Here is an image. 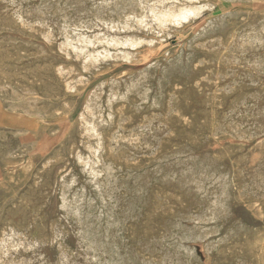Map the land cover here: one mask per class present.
I'll list each match as a JSON object with an SVG mask.
<instances>
[{
  "label": "rangeland",
  "instance_id": "374dc122",
  "mask_svg": "<svg viewBox=\"0 0 264 264\" xmlns=\"http://www.w3.org/2000/svg\"><path fill=\"white\" fill-rule=\"evenodd\" d=\"M0 0V182L3 181L5 184L0 183V263L1 264H146L142 263L147 262V264H244L242 262H246V264H261L262 258L264 264V0H201V4H205L204 9L206 10V13L201 12L202 15L197 16V18L190 19L189 21L184 22L182 24V27L178 26L176 28L172 27L167 30L168 36L166 35L163 39H160L157 35L155 36V33L153 30H151L149 27H147L146 30H144L146 27H140L134 25L132 27L133 29L130 31H122V30H109L106 29V22L109 24L112 17L113 20H117L116 15V9L124 7L125 12H129L131 10H134L133 6L129 2V0H72L74 3H72L71 0H66L68 3L64 4L65 0ZM34 1V2H33ZM39 1V2H38ZM44 1V2H43ZM47 1V2H45ZM59 1V2H58ZM62 1V2H61ZM65 1V2H66ZM70 1V2H69ZM81 1V2H80ZM92 3H88L91 2ZM104 1V2H103ZM108 1V2H107ZM204 1V3H203ZM206 1V2H205ZM248 1V3H247ZM254 1V2H253ZM258 1V2H257ZM261 3H260V2ZM15 2V3H14ZM17 2V3H16ZM21 2V3H20ZM32 4H31V3ZM50 2V4H49ZM55 2V3H54ZM80 4H79V3ZM86 2V3H85ZM94 2V4H93ZM98 2V3H97ZM100 2V3H99ZM120 2V3H119ZM214 2V3H213ZM27 3V4H26ZM29 3V4H28ZM34 3V4H33ZM41 3V4H40ZM44 3V4H43ZM60 3V4H59ZM70 3V4H69ZM77 3V4H76ZM88 3V4H87ZM106 3V4H105ZM110 6H109V4ZM118 3V4H117ZM127 3V4H126ZM208 3H210L208 5ZM214 5H213V4ZM8 4V5H7ZM13 4V5H12ZM48 4V5H47ZM86 5L83 6L82 5ZM93 4V5H92ZM105 4V5H104ZM123 4V5H122ZM12 5V6H11ZM17 5V6H15ZM24 7H23V6ZM33 5V6H32ZM40 5V6H39ZM45 5V7H44ZM77 5V6H76ZM79 5L80 8L79 9ZM91 5V6H90ZM108 7H107V6ZM212 5V6H210ZM9 6H11L9 8ZM41 6L43 8H41ZM67 6V7H66ZM104 6V7H103ZM106 6V7H105ZM114 6V7H113ZM118 6V7H117ZM132 6V7H131ZM215 8H214V7ZM36 7V8H34ZM50 7V8H49ZM52 7H54L52 11ZM57 7V9H56ZM74 12H72V10ZM78 7V9H77ZM97 7V9H96ZM103 7V9H101ZM110 7V9H109ZM207 7V8H205ZM212 9H210V8ZM226 7V8H225ZM6 8V9H5ZM31 8V9H30ZM35 9V14L33 13L32 9ZM67 8V10L65 9ZM69 8V9H68ZM107 8V9H106ZM221 10H220V9ZM223 8V9H222ZM8 9V10H7ZM19 9V10H18ZM49 9V10H48ZM65 9V10H64ZM85 9V11L83 10ZM87 9V10H86ZM90 9V10H89ZM114 9V10H113ZM248 9V10H247ZM17 12H14V11ZM20 10L22 11L20 13ZM26 12H25V11ZM29 10V11H28ZM38 10V11H37ZM41 10V11H39ZM75 10H77L75 12ZM80 10V11H79ZM101 10V11H100ZM103 10V11H102ZM106 10V11H105ZM127 10V11H126ZM213 10V11H212ZM215 10L217 12H215ZM224 10V11H223ZM238 10V11H237ZM240 10V11H239ZM245 10V11H244ZM30 14H28L27 13ZM47 11V12H46ZM70 13H69V12ZM87 11V12H86ZM222 11V12H221ZM237 11V12H236ZM13 12V13H11ZM39 12V13H38ZM41 12V14H40ZM44 12V13H43ZM51 12V13H50ZM54 12V13H53ZM68 12V13H67ZM98 12V14H97ZM241 12V13H240ZM6 13V14H5ZM25 13V14H24ZM43 13V14H42ZM49 13V14H48ZM74 13V14H73ZM77 13V14H76ZM100 13V14H99ZM104 13V14H103ZM221 13V14H220ZM233 13V14H232ZM237 13V15H236ZM261 13V14H260ZM65 14V15H64ZM69 14V15H68ZM85 14V15H84ZM108 14V15H106ZM232 17H230L229 15ZM235 14V15H234ZM7 15V16H6ZM15 15V17H14ZM24 15V16H23ZM27 15V16H26ZM33 15V16H31ZM38 15V16H37ZM41 15V16H40ZM47 15V16H46ZM57 15V16H56ZM74 17H73V16ZM76 15V17H75ZM81 15V16H80ZM84 15V16H83ZM102 15V16H101ZM208 15V16H207ZM223 15V16H222ZM240 15V16H239ZM248 15V16H247ZM17 16V18H16ZM19 16V17H18ZM28 18V21L25 20L24 17ZM31 16V17H29ZM40 16V17H39ZM56 16V17H55ZM62 16V17H61ZM205 16V17H204ZM211 16V17H210ZM214 16V17H212ZM219 16V17H218ZM229 18H227V17ZM239 16V17H237ZM13 17V18H12ZM39 17V18H38ZM51 17V18H50ZM53 17H55L53 19ZM72 17V18H71ZM82 17V18H81ZM92 17V18H91ZM97 17V19H96ZM106 17V18H104ZM111 17V18H109ZM224 17V18H222ZM18 19V21L16 19ZM22 18V19H21ZM30 18V20H29ZM41 18L43 21H41ZM65 18V19H64ZM74 18V19H73ZM79 18V19H78ZM102 18V19H101ZM104 18V19H103ZM212 20H211V19ZM214 18V19H213ZM217 18V19H215ZM222 18V19H221ZM248 18V19H247ZM263 18V19H262ZM33 19V21H32ZM40 19V20H39ZM49 19V20H47ZM55 21H53V20ZM64 19V20H63ZM68 19V20H67ZM77 19V21H75ZM88 19V21H87ZM107 19V20H106ZM111 19V20H112ZM204 19V20H203ZM221 21H219V20ZM224 19V21H223ZM228 19V20H227ZM240 19V20H239ZM243 19V20H241ZM246 19V20H245ZM250 19V20H249ZM22 20V21H21ZM80 20V21H78ZM94 20V22H93ZM218 20V21H217ZM263 21V22H260ZM9 21V22H7ZM37 21V22H36ZM40 21V22H38ZM60 21V22H59ZM75 21V22H74ZM87 21V22H86ZM91 21V22H90ZM99 21V22H98ZM192 21V22H191ZM196 21V22H195ZM228 21V23H227ZM234 21V22H233ZM238 21V22H237ZM259 21V22H258ZM17 22V23H16ZM20 22V23H19ZM43 22V23H42ZM51 22V23H50ZM54 22V23H53ZM62 22V23H61ZM66 22V23H65ZM73 22V23H71ZM96 22V23H95ZM105 22V23H104ZM213 22H216V24ZM236 22V23H235ZM243 22V24H242ZM15 23V24H14ZM28 23V24H27ZM33 25H29L31 24ZM37 23V24H36ZM47 23V24H46ZM53 25L52 26H50ZM70 23V24H69ZM81 23V24H80ZM103 25H102V24ZM191 23V24H190ZM208 23V24H206ZM211 23V25H210ZM256 23H261L257 25ZM23 24V26H22ZM28 26H27V25ZM57 24V25H56ZM69 24V25H68ZM73 24V25H72ZM76 24V25H75ZM89 24V25H87ZM187 24V25H186ZM222 24V25H220ZM246 24V25H245ZM253 24V25H252ZM26 25V26H25ZM39 25H41L39 27ZM46 25V27L44 26ZM75 25V26H74ZM83 25V26H82ZM92 25V26H91ZM208 25V26H207ZM210 25V26H209ZM224 25V26H223ZM249 25V26H248ZM257 25V26H255ZM3 26V27H1ZM36 26V27H35ZM61 26V27H60ZM64 26V27H63ZM68 26H70L68 28ZM78 26V27H77ZM84 26H86L84 28ZM90 26V27H88ZM95 26V27H94ZM207 26L206 28H204ZM216 26V28H215ZM222 26V27H221ZM239 26V27H238ZM248 26V27H247ZM22 27V28H21ZM29 30H27V28ZM52 27H54L52 29ZM59 31H58V29ZM63 27V28H62ZM66 30L68 28V32H70L71 35L75 34H82L83 36L90 38L95 42V44L92 46H89V53L92 58V56L96 55L97 60H88L84 59L82 56L78 55L76 52L72 51L70 48H66L64 44L65 40V28ZM78 30H77V28ZM82 27V28H81ZM88 27V28H87ZM107 27V26H106ZM213 27V28H212ZM218 27V28H217ZM220 27V28H219ZM226 27V29H225ZM228 27V28H227ZM246 27V28H245ZM252 29H251V28ZM254 28L255 31H254ZM3 28V29H1ZM8 28V29H7ZM21 28V29H20ZM43 28V29H42ZM50 28V29H48ZM73 28V29H72ZM85 29V31L83 30ZM87 28V29H86ZM92 28V30H91ZM99 28V29H98ZM103 28V29H102ZM142 28V29H141ZM184 28V29H183ZM204 28V30H203ZM225 30H224V29ZM239 28V29H238ZM258 28H260L258 30ZM12 29V31L10 30ZM33 29H35L33 31ZM52 29V30H51ZM64 29V30H63ZM71 29V30H70ZM141 29V30H139ZM181 29V30H180ZM223 29V30H221ZM234 29V31H233ZM80 30V31H79ZM87 30V31H86ZM108 30V31H107ZM138 30V31H137ZM143 30V31H142ZM202 30V31H201ZM208 30V31H207ZM247 30V31H246ZM258 30V32H257ZM26 31V32H25ZM34 34H33V32ZM37 32V34L35 33ZM47 33H46V32ZM50 31V32H49ZM74 31V33H73ZM93 31V32H92ZM106 31V32H104ZM119 31V32H118ZM131 34H130V32ZM148 31V32H147ZM182 31V32H181ZM189 31V32H188ZM210 31V32H209ZM213 33H212V32ZM224 31V32H222ZM231 31V32H230ZM233 31V33H232ZM237 31V33H235ZM241 31V32H239ZM31 32V34H30ZM38 32H41V34ZM45 32V33H44ZM54 32V33H53ZM56 32V33H55ZM98 32V33H97ZM111 32L114 34L112 36ZM122 32V33H121ZM151 32V33H150ZM200 32V33H199ZM202 32V34H201ZM205 32V33H204ZM260 32V33H259ZM29 33V34H28ZM43 33V34H42ZM52 33V34H49ZM59 33V34H58ZM61 33V34H60ZM64 33V34H63ZM87 33V34H86ZM100 33V34H99ZM110 35H109V34ZM124 33V34H123ZM139 33V34H137ZM146 33V34H145ZM180 33V35L178 34ZM183 33V34H182ZM191 33V34H190ZM198 33V34H197ZM216 33V34H215ZM219 33V34H218ZM36 34V35H35ZM56 36H54V35ZM58 34V35H56ZM89 34V36H88ZM127 34V35H126ZM153 34V35H152ZM174 34V35H172ZM189 34V35H188ZM200 34V35H199ZM206 34L208 36H206ZM231 34V35H229ZM235 34V35H234ZM243 34V35H242ZM253 34V35H251ZM262 34V35H261ZM47 35V36H46ZM60 35V36H59ZM87 35V36H86ZM99 35V36H96ZM104 35V36H103ZM119 37H118V36ZM121 35V36H120ZM126 35V36H124ZM131 37L135 38L138 41L139 44L135 49H127L130 52H132V57L130 60H124L122 57L124 48L122 47H116L113 46H106V43L104 40L109 38H116L117 39H123L124 37ZM139 35V36H138ZM142 35V36H141ZM145 35V36H144ZM176 35V36H175ZM227 35V37H226ZM248 35V36H247ZM36 38H35V37ZM39 36V37H38ZM62 36V37H61ZM93 36V37H92ZM109 36V37H108ZM124 36V37H122ZM135 36V37H134ZM144 36V37H143ZM147 36V37H146ZM196 36V38H195ZM202 36V37H201ZM210 36V37H209ZM213 36V37H212ZM216 36V37H215ZM218 40H215L214 38ZM229 36V37H228ZM242 36V38H241ZM247 36V37H246ZM253 36H255L253 38ZM45 37V38H43ZM47 37V39H46ZM60 37V38H59ZM101 37V38H100ZM106 37V38H105ZM152 37V38H150ZM170 37V38H168ZM178 37V38H177ZM182 37V39H181ZM199 37V38H198ZM204 37V38H203ZM209 37V38H208ZM223 37V38H222ZM232 37V38H231ZM250 37V38H248ZM30 38V39H29ZM50 38V39H49ZM55 40H52L54 39ZM57 38V39H56ZM100 39L99 42H96ZM104 38V40H102ZM146 38V39H144ZM159 38V40H158ZM185 38V39H183ZM201 38V39H200ZM207 38V39H206ZM214 40L213 41L209 40ZM228 40H227V39ZM231 38V39H230ZM239 38V39H238ZM245 38V39H244ZM46 39V40H45ZM144 41H143V40ZM150 39V40H149ZM157 41H156V40ZM190 39V40H189ZM194 39V40H193ZM199 43L200 45L195 41ZM203 39V40H202ZM221 41H220V40ZM236 39V40H235ZM241 39V40H240ZM262 39V40H261ZM10 40V41H9ZM45 40V41H44ZM96 40V41H95ZM149 41V43L147 41ZM155 42H152V41ZM164 40V41H162ZM192 40V41H191ZM209 40V41H208ZM223 40V41H222ZM230 40V41H229ZM234 40V41H233ZM245 40V41H244ZM15 41V42H13ZM48 41V42H47ZM52 41V43H50ZM62 41V43H61ZM101 41V42H100ZM142 41V43H141ZM153 43H151V42ZM204 41V42H203ZM208 41V42H207ZM218 41V42H217ZM228 41L230 42L229 45L227 44ZM4 42V43H3ZM6 42V43H5ZM8 42V43H7ZM12 42V43H11ZM20 42V43H19ZM24 42V44H23ZM55 42V43H54ZM144 42V43H143ZM149 44L147 46V44ZM190 42V43H189ZM206 42V44H205ZM221 42V43H220ZM223 42V43H222ZM226 42V43H225ZM238 42V43H237ZM243 42V43H242ZM255 42V43H254ZM261 42V46H260ZM15 43V44H14ZM22 43V44H21ZM26 43V45H25ZM50 43V44H49ZM57 43V44H56ZM60 43V44H59ZM101 44L97 45V44ZM181 43V44H180ZM184 43V44H183ZM187 43V44H186ZM194 43V44H193ZM212 43V44H211ZM236 43V45L234 44ZM246 43V44H245ZM4 44V45H3ZM8 44V45H7ZM52 44V45H51ZM141 44V46H139ZM143 44V45H142ZM146 44V45H145ZM158 44V45H157ZM186 44V45H185ZM197 44V47H196ZM225 44V45H224ZM226 44L228 45L226 47ZM232 44V45H230ZM7 45V47H6ZM29 45V46H28ZM36 45V46H34ZM54 45V46H53ZM63 47H62V46ZM104 45V46H103ZM154 45V46H153ZM156 45V46H155ZM160 45V46H159ZM181 45V47H179ZM185 47H184V46ZM195 45V46H193ZM199 45V46H198ZM201 45H206L207 47H201ZM210 45V46H209ZM218 47H216V46ZM248 45V46H247ZM18 46V48H17ZM27 48H26V47ZM51 46V47H50ZM165 46V47H164ZM191 46V47H190ZM232 46V47H231ZM235 46V49H234ZM240 46V47H239ZM243 46V47H242ZM256 46V47H254ZM6 47V48H5ZM11 47V48H10ZM14 47V48H13ZM33 47V48H32ZM60 47V48H59ZM96 47V48H95ZM112 47V48H111ZM178 47V48H177ZM187 47V48H186ZM190 47V48H189ZM196 47V48H195ZM201 47V50H200ZM210 47V49H209ZM211 47H213L211 49ZM226 47V48H225ZM254 47V48H253ZM260 47V48H259ZM3 48V49H2ZM8 48V49H7ZM62 48H65L61 50ZM114 48V49H113ZM138 48V49H137ZM149 48V49H148ZM152 50H151V49ZM156 48V49H155ZM166 48V49H164ZM192 48V49H191ZM207 49V54L205 49ZM215 48V49H214ZM224 48V49H223ZM239 48V49H238ZM249 48V50H247ZM262 48V49H261ZM38 49V50H37ZM40 49V50H39ZM104 49V50H103ZM145 49V50H144ZM155 49V50H154ZM165 51H164V50ZM175 49V50H174ZM177 49V50H176ZM185 49V50H183ZM196 49V50H195ZM214 49V50H213ZM226 49V50H225ZM232 49V50H231ZM234 49V51H233ZM248 51L245 52L244 51ZM254 51H252V50ZM258 49V50H257ZM16 52H15V51ZM71 50V51H69ZM98 50V51H97ZM100 50V52H99ZM111 50V51H110ZM122 50V51H121ZM137 50V52L135 51ZM142 50V51H141ZM169 50V51H167ZM193 50V51H192ZM204 50V51H203ZM241 50V51H240ZM8 51V53L6 52ZM20 51V52H19ZM38 51V52H37ZM45 53V54H43ZM53 51V53H52ZM61 51V52H60ZM65 51V52H64ZM67 51H69L67 53ZM103 51V52H102ZM106 51V52H105ZM108 51V54H107ZM152 51V53H151ZM155 51V52H154ZM163 51V52H162ZM197 51V53H195ZM223 51V52H221ZM10 52V53H9ZM13 52V54H12ZM34 52V53H33ZM41 52V53H40ZM64 52V53H63ZM121 55H120V53ZM169 52V53H168ZM184 52V53H183ZM203 52V53H200ZM20 53H23L20 54ZM69 55H67V54ZM92 53L94 55H92ZM96 53V54H95ZM99 53V54H97ZM148 53V54H147ZM158 55H157V54ZM181 53V55H180ZM200 53V54H199ZM229 55H228V54ZM238 55H237V54ZM4 54V55H3ZM16 54V55H15ZM41 54V55H39ZM119 54V55H118ZM161 54V55H160ZM177 54V55H176ZM183 54V55H182ZM189 54V55H188ZM214 54V55H213ZM224 54V55H223ZM231 54V55H230ZM245 54V55H243ZM255 54V55H254ZM3 55V56H2ZM37 55L39 57H37ZM64 55V56H63ZM67 55V56H66ZM79 56L76 57L75 56ZM100 55V56H99ZM103 55V56H102ZM118 55V56H116ZM168 55V56H167ZM171 55V56H170ZM172 55H175L174 57ZM201 55V56H200ZM207 58H206V56ZM220 55V56H219ZM236 59H235V57ZM252 55V56H251ZM9 56V57H8ZM14 56V57H13ZM70 56V57H69ZM99 56V58H98ZM106 56V57H105ZM110 58H109V57ZM116 59H114L115 57ZM142 56V57H141ZM158 56V58H157ZM165 56V57H164ZM185 56V57H184ZM211 56V57H210ZM212 56H215V58ZM230 56V57H229ZM234 57V59L232 58ZM259 56V57H258ZM2 57H4L2 59ZM17 57V58H16ZM35 57V58H34ZM105 57L107 61H105L103 58ZM113 57V59H111ZM119 57V58H118ZM122 57V59H121ZM144 57V58H143ZM164 57V58H162ZM180 57V58H179ZM202 57V58H201ZM259 59H258V58ZM23 58V59H22ZM29 58V59H28ZM71 58V59H70ZM80 58V59H79ZM83 58V59H82ZM108 58L110 61H108ZM143 58V59H142ZM156 58V59H155ZM172 58V59H170ZM176 60H175V59ZM178 58V59H177ZM200 58V59H199ZM205 58V59H204ZM228 58V59H227ZM231 58L233 60H231ZM242 58V59H241ZM249 58V59H248ZM263 58V59H261ZM22 61H21V60ZM68 59V60H66ZM103 59V60H101ZM120 59V60H119ZM148 59V60H147ZM197 59V60H196ZM222 59V60H221ZM229 61H227V60ZM240 59V61H239ZM245 59V60H244ZM257 59V60H256ZM39 60V61H38ZM82 60V62L80 61ZM111 60H114L111 61ZM144 60V61H143ZM156 60V61H155ZM161 60V62H159ZM168 62H167V61ZM196 60V61H195ZM205 60V61H204ZM209 60V61H208ZM247 60V61H246ZM18 61V62H17ZM21 61V62H19ZM49 61V62H48ZM78 61V63H77ZM100 61V63H99ZM116 61V62H115ZM165 61V62H164ZM173 61V62H172ZM186 61V62H185ZM189 61V62H188ZM212 61V62H211ZM221 61V62H220ZM239 61V62H236ZM259 61V62H258ZM262 61V62H261ZM29 62V63H28ZM53 62V63H52ZM121 62V63H120ZM158 62V63H157ZM192 62V63H190ZM202 62V63H201ZM217 62V64H216ZM219 62V63H218ZM230 62V64H228ZM242 62V63H241ZM247 62V63H246ZM252 62V63H251ZM17 63V64H16ZM26 63V65L24 64ZM40 63V64H39ZM52 65H51V64ZM116 63V66H114ZM167 63V64H166ZM187 63V64H186ZM195 63V64H194ZM211 63V64H210ZM222 63V65H221ZM255 63V64H254ZM258 63L260 65H258ZM82 64V65H81ZM113 64V65H112ZM134 64V65H133ZM164 64H166L164 66ZM170 64V66H169ZM174 64V65H173ZM192 64V65H191ZM197 64V65H196ZM203 64V65H202ZM235 64V65H234ZM256 66H254V65ZM30 65V66H29ZM39 65V66H38ZM54 65V67H52ZM59 67H56L58 66ZM63 65V66H62ZM81 65V66H80ZM97 65V66H96ZM156 69H155V67ZM172 65V67H171ZM199 65V66H198ZM200 65L202 67H200ZM217 65V66H216ZM243 65V66H241ZM248 65V66H247ZM255 67H252V66ZM8 66V67H7ZM22 66V67H21ZM34 66V67H33ZM68 66H72L69 68ZM83 66V67H82ZM85 66V67H84ZM94 66V67H93ZM102 66V67H101ZM105 66V67H104ZM111 66V67H110ZM115 68H114V67ZM192 66V69H191ZM197 66V68H196ZM262 66V67H261ZM42 67V69L40 68ZM104 67V68H103ZM147 67V68H146ZM171 67V70H170ZM175 67V68H173ZM206 67V68H205ZM241 67V68H240ZM243 67V68H242ZM261 67V68H260ZM4 68H6L4 70ZM38 68V69H37ZM60 69V73L58 70ZM67 71H63V69ZM68 68V69H67ZM77 71H74L76 70ZM88 68V69H86ZM92 68V69H91ZM96 68V69H95ZM106 68V69H105ZM150 70H149V69ZM194 68V69H193ZM205 68L206 71L203 69ZM218 68V69H217ZM41 69V70H39ZM74 69V70H72ZM103 69V70H102ZM109 69V70H108ZM144 69V70H143ZM153 69V70H152ZM178 69V70H177ZM196 69V70H195ZM211 69V70H210ZM237 69V70H236ZM259 70V72L255 71V73L252 74V70ZM43 70V71H42ZM70 70V71H68ZM88 73H87V71ZM106 70V73L105 71ZM215 70V71H214ZM224 70V71H223ZM247 70L248 72H246ZM2 71V73H1ZM4 71V72H3ZM24 71V72H23ZM57 71V73H56ZM72 71V72H71ZM84 71V72H82ZM97 72L96 74L94 72ZM103 71V72H101ZM110 71V72H109ZM141 71V72H140ZM161 71V72H160ZM204 71V72H203ZM210 71V72H208ZM217 71V72H216ZM223 71V72H221ZM227 73H226V72ZM262 71V72H261ZM23 72V73H22ZM47 72V73H46ZM71 72L72 74H69ZM74 72V73H73ZM76 72V73H75ZM101 72V73H100ZM118 72V73H117ZM125 74H124V73ZM129 72V74H128ZM146 72V73H145ZM157 72V74H156ZM175 72V73H173ZM179 72V73H178ZM215 72V73H214ZM251 72V73H250ZM8 73V74H7ZM16 73V74H15ZM55 73V74H54ZM94 73V74H93ZM99 73V74H98ZM142 73V74H141ZM190 73V75H189ZM192 73V74H191ZM217 73V75H216ZM230 76H229V74ZM233 73V78L232 74ZM242 73V74H240ZM250 73V75L248 74ZM14 74V75H13ZM62 74V75H61ZM69 74V75H68ZM81 75L80 79L77 77L78 75ZM98 74V75H97ZM122 74L124 76H122ZM133 74V77H132ZM139 76V74L141 76ZM146 74V75H145ZM159 74V75H158ZM186 74V75H185ZM208 76H207V75ZM210 74V75H209ZM224 74V75H223ZM244 74V75H243ZM246 74L248 75L247 77ZM252 74V75H251ZM263 74V75H262ZM4 75V76H2ZM88 75V76H87ZM122 77H120V76ZM130 77H129V76ZM143 75V76H142ZM157 75V76H156ZM161 75V76H160ZM166 75V76H165ZM205 75V76H204ZM214 75V77H213ZM22 76V77H21ZM43 76V77H42ZM59 76V78L57 77ZM67 76V77H66ZM69 76V77H68ZM94 76V77H93ZM113 76V77H112ZM119 76V78H118ZM137 76V77H135ZM146 76V78H145ZM154 76V77H153ZM160 76V77H159ZM212 76V77H211ZM216 76L218 78H216ZM221 76V77H219ZM243 76V77H242ZM256 76V77H254ZM9 77V78H8ZM63 77V78H62ZM75 77V78H74ZM78 79H77V78ZM112 77V78H111ZM117 77V79H116ZM128 77V78H127ZM135 77V79H134ZM143 77V78H142ZM150 79H149V78ZM209 77V78H208ZM228 77V78H227ZM242 79V80H240ZM242 77V78H241ZM249 77V78H248ZM41 78V80H40ZM57 78V79H56ZM62 78V79H61ZM68 78V79H67ZM70 83H67V81ZM74 78V79H73ZM126 78V79H125ZM131 78V80H130ZM137 78V80H136ZM139 78H141L139 80ZM145 78V79H144ZM188 78V79H187ZM200 78H205L203 81ZM216 78V79H214ZM251 78V79H250ZM254 78V79H253ZM5 80V82L3 81ZM16 81H15V80ZM49 79V80H48ZM61 79V80H59ZM67 79V80H64ZM77 81H74V80ZM87 79V80H86ZM108 79V80H107ZM114 79V80H113ZM119 79V80H118ZM147 79V80H146ZM156 79V80H155ZM165 79V80H164ZM210 79V80H207ZM245 79V80H243ZM31 80V81H30ZM41 82H39V81ZM64 80V81H63ZM98 80V81H97ZM101 80V81H100ZM106 80V82H105ZM110 80V81H109ZM113 80V81H112ZM126 80V81H125ZM131 83H130V81ZM136 80V81H135ZM154 80V81H151ZM159 80V81H158ZM198 80V81H197ZM206 80V81H205ZM213 80V81H212ZM218 80V81H217ZM224 80V81H223ZM249 80V81H248ZM261 80V81H260ZM29 81V82H28ZM66 81V83H65ZM82 81L83 83H81ZM112 81V83H111ZM116 82V85L114 84ZM118 81V82H117ZM125 81V82H124ZM146 81V83H145ZM151 81V82H149ZM165 81H169L165 83ZM194 81L196 83H194ZM201 81V82H199ZM209 82H215L210 83ZM234 81V82H233ZM238 81V82H237ZM252 83H251V82ZM255 81V82H254ZM15 82V84H14ZM18 82V83H17ZM62 82V83H61ZM77 82V83H76ZM87 84H86V83ZM102 85H101V83ZM103 82L105 83L103 84ZM120 82V83H119ZM124 82V83H123ZM129 84H128V83ZM154 82V83H153ZM218 82V83H217ZM243 82V83H242ZM261 84H260V83ZM17 83V84H16ZM32 83V85H31ZM53 83V84H52ZM79 85L77 86V84ZM100 83V85H99ZM112 86H111V84ZM127 83V84H126ZM134 83V84H133ZM136 83V84H135ZM141 83V84H140ZM143 83V84H142ZM153 83V84H152ZM157 83V84H156ZM181 85H180V84ZM247 83V85H245ZM255 83V84H253ZM258 83V84H257ZM10 84V85H9ZM68 84V85H67ZM75 84V85H74ZM81 84V85H80ZM83 84V86H82ZM95 84V85H94ZM98 84V86H97ZM119 86H118V85ZM121 84V85H120ZM139 84V86H138ZM150 84V85H149ZM177 84V85H176ZM199 84V85H197ZM226 84V85H225ZM4 90H3V86ZM65 85V86H63ZM111 87H110V86ZM113 85H115L113 87ZM128 85V87H126ZM136 85V86H135ZM143 85V86H142ZM156 85V86H155ZM169 85V86H168ZM224 85V86H223ZM228 85V86H227ZM233 85H240L233 86ZM249 85V87H248ZM252 85V86H251ZM255 85V86H254ZM258 85V86H257ZM10 86V90H9ZM43 86V87H42ZM49 88H48V87ZM69 86V87H67ZM71 86V87H70ZM80 86V87H79ZM121 86V87H120ZM123 86V87H122ZM132 86V87H131ZM147 86V87H146ZM151 86V87H150ZM176 86V87H174ZM180 86V87H179ZM231 86V87H230ZM8 87V88H7ZM54 87V88H53ZM77 89H76V88ZM119 87V88H118ZM125 87V88H124ZM136 87V88H135ZM138 87V88H137ZM140 87V88H139ZM157 87V88H155ZM222 87V89H221ZM223 87L225 91H230L229 93L223 90ZM27 88V89H26ZM71 88V90H70ZM74 88V89H73ZM98 88V89H96ZM128 88L130 89L128 92ZM133 88V89H132ZM142 88V91H140ZM153 88V89H152ZM175 90H174V89ZM181 88V89H180ZM188 88V89H187ZM200 88V89H199ZM206 88V89H205ZM219 88V89H218ZM230 88V90H228ZM240 88V89H239ZM246 88V89H245ZM7 91H6V90ZM44 89V90H43ZM67 89H69L67 91ZM105 91H103V90ZM108 89V91H107ZM113 89V91H112ZM115 89V90H114ZM119 89V92L118 90ZM134 89H138L137 91H133ZM140 89V90H139ZM144 89V90H143ZM155 91H152V90ZM158 89V90H157ZM239 89V90H238ZM2 90V92H1ZM19 90V91H18ZM28 90V91H27ZM30 90V93L34 94L31 95L28 94ZM33 90V91H32ZM51 90V91H50ZM65 90V93L63 92ZM77 90V91H76ZM100 90L99 92H97ZM123 90V91H122ZM150 90L152 92H150ZM157 90V91H156ZM169 90V91H168ZM215 90V91H214ZM234 90V91H233ZM15 93H14V92ZM17 91V92H16ZM47 93H45V92ZM72 91V94L71 92ZM87 91V92H86ZM92 91V92H91ZM95 91V92H94ZM103 91V92H102ZM116 91V93H114ZM125 91V92H124ZM159 91V92H158ZM164 91V92H163ZM168 91V92H167ZM185 91V92H184ZM256 91V92H255ZM22 92V93H21ZM26 92V94H25ZM57 92V93H56ZM67 92V93H66ZM77 92V93H76ZM114 94H113V93ZM154 92H156L154 94ZM167 92V93H166ZM173 94H172V93ZM224 92V93H223ZM232 92V93H231ZM12 93V94H11ZM18 93V94H17ZM103 93V95H102ZM122 93V94H120ZM132 93V95H131ZM143 93V94H142ZM146 93V95H145ZM153 93V94H152ZM200 93V94H199ZM221 93V94H219ZM234 93V94H233ZM243 94L242 97H240ZM249 93V94H246ZM255 93V94H254ZM262 93V95H261ZM18 95V97L16 95ZM55 94V96H54ZM105 94V96H104ZM110 94V95H108ZM113 94V95H112ZM126 94V95H125ZM129 94V95H128ZM138 94L139 96H136ZM164 94V95H163ZM168 94V95H166ZM170 94V95H169ZM172 94V95H171ZM89 95V96H88ZM95 95V97L93 96ZM108 95V97H107ZM115 95H118L114 97ZM129 96L126 98H119ZM150 97H149V96ZM177 95V98L174 96ZM209 95V96H208ZM216 95V96H215ZM247 95V96H246ZM251 95V96H250ZM259 95V97H258ZM21 96V97H20ZM24 96V97H23ZM34 96V97H33ZM101 98H100V97ZM112 96V97H111ZM141 96L143 100L141 99ZM147 96V97H145ZM154 96V97H153ZM165 96V97H164ZM173 96V97H172ZM212 96V97H211ZM214 96V97H213ZM246 96V97H245ZM249 96V97H248ZM252 96L254 98H252ZM16 97V99H15ZM28 97V99H27ZM87 97V98H86ZM93 97V98H92ZM98 97V98H97ZM114 97V98H113ZM118 97V99H117ZM138 97V98H136ZM161 99H160V98ZM167 97L168 100H167ZM172 97V98H171ZM184 97V98H183ZM216 97V98H215ZM221 99H219V98ZM244 97L246 99H244ZM258 97V98H257ZM92 98V99H91ZM107 98V99H106ZM111 98V99H110ZM146 98V99H145ZM150 98V99H149ZM156 98V99H155ZM175 98V99H174ZM186 98V99H185ZM215 98V99H214ZM250 98V100H249ZM15 99V100H14ZM22 99V100H21ZM36 99V100H34ZM101 99V100H100ZM103 99V100H102ZM113 101H109L112 100ZM121 102H118L120 101ZM134 99V101H133ZM153 99V100H152ZM160 101H159V100ZM173 99V100H171ZM179 99V100H178ZM220 100V101H217ZM235 99V100H234ZM243 99V100H242ZM254 99V103L253 100ZM17 100V101H16ZM32 101L31 103L29 101ZM39 100V101H38ZM88 100V101H87ZM91 103H96L91 104ZM100 100V101H99ZM123 100V101H122ZM147 102L145 103V101ZM156 100V101H155ZM190 101L188 103V101ZM215 100V101H214ZM234 100V101H233ZM242 100V101H241ZM258 100V101H257ZM23 101V102H22ZM34 101V104H33ZM38 101V102H37ZM42 101V102H41ZM152 101H155L154 103ZM167 101V103H166ZM176 101V102H175ZM178 101V102H177ZM186 101V102H185ZM214 101V102H213ZM233 101V102H232ZM238 101V102H237ZM246 101V102H245ZM249 101V102H248ZM14 102V103H13ZM65 102V103H64ZM87 102V104H86ZM103 102V103H102ZM112 102L110 106L108 107V103ZM114 102H116L114 104ZM126 102V103H125ZM143 102V103H142ZM157 102V103H156ZM175 102V103H172ZM235 102V103H234ZM241 102V103H239ZM244 102V104H243ZM23 103V104H22ZM64 103V104H63ZM98 103V104H97ZM102 103V104H101ZM141 103V104H140ZM159 103V104H158ZM164 105H163V104ZM203 103V104H202ZM214 103V104H213ZM230 103V104H229ZM234 103V104H233ZM257 103V104H256ZM38 104V105H37ZM90 104L89 106H86ZM100 104L102 105L100 107ZM107 104V107H106ZM125 104V106L123 105ZM152 105V107L150 106ZM185 104V105H184ZM191 104V105H190ZM209 104V105H208ZM223 104V105H222ZM229 104V105H228ZM236 104V105H235ZM254 104V105H253ZM10 105V106H9ZM29 105V106H28ZM96 106L94 111L91 110L95 119L94 123L97 126V129L99 131V140L100 143L102 142V150L100 151L99 159L98 160L92 155L93 150L97 147V141L98 139L94 137H88L85 129V122L91 121L90 113L88 108L90 106ZM123 105V106H122ZM140 107H139V106ZM142 105V106H141ZM144 105V106H143ZM162 105V106H161ZM168 105V106H167ZM176 105V106H175ZM231 105V108H230ZM235 105V106H234ZM243 105V106H242ZM257 105V107H256ZM32 106V107H31ZM34 106V107H33ZM37 107V111L35 108ZM39 106V107H38ZM68 106V107H66ZM99 106V107H98ZM120 106V107H119ZM131 106V107H129ZM135 108H132V107ZM138 106V108H137ZM159 106L158 109L157 107ZM184 106V107H183ZM214 106V107H213ZM216 106V107H215ZM221 108H220V107ZM228 106V107H227ZM242 106V107H240ZM254 108V110L251 108ZM8 107V108H7ZM27 107V108H26ZM42 107V108H41ZM64 107V108H63ZM87 107V110H86ZM98 107V108H97ZM103 107V108H102ZM124 107V108H122ZM158 109H156V108ZM166 107H171L167 109ZM219 107V108H218ZM256 107V108H255ZM263 107V108H262ZM11 108V109H10ZM30 108V109H29ZM56 108V109H54ZM63 108V109H62ZM66 108V110H65ZM83 108V109H82ZM94 108V107H91ZM101 108V109H100ZM117 110H116V109ZM143 108V109H142ZM147 110H146V109ZM174 108V109H173ZM184 108V109H183ZM237 110H234L233 109ZM244 108V109H243ZM26 109V110H25ZM51 109V110H50ZM68 109V110H67ZM98 109V110H97ZM106 109V110H105ZM112 109V110H111ZM122 109V112L124 115L121 116L120 112ZM124 109V111H123ZM131 111H130V110ZM136 109V110H135ZM146 111H145V110ZM156 109V110H153ZM172 109V111H171ZM178 111H177V110ZM181 109V111H180ZM192 111H191V110ZM227 109V110H226ZM251 109V110H250ZM261 109V110H260ZM11 110V111H10ZM21 110V111H20ZM29 112H28V111ZM56 111V114L54 116V113ZM64 110V111H63ZM70 110V111H69ZM77 110V111H76ZM100 110V111H99ZM104 110V112H103ZM120 110V111H119ZM135 110V111H134ZM143 110V111H142ZM150 112H149V111ZM170 110V111H168ZM194 110V111H193ZM202 110V111H201ZM207 110V111H206ZM214 110V111H213ZM217 112H216V111ZM244 110V111H243ZM246 110V111H245ZM249 110V111H248ZM23 111V112H22ZM53 111V112H52ZM79 111V113H78ZM106 111V112H105ZM139 111V112H138ZM163 111V112H162ZM169 114H168V112ZM177 111L176 113H174ZM212 111V112H209ZM241 111V112H240ZM262 111V112H261ZM26 112L28 114H26ZM42 112V113H41ZM53 114H52V113ZM61 112V113H59ZM99 112V113H98ZM102 112V113H101ZM110 112V113H109ZM120 114L118 115L117 114ZM137 114H136V113ZM144 112V113H142ZM156 115L152 116V113ZM159 112V114H158ZM190 112V113H189ZM207 112V113H206ZM231 112V113H230ZM238 112V113H237ZM249 112V113H247ZM251 112V113H250ZM257 112V113H255ZM32 113V115L30 114ZM59 113V114H58ZM84 113V114H83ZM97 113V114H96ZM109 114V116L107 115ZM122 113V114H123ZM139 113V114H138ZM150 115H148V114ZM173 113V114H171ZM204 113V114H203ZM214 113V115H213ZM217 113V114H216ZM224 113V114H223ZM237 113V115H236ZM246 116H245V114ZM2 114V115H1ZM30 114V116H29ZM35 114V115H34ZM45 114V116H44ZM61 114V115H60ZM103 114V115H101ZM112 114V115H110ZM129 114V115H128ZM142 114V115H141ZM147 116H146V115ZM166 114V116L164 115ZM168 114V116H167ZM242 114L244 115L243 117ZM248 114V115H247ZM252 116H251V115ZM260 114V115H259ZM262 114V115H261ZM41 115V116H40ZM58 115V116H57ZM98 115V116H97ZM101 115V117H100ZM132 118L129 119L126 116ZM141 115V116H140ZM172 115V116H171ZM182 115V116H178ZM213 115V116H211ZM239 115V116H238ZM254 115V118L252 119ZM43 116V117H42ZM73 116V117H72ZM89 116V117H88ZM103 116V117H102ZM105 116V117H104ZM113 117L111 119V117ZM124 116L123 119H120ZM158 116H161L158 117ZM164 116V117H162ZM207 118H206V117ZM224 116V117H223ZM230 116V117H229ZM232 116V117H231ZM236 116V117H235ZM251 116V117H250ZM257 116V120L255 118ZM260 116V117H259ZM41 117V118H40ZM110 121H109V118ZM119 117V118H118ZM148 117V118H147ZM152 117V118H151ZM157 121H155L156 119ZM182 117V118H179ZM188 117V121L187 118ZM212 117V119L210 118ZM215 117V118H214ZM219 117V118H218ZM247 117V119H246ZM262 117V118H261ZM3 118V119H2ZM19 118V119H18ZM74 118V119H73ZM139 118V119H138ZM154 118V119H153ZM164 118V119H163ZM166 118V119H165ZM170 118V119H169ZM185 118V119H184ZM233 118V119H232ZM240 118V119H239ZM251 118V119H250ZM7 119V120H6ZM27 119V120H26ZM29 119V120H28ZM126 121H125V120ZM131 121V122H129ZM219 123H218V121ZM222 119V120H221ZM224 119V120H223ZM227 121H226V120ZM234 122L235 126L232 125V121ZM243 119V120H242ZM246 119V120H244ZM255 119V120H254ZM19 120V121H18ZM102 120V121H101ZM112 120V121H111ZM120 120V121H119ZM148 120V121H147ZM150 120V122H149ZM154 120V121H153ZM185 120V122L183 121ZM188 122H187V121ZM215 120V121H214ZM239 121V123L237 122ZM243 122H242V121ZM248 120V121H247ZM16 121V122H15ZM29 121V122H28ZM39 121V122H38ZM41 121V122H40ZM104 121V122H103ZM117 121V123H116ZM159 121V123H157ZM202 121V122H201ZM214 121V123H213ZM225 123H224V122ZM230 121V122H229ZM247 121V122H246ZM262 121V122H261ZM7 122V123H6ZM10 122V123H8ZM73 122V124H71ZM104 126H101V123ZM107 122V123H106ZM113 124H112V123ZM122 122V123H120ZM127 122V123H126ZM167 122V123H166ZM204 122V123H203ZM209 122V123H208ZM221 122V124H220ZM229 122V123H227ZM237 122V123H236ZM252 122V123H251ZM44 123V124H43ZM106 123V124H105ZM141 123V125H140ZM143 123V124H142ZM163 123V124H162ZM189 123V124H188ZM206 123V124H205ZM216 123L219 125H216ZM245 125L243 126V124ZM255 123V124H253ZM36 124V125H35ZM41 124V125H40ZM112 126H110V125ZM116 124V125H115ZM121 124V127L120 125ZM123 124V127H122ZM125 124V125H124ZM137 124V125H136ZM139 124V125H138ZM150 124V125H149ZM154 124V125H153ZM188 124V125H187ZM213 127H212V125ZM238 124V125H236ZM239 124L241 126H239ZM247 124V125H246ZM249 124V125H248ZM259 124V125H258ZM9 125V126H7ZM72 125V126H71ZM107 125V126H106ZM109 125V126H108ZM120 129L123 131H121ZM137 126V128L135 129ZM157 125V126H155ZM161 128H160V126ZM166 125L168 127H166ZM210 125V126H209ZM214 125L215 128H214ZM223 125V126H222ZM230 125V126H229ZM253 125V126H252ZM44 126V127H43ZM117 126V128H116ZM208 126V127H207ZM229 126V127H228ZM234 126V127H233ZM238 128H237V127ZM251 126V128H249ZM257 126L259 127L257 128ZM14 127V128H13ZM40 127V128H39ZM42 127V128H41ZM102 129H100V128ZM108 127H110L109 130ZM131 129H130V128ZM141 129L139 131V129ZM151 129H150V128ZM153 127L155 129H153ZM211 127V128H210ZM225 130H223L222 129ZM241 127V128H240ZM45 128V129H44ZM52 128V129H51ZM70 128V129H69ZM104 128V129H103ZM107 128V129H106ZM158 128V129H157ZM163 128V129H162ZM213 128V129H212ZM229 128V129H228ZM233 129V130H230ZM246 128V129H245ZM100 129V130H99ZM127 129V133L125 131ZM148 129V131H147ZM150 129V131H149ZM228 129V130H227ZM252 129V131H250ZM256 129V130H255ZM84 130V131H83ZM116 130V131H115ZM130 130V131H128ZM137 130V131H136ZM146 130V131H145ZM153 130V131H151ZM159 130V131H157ZM165 130V131H164ZM168 130V131H167ZM212 130V132H211ZM236 130V131H235ZM240 130V131H237ZM244 131V133L242 132ZM9 131V132H8ZM12 131V132H10ZM56 131V132H55ZM58 131V132H57ZM82 131V132H81ZM113 131V132H112ZM132 131V132H131ZM139 131V133H138ZM169 131L174 132L173 135L170 132L172 136L169 135ZM205 131V133H204ZM219 131V133H217ZM222 131V132H221ZM227 131V132H226ZM232 131V132H230ZM22 134H21V133ZM26 132V133H25ZM50 132V133H49ZM108 132V133H107ZM119 132V133H118ZM121 132V133H120ZM137 132V133H135ZM144 134H143V133ZM148 132V133H147ZM186 132V133H185ZM224 132V133H223ZM238 133V136L235 137ZM251 132L253 133L252 135ZM4 136H1L3 135ZM17 133V134H16ZM55 133L54 135H52ZM79 133V134H78ZM103 133V134H102ZM111 133V134H110ZM141 133V134H140ZM185 133V134H184ZM188 133V134H187ZM196 133V134H194ZM201 133V135H200ZM239 133H243L242 135ZM246 133V134H245ZM249 133V134H248ZM256 133V134H255ZM11 134V135H10ZM16 134V135H14ZM51 134V135H50ZM83 137H81V135ZM85 134V135H84ZM112 136H110V135ZM115 134V135H114ZM126 134V135H125ZM130 134V135H129ZM134 134V135H133ZM152 134V135H151ZM223 134V135H222ZM225 134V135H224ZM232 136H230V135ZM261 134V135H260ZM80 135V136H79ZM102 135V136H101ZM123 135V136H122ZM133 135V136H132ZM138 135V136H136ZM140 135V137H139ZM149 135V136H148ZM195 135V136H194ZM196 135L198 137H196ZM206 135V137H205ZM209 135V136H208ZM223 137H221V136ZM240 135V136H239ZM245 135V138L243 137ZM247 135V137H246ZM256 135V137H254ZM259 135V136H258ZM45 136V138H44ZM70 136V137H69ZM118 136V137H117ZM128 136V137H126ZM132 136V138H131ZM142 136L143 139L142 140ZM147 136V137H146ZM153 136V138H152ZM162 136V137H161ZM208 136V138H207ZM225 136V140H224ZM228 136H230L228 138ZM252 136V137H250ZM51 137V138H50ZM69 137V139H68ZM87 137V138H86ZM103 139H102V138ZM112 139L111 144L108 141ZM112 137V138H111ZM121 137V138H120ZM155 137V138H154ZM217 137V138H216ZM250 137V138H249ZM6 138V139H5ZM94 138V139H93ZM115 138V139H114ZM125 138V139H124ZM140 138V140H139ZM198 138V139H197ZM215 138V139H214ZM231 138V139H230ZM233 138V140H232ZM237 138V139H236ZM241 138V141L238 139ZM249 138V140H248ZM89 139V140H88ZM102 139V140H101ZM118 139V142H117ZM120 139V141H119ZM123 139V140H122ZM127 139V140H126ZM151 139V140H150ZM197 139V140H196ZM222 139V141H221ZM245 139V140H243ZM42 140V141H41ZM68 140V141H67ZM125 140V141H124ZM136 142H135V141ZM139 140V141H138ZM148 140V141H147ZM152 143H150L149 142ZM165 140V141H164ZM205 140V141H204ZM209 140V141H207ZM220 140V141H219ZM224 140V141H223ZM229 140V141H228ZM239 140V141H238ZM251 140V141H250ZM81 141V143H80ZM86 141V142H85ZM116 141V142H115ZM127 141V142H126ZM144 142H146V144ZM180 141V142H178ZM192 141H194L192 143ZM198 141V142H197ZM212 141V142H211ZM226 141V142H225ZM248 141V142H247ZM261 141V142H260ZM47 142V143H46ZM61 143V145L59 144ZM73 142V143H72ZM91 142V143H90ZM108 142V143H107ZM126 142L128 145H126ZM131 142V143H130ZM139 142V143H138ZM176 142V143H175ZM42 143V144H40ZM113 143V144H112ZM136 143V145H135ZM138 143V144H137ZM184 143V144H183ZM212 143V144H210ZM217 143V144H216ZM222 143V144H220ZM234 143V144H233ZM80 144V145H79ZM106 144V146H105ZM109 144V146H108ZM119 144V147H118ZM121 144V145H120ZM134 144V145H133ZM202 144V145H201ZM207 144V145H206ZM246 144V145H245ZM257 144V145H256ZM82 145V146H81ZM111 145V146H110ZM149 145L150 148L147 146ZM184 145V146H183ZM216 145V146H214ZM227 145V147H226ZM245 145V146H244ZM31 146V147H30ZM113 146V147H112ZM121 146V149H120ZM125 148H124V147ZM133 146V147H132ZM143 148H142V147ZM189 146V147H188ZM199 146V147H198ZM224 146V147H223ZM232 146V147H231ZM256 146V148L254 147ZM25 147V148H24ZM54 147V148H53ZM59 147V148H58ZM81 147V148H80ZM104 147V148H103ZM110 147V149H109ZM116 148V150L114 149ZM123 147V148H122ZM130 147V148H128ZM135 147V148H134ZM146 147V148H144ZM155 147V148H151ZM176 149H174V148ZM214 147V148H213ZM223 149V150H221ZM240 147V149H239ZM242 147V148H241ZM249 147V148H248ZM17 148V149H16ZM32 148V149H31ZM70 148V149H69ZM94 148V149H93ZM112 148V149H111ZM129 150H128V149ZM185 148V149H184ZM190 148V150H189ZM219 148V149H218ZM226 148V149H225ZM244 148V150H242ZM252 148V150H251ZM261 148V149H259ZM23 149V150H22ZM44 149V150H43ZM72 149V150H71ZM105 149V150H104ZM108 149V150H107ZM114 149V150H113ZM124 149V150H122ZM148 149V150H146ZM153 149V150H152ZM155 149V150H154ZM160 149V150H159ZM167 149V150H166ZM174 149V150H173ZM180 149V150H179ZM194 149V150H193ZM201 149V150H200ZM210 149V150H208ZM214 149V150H213ZM217 149V151H215ZM240 151H239V150ZM10 150V151H8ZM21 150V151H20ZM60 150V151H59ZM75 150V152H74ZM82 151L79 152L78 151ZM110 150V151H109ZM126 150V151H125ZM142 150V151H140ZM145 150V152H144ZM152 150V151H151ZM160 153H158L159 151ZM172 150V151H170ZM178 150L180 153H178ZM184 150V151H182ZM186 150V151H185ZM203 150V151H202ZM220 150V151H219ZM254 150V151H253ZM9 153H8V152ZM19 151V152H17ZM28 153H27V152ZM40 151V152H39ZM70 151L71 155L70 156ZM113 151V152H112ZM122 151L123 154L120 153ZM125 151V152H124ZM131 151V152H129ZM134 151V154H133ZM136 151H140L136 153ZM150 153H149V152ZM154 151V152H153ZM196 151V152H195ZM199 151V152H197ZM201 151V152H200ZM209 151V152H208ZM116 152V153H114ZM145 154H144V153ZM157 152V155H156ZM176 152V153H174ZM191 152V153H188ZM193 152V153H192ZM208 152V154H207ZM231 152V153H230ZM239 152V153H238ZM257 152V153H256ZM8 153V154H7ZM14 156V157H12ZM17 153V154H15ZM22 153V154H21ZM84 153V154H82ZM90 153L92 156H90ZM112 153V154H110ZM120 153V154H119ZM136 153V154H135ZM142 153L144 155H142ZM155 153V155H154ZM199 153V154H198ZM201 153V154H200ZM205 153V154H204ZM227 155H226V154ZM243 153V154H242ZM261 153V154H260ZM4 154V156H3ZM21 154V155H20ZM57 154V155H56ZM79 156H78V155ZM83 156H82V155ZM86 154V155H85ZM110 154V155H109ZM129 156H128V155ZM131 154V155H130ZM150 157L146 158L147 155ZM152 154V155H151ZM171 154V155H170ZM173 154V156H172ZM176 157H175V155ZM180 154V155H178ZM204 154V155H203ZM211 154V155H210ZM215 154V155H214ZM220 157H218V155ZM222 154V156H221ZM240 154V155H239ZM257 154V155H256ZM260 154V155H259ZM24 155V156H23ZM35 155V156H34ZM102 155V156H101ZM127 155V156H126ZM135 155V156H134ZM170 155V156H169ZM184 155V156H182ZM188 157H186V156ZM207 155V157L205 156ZM239 155V156H238ZM247 155V157H246ZM3 156V157H2ZM9 156V157H8ZM22 156V157H21ZM87 156V157H86ZM133 156V157H132ZM140 156V157H139ZM146 156V157H145ZM167 156V157H166ZM180 156V157H179ZM199 156V157H198ZM201 156V157H200ZM216 156V157H215ZM241 156V157H240ZM259 156V157H257ZM17 157V158H16ZM54 159H53V158ZM58 157V158H57ZM75 157V158H74ZM81 157V159H80ZM84 157V158H83ZM90 157V158H89ZM91 157L93 159H91ZM119 157V162L118 158ZM144 157V158H143ZM163 159H162V158ZM167 159H166V158ZM173 157V158H171ZM178 157V158H177ZM218 157V159H217ZM232 157L234 161L232 160ZM239 157V158H238ZM245 157V158H243ZM257 158L254 159V158ZM66 158V159H65ZM71 158V159H70ZM89 158L90 161H97V166L95 165L94 168L96 169V178L94 179L93 176L89 174L88 168L85 167L83 164L85 161H87ZM126 158V159H124ZM130 158V159H128ZM134 158V159H133ZM180 158V159H179ZM193 158V159H192ZM243 158V159H242ZM259 158V159H258ZM20 159V163H19ZM28 159V161H27ZM81 161H80V160ZM124 161H122V160ZM132 159L133 162L132 163ZM140 159V160H139ZM159 159V160H158ZM162 159V160H161ZM172 159V160H171ZM184 159V161H183ZM191 159V160H190ZM214 159V160H213ZM15 160V161H14ZM47 162H46V161ZM55 160V162H54ZM57 160V162H56ZM84 160V162H83ZM149 160V162L147 161ZM161 160V161H160ZM175 160V161H174ZM180 160V161H179ZM187 160L188 163H185ZM209 160V161H208ZM211 160V161H210ZM222 160V161H221ZM228 160V161H226ZM4 161L7 162L4 164ZM27 161V162H26ZM31 161V162H30ZM52 161L49 165V162ZM80 163L82 164H79ZM122 161V162H120ZM127 161V163H126ZM130 161V162H129ZM138 163H137V162ZM143 161L145 162L143 164ZM154 161H157L156 163ZM163 161V162H162ZM179 161V162H178ZM190 161V162H189ZM202 161V163L200 162ZM224 161V162H223ZM230 161V163H229ZM260 161V163H259ZM10 162V163H9ZM14 164L12 165V163ZM16 162V163H15ZM22 162V163H21ZM46 162V163H45ZM70 162V163H68ZM100 162V163H99ZM102 162V163H101ZM162 162V163H161ZM170 162V163H169ZM211 162V167L209 166V163ZM227 162V163H226ZM234 162V163H233ZM252 162V163H251ZM3 163V164H2ZM19 163V164H18ZM42 163V164H41ZM55 163V164H54ZM73 163V164H72ZM131 163V164H130ZM171 163H174V165ZM192 163V164H191ZM206 163V164H205ZM225 165H224V164ZM232 163V164H231ZM239 163V164H237ZM242 163V164H241ZM11 166H10V165ZM34 164V166H33ZM49 166H48V165ZM68 164V165H67ZM79 164V165H78ZM103 164V165H102ZM127 164V165H126ZM136 166H135V165ZM139 164V165H138ZM147 164V165H146ZM170 164V167H169ZM176 164V165H175ZM178 164V166H177ZM189 166H188V165ZM194 164V165H193ZM200 164V165H199ZM205 164V165H204ZM216 164V165H215ZM218 164L220 166H218ZM229 164V165H228ZM235 164V165H234ZM252 164V165H251ZM254 164V165H253ZM261 164V165H260ZM2 165V166H1ZM5 165V166H4ZM9 165V166H7ZM17 165V166H16ZM26 168H23L25 167ZM47 167H46V166ZM163 165V167H162ZM166 165V168H165ZM168 165V166H167ZM180 165V166H179ZM183 165V166H182ZM187 165V166H185ZM193 165V166H191ZM203 167V169H200ZM249 165V168L247 167ZM28 166V167H27ZM45 166V168H43ZM81 166V167H80ZM106 168H103V167ZM109 166V167H108ZM114 166V167H113ZM143 166V167H142ZM158 166V167H157ZM173 168H172V167ZM177 166V167H176ZM196 168H193L195 167ZM215 166V167H213ZM218 166V167H217ZM234 166V167H233ZM242 166V167H241ZM42 167V168H41ZM98 167V168H96ZM150 167V168H149ZM160 167V168H159ZM183 167V168H182ZM185 167V170H184ZM189 167H192L191 169ZM198 167V168H197ZM206 167V168H205ZM208 167V168H207ZM220 167V168H219ZM226 167V168H225ZM11 168V169H10ZM33 168V169H32ZM35 168V169H34ZM64 168V169H63ZM113 168V170L111 169ZM116 168V169H115ZM121 168V170H120ZM175 168V169H174ZM177 168V170H176ZM188 168V169H187ZM215 168V169H214ZM225 168V169H224ZM230 170H229V169ZM257 168V169H256ZM2 169V170H1ZM21 169H24L22 172ZM30 169V171H28ZM38 169V170H37ZM43 169V170H42ZM163 169V171L161 170ZM167 171H165V170ZM173 169V171H172ZM182 169V170H181ZM213 169L212 171H210ZM236 169V172H235ZM238 169V170H237ZM8 170V171H5ZM18 170V171H17ZM27 170V171H26ZM38 174H37V172ZM62 170V171H61ZM103 172H102V171ZM107 170H111L110 172ZM116 172H115V171ZM128 170V172H127ZM147 170V171H145ZM154 170V171H153ZM199 172H198V171ZM223 170V171H222ZM226 170V171H225ZM232 170V171H231ZM15 171V173H14ZM41 171V173H40ZM81 171H84L81 172ZM100 171V173H99ZM118 171V172H117ZM124 171V172H123ZM182 173H181V172ZM193 171V172H192ZM204 171L206 173H204ZM207 171H208V179H207ZM215 171V172H214ZM239 171V172H238ZM243 173H242V172ZM253 171V172H252ZM13 172V173H12ZM29 172V174H28ZM60 172V173H58ZM86 172H88L86 174ZM102 172V173H101ZM146 172V173H143ZM151 174H149V173ZM161 172V174L159 173ZM175 175H173L172 174ZM187 172V173H186ZM202 172V173H201ZM218 172L220 174H218ZM245 172V174H244ZM8 173V175H7ZM10 173V174H9ZM26 173V176H25ZM69 177H68V175ZM73 173V174H72ZM99 173V174H98ZM120 173V174H119ZM123 173V174H122ZM128 173V174H127ZM142 173V174H141ZM178 173V174H177ZM180 173V174H179ZM184 173L185 176H184ZM191 173H194L191 175ZM217 173V174H216ZM222 173H224L222 175ZM259 175H256L258 174ZM13 174V176H12ZM21 174H24L23 176ZM98 174V176H97ZM113 174V175H112ZM116 174V175H115ZM133 174V175H132ZM136 174V175H135ZM145 174V175H144ZM147 174V175H146ZM164 174V177H163ZM190 174V175H189ZM205 174V175H204ZM213 174V175H212ZM232 174V176H231ZM5 175V176H4ZM20 175V176H17ZM63 175V176H62ZM90 175V176H89ZM111 175V176H110ZM138 175V176H137ZM141 175V176H140ZM154 175V176H153ZM156 175V176H155ZM168 175L167 177H165ZM179 175V176H177ZM182 175V176H181ZM194 175V176H193ZM201 175L200 177H198ZM215 175L214 180L212 179ZM217 175V176H216ZM237 175V176H236ZM249 175V176H248ZM4 176V177H3ZM17 176V177H16ZM35 176H38L35 177ZM59 176V177H58ZM67 176V177H66ZM73 176V177H72ZM88 176V177H87ZM100 176V177H99ZM113 176V179L111 178ZM122 176V177H121ZM140 176V177H139ZM144 176V177H143ZM151 176V177H148ZM154 178H153V177ZM172 176V177H171ZM188 176H191L190 178ZM196 176V177H195ZM202 176H205L201 178ZM220 176L222 180L226 178L224 181L220 179ZM224 176V177H223ZM240 176V177H239ZM249 177L248 179L246 177ZM12 179H10V178ZM22 177V178H20ZM61 177L63 178V182L61 180ZM106 177V179H105ZM108 177V178H107ZM137 177V178H136ZM142 177V178H141ZM147 177V178H146ZM156 177V178H155ZM161 177V178H160ZM169 177V178H168ZM185 177V178H183ZM195 177V178H194ZM198 177V178H197ZM219 177V180H218ZM232 177V178H231ZM262 180H261V178ZM14 178V179H13ZM25 178V179H24ZM33 178V181H32ZM40 178V179H39ZM57 178V179H56ZM100 178V179H99ZM110 178V179H109ZM123 178V179H122ZM141 178V179H140ZM150 178V179H149ZM152 178V179H151ZM180 180H179V179ZM189 178V181L187 179ZM192 178V180H191ZM194 178V179H193ZM201 178V180H200ZM3 179V180H2ZM27 179V181H26ZM68 179V180H67ZM74 179V180H73ZM76 179V180H75ZM78 179V180H77ZM80 179V180H79ZM84 179V181H82ZM98 179V180H97ZM109 179V180H107ZM124 181H122V180ZM126 179V180H124ZM136 179V181H135ZM149 179V180H147ZM169 179V180H167ZM172 182H171V180ZM178 179V180H177ZM185 179V181H183ZM199 179V180H198ZM205 181H204V180ZM210 179V180H209ZM212 179V181H211ZM216 179V180H215ZM230 179V180H227ZM232 179V180H231ZM12 182H11V181ZM18 180V181H17ZM22 180V182H20ZM24 180V181H23ZM68 182H67V181ZM90 180V181H89ZM107 180V181H106ZM121 180V181H120ZM140 180V181H139ZM150 180L152 182H150ZM154 180V181H153ZM167 182H165V181ZM175 180V181H174ZM178 182H177V181ZM211 181L208 183V181ZM244 180V181H243ZM261 180V181H260ZM10 183H8V182ZM76 181V182H75ZM96 181V182H95ZM101 181V182H100ZM109 181V182H108ZM132 181V183H131ZM146 181L147 184H144ZM163 181V182H162ZM190 181L192 184H190ZM195 181V182H194ZM199 181V183L197 182ZM229 181V182H228ZM231 181V183H230ZM248 181V182H247ZM18 184H16V183ZM20 182V183H18ZM33 182V183H32ZM37 184H36V183ZM65 182V183H64ZM71 182L73 186L71 185ZM80 182V183H79ZM116 184H115V183ZM122 182V183H120ZM127 182V183H126ZM150 182V183H149ZM165 182V183H164ZM174 182V183H173ZM177 182V183H175ZM180 182V183H179ZM189 182V184L187 183ZM207 182V184L205 183ZM216 182V183H215ZM218 182V183H217ZM220 182V184H219ZM255 182V183H253ZM16 185H15V184ZM24 183V184H23ZM40 183V184H39ZM86 183V184H85ZM97 183V184H96ZM104 183V184H103ZM126 183V184H125ZM138 183V184H137ZM149 183V185H148ZM183 183H186V186L183 185ZM195 183V184H194ZM226 183V184H225ZM231 185H230V184ZM236 183V184H235ZM246 183V184H244ZM20 184V185H19ZM23 184V185H22ZM29 184V185H28ZM35 184V185H34ZM42 184V185H41ZM85 184V185H84ZM97 186L95 187L94 186ZM99 184H101L99 186ZM107 184V185H106ZM122 184V186H121ZM130 184V185H129ZM141 184V185H140ZM169 184V185H168ZM181 185V187L179 185ZM200 186H195V185ZM204 184V185H203ZM213 188H212V186ZM216 184V185H215ZM252 184V185H251ZM257 184V185H256ZM260 184V186H259ZM5 185V186H4ZM8 185V188H7ZM83 185V186H82ZM88 185V186H86ZM91 187H90V186ZM111 185V186H110ZM144 185V186H143ZM146 185V186H145ZM172 185V186H171ZM179 187H178V186ZM188 185V186H187ZM194 185V186H193ZM202 185V187H201ZM228 185H230L228 187ZM242 185V186H241ZM15 186V187H14ZM20 186V187H19ZM38 186V188H37ZM65 186V187H64ZM67 186V187H66ZM82 186V187H81ZM94 186V187H93ZM104 186V187H103ZM107 186V187H105ZM109 186V187H108ZM121 188H120V187ZM142 186V187H141ZM148 186V187H147ZM150 186V187H149ZM175 186V187H174ZM183 186V187H182ZM193 186V187H191ZM206 186V187H205ZM211 186V187H209ZM218 186V188H217ZM223 186V187H222ZM226 186V187H225ZM234 186V188H233ZM237 186V187H236ZM13 187V188H12ZM18 187V188H17ZM31 187V188H30ZM36 187V188H35ZM54 187V190H53ZM57 187V188H56ZM70 187V189H69ZM73 187V188H72ZM76 187V188H74ZM79 187V188H78ZM127 187V188H126ZM133 188V191L131 188ZM189 188L188 191L186 188ZM195 187V188H194ZM197 187V188H196ZM204 187V188H203ZM250 187V188H249ZM260 187V188H259ZM8 190L11 188L12 190L8 192ZM22 188V189H21ZM60 188V190H59ZM63 188V193H62ZM81 188V189H80ZM99 192H98V190ZM100 188V189H99ZM110 188V189H109ZM117 190H116V189ZM129 188V189H128ZM145 188V191L143 190ZM149 188V189H148ZM170 188V189H169ZM184 188V189H183ZM192 188V189H191ZM201 188V190H199ZM203 188V189H202ZM207 188V189H205ZM228 188V189H226ZM262 188V189H261ZM58 189V190H57ZM72 189V190H71ZM86 192L84 193V190ZM124 189V190H123ZM183 189V191H182ZM195 189V191L193 190ZM224 189V190H223ZM231 189V190H230ZM241 189L243 191H241ZM15 190V191H14ZM17 190V192H16ZM33 190V191H32ZM74 190V191H73ZM79 190V191H78ZM95 190V191H94ZM103 190V191H102ZM127 190V191H126ZM136 190V191H135ZM138 190V192H137ZM150 194H149V192ZM152 190V191H151ZM181 190V191H180ZM197 190V191H196ZM204 190V191H203ZM217 190V191H216ZM245 190V191H244ZM246 190H248L246 192ZM7 191V192H6ZM65 191V194H64ZM67 191V192H66ZM76 191V192H75ZM106 191V192H105ZM115 193H114V192ZM130 193H129V192ZM133 194H132V192ZM143 191V192H142ZM166 191V192H165ZM168 191V192H167ZM188 191L189 193H187ZM193 191V192H192ZM201 191V193H200ZM207 193H206V192ZM215 191V192H214ZM221 191V192H219ZM240 191V192H239ZM252 191V193L250 192ZM25 192V193H24ZM53 192V193H52ZM91 194H90V193ZM102 192V193H101ZM108 192V193H107ZM126 192V193H125ZM147 192V193H146ZM157 192V193H156ZM192 192V193H190ZM196 192V194H195ZM210 192V193H209ZM228 192V193H227ZM250 192V193H249ZM52 193V194H51ZM69 193V194H68ZM88 193V195H87ZM94 193V194H93ZM97 193V194H96ZM124 193V194H123ZM127 193L130 195H127ZM135 194H137V198L135 197ZM146 193V195H145ZM169 193V194H167ZM172 194V196L170 195ZM210 195H209V194ZM217 195H216V194ZM219 193V194H218ZM221 193V194H220ZM227 195H226V194ZM232 193V194H231ZM239 193V194H238ZM249 193V194H248ZM255 193V196H253ZM14 194V195H13ZM23 194L24 197H23ZM39 194V195H38ZM59 194V195H58ZM82 196H81V195ZM86 196H85V195ZM100 194V195H99ZM103 194V195H102ZM107 194V195H106ZM116 194V195H115ZM144 194V195H143ZM169 196H167V195ZM186 194V195H185ZM198 194V195H197ZM203 196H202V195ZM208 196H207V195ZM215 194V195H213ZM224 194V195H223ZM238 194V195H237ZM247 194V195H246ZM253 194V195H252ZM263 194V195H262ZM23 197L21 199V197ZM74 195V196H73ZM92 195V196H91ZM96 195V196H95ZM140 195V196H139ZM178 195V196H177ZM206 195V196H204ZM223 195V196H222ZM250 195V196H249ZM261 195V196H260ZM16 196V197H15ZM41 196V197H40ZM59 198H58V197ZM70 198H69V197ZM77 196V197H76ZM81 196V197H80ZM84 196V197H83ZM101 196V197H100ZM107 198H106V197ZM117 196V197H116ZM120 196V197H119ZM125 198L123 199L122 198ZM144 196V197H143ZM159 196V197H158ZM175 196V197H174ZM199 196V197H198ZM225 196V197H224ZM229 198H228V197ZM258 196V197H257ZM64 197V198H63ZM72 197V198H71ZM75 197V198H74ZM80 197V198H79ZM95 197V198H94ZM99 200H98V198ZM113 197V198H111ZM115 197V198H114ZM129 197V198H128ZM131 197V198H130ZM142 197V198H141ZM147 197V198H146ZM155 197V199H154ZM176 197L178 199H176ZM193 197V198H192ZM202 197V198H200ZM207 197V199L205 198ZM211 200H210V198ZM221 197V198H220ZM232 197V199H231ZM249 197V198H248ZM256 197V198H255ZM263 197V198H261ZM5 198V199H4ZM67 198V199H66ZM76 198L77 201H76ZM85 198V199H84ZM145 198V199H143ZM169 198V199H168ZM213 198V199H212ZM234 198V200H233ZM255 200H253V199ZM61 199V201H60ZM89 199V200H88ZM102 199V201H101ZM116 199V200H115ZM120 199V200H119ZM127 199V200H126ZM137 199V200H136ZM164 199V200H163ZM194 199V201L192 200ZM196 199V200H195ZM200 199V200H199ZM202 199V201H201ZM215 199V200H214ZM217 199V201H216ZM221 199V201H220ZM223 199V200H222ZM227 199V200H226ZM238 199V200H237ZM240 199V200H239ZM13 200V201H12ZM20 200V201H19ZM50 200V201H49ZM94 200V204L93 203ZM107 200V201H106ZM124 200V201H122ZM129 200V202H128ZM144 200V201H142ZM148 202H147V201ZM157 200V201H156ZM163 200V201H162ZM190 200V201H189ZM199 200V201H198ZM208 200V201H207ZM225 200V201H224ZM231 200V201H230ZM74 201V203H73ZM77 203H76V202ZM89 201V202H88ZM104 201V202H103ZM115 201V202H113ZM119 201H121L119 203ZM126 201V202H125ZM135 201V202H134ZM136 201H139L138 203ZM141 201V202H140ZM199 202V205L198 202ZM207 203H206V202ZM223 201V202H222ZM247 201V202H246ZM3 204H2V203ZM46 202V203H45ZM49 202V203H48ZM59 202V203H58ZM67 202V203H66ZM100 202V203H99ZM111 202V204H110ZM113 202V203H112ZM136 204L134 205L133 204ZM183 202V203H182ZM190 202V203H189ZM192 202V203H191ZM197 202V203H196ZM238 202V203H237ZM244 202V203H243ZM258 202V203H257ZM260 202L262 204H260ZM13 203H15L13 205ZM44 203V204H42ZM118 203V205H117ZM124 203V204H123ZM145 203V204H144ZM170 203V206L169 204ZM201 203V204H200ZM211 203V204H210ZM220 203V204H218ZM225 203V205H224ZM235 203V204H234ZM249 203V204H247ZM253 203H256L253 205ZM23 204V205H22ZM42 204V205H41ZM66 204V205H65ZM78 204V205H77ZM106 204V205H105ZM110 204V205H109ZM128 204V207H127ZM139 206H138V205ZM161 204V205H160ZM215 204V205H214ZM217 204V205H216ZM222 204V205H221ZM247 204V205H246ZM88 205V206H87ZM91 205V207H90ZM95 205V206H94ZM142 208H141V206ZM147 205V206H146ZM203 205V206H202ZM211 205V208L210 206ZM231 205V206H230ZM257 207H253V206ZM14 206V207H12ZM75 206V207H74ZM77 206V207H76ZM79 206V208H78ZM85 206V207H84ZM110 206V207H109ZM116 208H115V207ZM118 206V208H117ZM120 206V207H119ZM132 206V207H131ZM155 206V207H154ZM173 206V207H171ZM181 206V207H180ZM201 206V207H200ZM206 206V207H205ZM217 206V208H216ZM219 206V208H218ZM224 206V207H223ZM262 206V208H261ZM25 207V208H24ZM43 207V208H42ZM60 207V208H59ZM81 207V208H80ZM88 207V208H87ZM93 207V208H92ZM100 209H99V208ZM134 207V208H133ZM140 207V208H139ZM164 207V208H163ZM221 207H223L221 209ZM230 207V208H229ZM3 208V209H2ZM11 208V209H10ZM17 208V209H16ZM35 208H37L35 210ZM58 208V209H57ZM87 208V209H86ZM90 208V209H89ZM105 208V209H104ZM113 208V209H112ZM155 208V209H154ZM170 208V210L168 209ZM198 208V209H197ZM204 208V209H202ZM207 208V210H206ZM210 208V209H209ZM214 208V209H213ZM225 208V209H224ZM75 209V210H73ZM78 209V210H77ZM83 209V210H82ZM98 210L97 212L94 210ZM112 209V210H111ZM121 209V210H119ZM128 209V210H127ZM138 209V210H137ZM148 209V210H147ZM163 209V210H160ZM168 209V211H166ZM202 209V211H201ZM214 211H213V210ZM218 212L220 209L222 212H220L218 215ZM247 209V210H246ZM258 209V210H256ZM8 210V211H6ZM38 210V211H37ZM101 210V211H100ZM114 210V211H113ZM118 210V211H117ZM127 210V211H125ZM130 210V211H129ZM143 210V211H142ZM180 210V211H179ZM186 210L188 213H186ZM204 210V211H203ZM211 210V211H210ZM231 210V211H230ZM245 210V211H244ZM254 210V211H253ZM260 210V212H259ZM49 211V212H48ZM72 212V214H69ZM77 211L81 212L78 213ZM93 211V212H92ZM106 211V212H105ZM135 211V212H134ZM160 211V212H159ZM166 211V212H165ZM172 211L173 213H171ZM190 211V213H189ZM207 211V212H206ZM216 211V212H215ZM228 211V212H227ZM247 211V212H246ZM7 212V213H6ZM46 212V213H45ZM89 212V213H88ZM102 212V213H101ZM111 212V213H110ZM113 212V213H112ZM117 212V213H116ZM122 212V213H121ZM132 212V213H131ZM134 212V213H133ZM146 212V213H145ZM149 214H148V213ZM208 216H204L205 214ZM227 212V213H226ZM2 213V214H1ZM31 213V214H30ZM37 213V214H35ZM55 213L57 215H55ZM64 216H62L63 214ZM70 215L68 216L67 215ZM83 213V215H82ZM85 213V214H84ZM93 215H92V214ZM120 213V214H119ZM128 213V214H127ZM139 215H138V214ZM182 215H180V214ZM203 213V214H202ZM211 213V214H210ZM216 213V214H215ZM253 213V214H252ZM259 213V214H258ZM35 214V215H34ZM54 214V215H53ZM74 214V215H73ZM80 214V215H79ZM95 214V215H94ZM118 214V215H117ZM130 214V215H129ZM132 214V215H131ZM136 214V215H135ZM142 214V215H141ZM164 214V215H163ZM166 214V215H165ZM178 214V216H177ZM186 214V215H185ZM195 214V215H193ZM202 214V215H199ZM210 214V215H209ZM245 214V215H244ZM254 216H252V215ZM261 214V215H260ZM29 215V216H28ZM38 215V217H37ZM44 215V216H43ZM61 215V216H60ZM80 217H79V216ZM97 215V216H96ZM100 215V216H99ZM111 215V216H110ZM121 215V216H120ZM123 215V216H122ZM126 215V218H125ZM129 217H128V216ZM134 215V216H133ZM138 215V216H137ZM155 215V216H154ZM185 215V216H184ZM218 215V216H217ZM222 215V217H221ZM260 215V216H259ZM12 216V217H11ZM14 216V217H13ZM58 216V217H57ZM75 216V217H74ZM83 216L85 218H83ZM103 216V217H102ZM108 216V217H107ZM116 216V217H115ZM136 216V217H135ZM140 216V217H139ZM151 216V217H150ZM191 217V218H188ZM202 216V219H201ZM216 218H215V217ZM37 220H36V218ZM60 217V218H59ZM64 220H62L63 218ZM71 217V218H69ZM78 217V218H77ZM90 219H89V218ZM93 217H95L93 219ZM114 220H113V218ZM177 217V218H175ZM188 219H187V218ZM205 217V218H203ZM214 217V218H212ZM262 217V218H261ZM23 218V219H22ZM33 220H32V219ZM43 218V219H42ZM45 218V219H44ZM67 218V219H66ZM101 218V219H100ZM103 218V219H102ZM109 218V219H108ZM112 220H111V219ZM118 218V219H117ZM123 218V219H122ZM125 218V220H124ZM138 218V219H137ZM180 218V220H179ZM208 218L210 220H208ZM219 220H218V219ZM233 218V219H231ZM235 218V219H234ZM257 218V219H255ZM41 219V220H40ZM54 219V220H52ZM61 219V220H60ZM74 219V220H73ZM79 219V220H78ZM95 219H97L95 221ZM99 219V220H98ZM127 219V220H126ZM137 219V220H135ZM141 219V220H140ZM166 219V220H165ZM168 219V220H167ZM187 221H186V220ZM191 219V220H190ZM206 219V220H205ZM211 219H213L211 221ZM216 221H215V220ZM243 219V220H242ZM9 220V221H8ZM53 222H52V221ZM72 220V221H71ZM103 220V221H102ZM106 220V221H105ZM122 220V222H121ZM129 220V221H128ZM158 220V221H157ZM172 220V221H171ZM195 220V221H194ZM204 222H202V221ZM221 220V221H220ZM225 220V221H224ZM233 220V221H231ZM238 222H237V221ZM240 220V221H239ZM28 221V222H27ZM35 225H33L34 223ZM55 221V222H54ZM64 221V222H63ZM69 221H71L69 223ZM80 221V222H77ZM84 221V222H83ZM87 221V222H85ZM89 221V223H88ZM94 223H93V222ZM124 221V222H123ZM133 221V222H132ZM136 221V222H135ZM163 221V222H162ZM191 223H190V222ZM202 223L200 225L199 222ZM209 222V224L207 222ZM234 221H236L234 223ZM262 221V222H261ZM9 222V223H8ZM46 222V224H45ZM50 222V223H49ZM73 222L75 224H73ZM100 222V223H99ZM106 222V223H105ZM114 222V223H113ZM140 222V223H139ZM168 222V224H167ZM177 225H176V223ZM230 222V223H229ZM8 223V224H7ZM18 223V224H16ZM57 225H56V224ZM59 223V224H58ZM64 223V225H63ZM78 223V224H77ZM99 223V224H98ZM108 223V224H107ZM125 223V224H124ZM175 227H173L172 224ZM196 226H194V224ZM213 223V224H212ZM219 223V224H218ZM237 223V224H236ZM51 224V225H50ZM69 228H67V226ZM81 224V225H80ZM96 224V225H95ZM103 224V225H102ZM118 224V225H117ZM128 226H127V225ZM131 224V226H130ZM139 224V225H138ZM165 227H161L162 225ZM167 224V225H166ZM185 224V225H184ZM193 224V225H192ZM206 224V225H205ZM212 224V225H211ZM215 224V225H214ZM218 224V225H216ZM237 226H235V225ZM240 224V225H239ZM242 224V225H241ZM21 225V227H20ZM39 225V226H38ZM42 225V226H41ZM74 225V226H73ZM76 225V226H75ZM80 225V226H79ZM88 225V227H87ZM95 225V227H94ZM111 227H110V226ZM141 225V227H140ZM169 225V226H168ZM192 225V226H191ZM204 225V226H203ZM223 225V226H222ZM229 225V227H228ZM4 226V227H3ZM9 226V227H8ZM30 226V227H29ZM51 226H53L51 228ZM56 226V227H55ZM59 226V227H58ZM62 226V227H61ZM73 226V227H72ZM83 226V227H82ZM93 226V227H90ZM99 226V227H98ZM117 226V227H115ZM150 226V227H149ZM154 226V227H153ZM168 226V227H166ZM171 226V227H170ZM179 230H178V227ZM181 226V229H180ZM187 226V227H186ZM218 226V227H217ZM240 226V227H238ZM29 227V228H28ZM43 227V228H42ZM46 227V228H45ZM58 227V229H57ZM61 227V228H60ZM65 227V228H64ZM71 227V228H70ZM79 229H78V228ZM124 227V228H123ZM170 227V228H169ZM173 227V228H172ZM186 227V228H185ZM191 227V228H190ZM198 227V229H196ZM228 227V229H227ZM246 227V228H245ZM260 229L263 228V229ZM4 230H3V229ZM10 228V230H9ZM50 228L52 231H50ZM55 230H54V229ZM91 228V229H90ZM99 230H98V229ZM108 228V229H107ZM119 228V229H118ZM154 230H153V229ZM159 228V229H158ZM167 228V229H166ZM169 228V229H168ZM211 230H210V229ZM217 228V229H216ZM219 228V229H218ZM222 228V229H221ZM226 228V229H224ZM15 229V230H12ZM25 229V230H24ZM28 229V231H27ZM67 229L69 233L67 232ZM72 229V230H71ZM74 229L76 231H74ZM96 229V230H95ZM103 229V230H102ZM114 230L111 232V230ZM121 229V230H120ZM176 229V230H175ZM187 229V230H186ZM191 229V230H189ZM194 229V230H193ZM202 229V230H200ZM208 229V230H207ZM230 229V230H229ZM237 229V230H236ZM255 229V230H254ZM258 229V230H257ZM18 230V232H17ZM46 230V231H45ZM62 230V231H61ZM83 230V231H82ZM102 230V231H101ZM127 230V231H125ZM145 232H144V231ZM166 230V231H165ZM168 230V231H167ZM171 230V231H170ZM173 230V231H172ZM175 230V231H174ZM186 230V231H184ZM193 230V231H192ZM198 230V231H197ZM204 230V231H203ZM215 233H214V231ZM217 230V231H216ZM226 230V231H223ZM229 230V231H228ZM234 230V232H232ZM249 233H247L248 231ZM12 231V233H11ZM57 231V232H56ZM65 231V232H64ZM72 231V232H70ZM74 231V232H73ZM80 231V232H79ZM84 231H86L84 233ZM93 231V233H92ZM95 231V232H94ZM100 231V232H99ZM118 231V232H117ZM124 231V232H123ZM172 233H170V232ZM184 231V232H183ZM190 231V232H189ZM206 231V234L203 233ZM209 231V232H207ZM211 231V232H210ZM236 231V232H235ZM240 231V232H239ZM247 231V232H246ZM260 231L259 238L258 233ZM8 232V233H7ZM16 232V233H15ZM20 234H17L19 233ZM26 232V233H23ZM50 232V233H49ZM60 232L61 235H60ZM83 232V234H82ZM91 232V233H90ZM109 232V233H108ZM130 232V233H129ZM162 232V233H161ZM166 232V233H164ZM180 232L179 235L175 233ZM187 232V234L185 233ZM192 232V233H191ZM197 232L199 234H197ZM213 232V233H212ZM227 232V233H226ZM232 232V234H231ZM9 233H11L9 235ZM29 233V234H28ZM55 233V235H53ZM80 233V235H79ZM121 233V234H120ZM126 233V234H125ZM171 235H169V234ZM221 233V234H220ZM225 233V234H224ZM242 233H244L242 235ZM253 233V235H251ZM257 233V234H256ZM262 233V234H261ZM16 234V235H14ZM23 234V235H21ZM25 234V235H24ZM62 234L64 236H62ZM67 234V235H66ZM112 234V235H111ZM119 234V236H118ZM134 234L132 237L131 235ZM164 234H166L164 236ZM184 238H183V235ZM193 234L195 236L191 237ZM202 234V235H201ZM203 234L205 236H203ZM212 234V235H211ZM224 234V236L222 235ZM229 234V235H228ZM237 234V235H236ZM5 235V236H4ZM9 235V236H8ZM45 235V236H44ZM66 235V236H65ZM84 235V236H83ZM124 235V236H123ZM182 235V236H181ZM191 238H186L189 236ZM211 235V237L209 236ZM215 235V236H213ZM233 235V236H232ZM242 235V236H241ZM245 235V236H244ZM249 235V236H248ZM24 236V237H23ZM44 236V237H43ZM80 236V237H79ZM110 236V237H109ZM116 236V237H114ZM170 236V238H168ZM203 236V237H202ZM229 238H227V237ZM232 236V237H231ZM235 236V237H234ZM255 236V238L253 237ZM257 236V237H256ZM262 238V240H259ZM11 237V238H10ZM21 237V238H20ZM27 237V238H26ZM58 237V238H57ZM63 237V238H62ZM88 237V238H87ZM89 237H91L89 239ZM139 237V238H138ZM157 237V238H156ZM166 237V238H165ZM196 237V239H194ZM205 237V238H204ZM219 237V238H218ZM222 237V238H221ZM238 237V238H236ZM243 237V238H242ZM255 242H254V239ZM2 238V239H1ZM25 238V239H24ZM45 238V239H44ZM48 238V239H47ZM53 238V239H52ZM98 238V239H97ZM115 238V239H114ZM121 238V239H120ZM128 238V239H127ZM143 240H142V239ZM145 240L147 241H144ZM161 238V239H160ZM174 238V239H173ZM177 240H176V239ZM183 238V239H182ZM203 238V239H202ZM213 238V239H212ZM250 238V239H248ZM6 239V240H5ZM12 239H14L12 241ZM19 239V240H18ZM21 239V240H20ZM24 239V241L22 240ZM32 241L30 242L29 241ZM33 239V240H32ZM36 241H35V240ZM43 239V241H42ZM55 239V241H54ZM61 239V240H59ZM64 239V240H63ZM109 239V242H108ZM118 239V240H117ZM154 239V240H153ZM167 239V240H166ZM188 239V240H187ZM199 241H198V240ZM207 239V240H205ZM209 239V240H208ZM212 239V240H211ZM224 239V240H223ZM228 239V241H227ZM234 239V240H232ZM26 240V241H25ZM40 240V241H37ZM89 240V241H88ZM107 240V241H106ZM111 240V241H110ZM114 240V241H113ZM120 240V242H118ZM124 240V241H123ZM126 240V241H125ZM150 240V241H149ZM152 240V241H151ZM166 240V241H165ZM173 240V241H172ZM181 240V242H180ZM192 242H191V241ZM202 240V241H200ZM218 240L217 244L216 241ZM223 240V241H220ZM226 240V241H225ZM259 240V241H257ZM9 241V242H7ZM18 241V242H16ZM21 241V242H19ZM24 243H23V242ZM34 241V242H33ZM50 241V242H49ZM113 241V243H112ZM117 241V242H116ZM137 241V243H136ZM141 241V243H140ZM145 244H143L144 242ZM149 241V242H148ZM155 241V242H154ZM168 241V242H167ZM179 244H178V242ZM187 241V242H185ZM208 241V242H207ZM215 241V242H214ZM225 241V242H224ZM251 241V242H250ZM262 241V242H260ZM11 242L13 243L11 245ZM28 242L31 244L28 245ZM52 242V244H51ZM64 242V243H63ZM66 242V243H65ZM72 244H71V243ZM123 242V243H122ZM131 242V243H130ZM134 242V243H133ZM140 243V245L138 244ZM143 242V243H142ZM161 242V243H160ZM213 242V243H211ZM221 242V243H219ZM224 242V243H223ZM228 242V243H227ZM243 242V243H241ZM260 242V243H259ZM7 243V244H6ZM18 243V244H17ZM24 245H23V244ZM33 243V245H32ZM36 245H35V244ZM43 243V244H42ZM46 243V244H45ZM62 248H61V246ZM85 243V244H84ZM120 243V244H119ZM125 243V244H124ZM127 243H129L127 245ZM148 243H150V247L148 246ZM153 243V245H152ZM158 243V244H157ZM172 243V244H171ZM195 243V244H194ZM219 243V244H218ZM227 243V244H226ZM239 243V244H238ZM247 243V244H246ZM251 243V244H250ZM257 245H256V244ZM27 246H26V245ZM41 244V246H40ZM78 244V246L76 245ZM109 244V245H108ZM162 244V246H161ZM170 244V245H168ZM174 244V245H173ZM176 244V245H175ZM181 244V245H180ZM184 244V245H182ZM205 244V245H204ZM210 244V245H209ZM222 246H221V245ZM243 244V245H242ZM254 244V245H253ZM6 245V246H5ZM8 245V246H7ZM22 245V246H21ZM43 245V246H42ZM95 245V246H94ZM97 245V246H96ZM107 245V246H106ZM114 245V246H113ZM138 245V246H137ZM148 248H147V246ZM156 245V246H155ZM164 245V246H163ZM202 245V246H201ZM217 245V246H216ZM231 245V246H230ZM233 245V246H232ZM235 245V246H234ZM244 248H242V246ZM248 245V246H247ZM263 245V246H262ZM12 246V247H11ZM25 246V247H24ZM37 249H34L33 248ZM37 246V247H36ZM54 248H53V247ZM60 246V247H58ZM66 246V247H65ZM76 246V247H75ZM105 246V247H104ZM109 246V247H108ZM116 246V247H115ZM124 246V247H122ZM143 246V247H141ZM170 246V247H169ZM174 246V247H173ZM187 246V247H186ZM204 246V247H203ZM214 246V248H213ZM230 246V247H229ZM247 246V248H246ZM253 246V248H251ZM9 247V248H8ZM51 247V248H50ZM145 247V248H144ZM162 248L159 249V248ZM194 247V248H193ZM206 247V248H205ZM216 247V249H215ZM223 247V248H222ZM229 247V248H228ZM249 247V249H248ZM7 248V249H6ZM14 248V249H13ZM30 248V249H28ZM59 248V249H57ZM61 248V249H60ZM68 248V249H67ZM104 248V249H103ZM107 248V249H106ZM113 248V249H112ZM121 248V249H119ZM123 248V249H122ZM130 248V249H129ZM180 250H179V249ZM222 248V249H221ZM227 248V249H226ZM251 248V249H250ZM259 248V249H258ZM74 249V250H73ZM78 249V250H77ZM95 249V250H94ZM97 249V250H96ZM115 249V250H114ZM117 249V250H116ZM133 252H132V250ZM135 249V251H134ZM165 249V250H164ZM169 249V250H168ZM188 249V250H187ZM204 249V250H202ZM214 249V250H213ZM225 249V250H223ZM254 249V250H253ZM39 250V251H38ZM61 250V251H60ZM65 250V251H64ZM70 250V251H68ZM73 250V251H72ZM114 250V251H113ZM121 250V251H120ZM128 252H127V251ZM151 250H154L153 252ZM172 250V251H171ZM176 250L175 252H173ZM182 250V251H181ZM197 250V251H196ZM202 250V251H201ZM211 250V251H210ZM213 250V251H212ZM226 250L228 252H226ZM237 250V252H236ZM16 251V252H15ZM29 251V252H27ZM37 251V252H36ZM81 251V252H80ZM110 251V252H109ZM119 251V252H118ZM123 251H126L125 253H122ZM158 251V252H157ZM163 251V252H162ZM178 251V253H177ZM187 251V252H186ZM189 251V252H188ZM191 251V252H190ZM210 251V252H209ZM230 251V252H229ZM241 251V253H240ZM251 251V252H249ZM262 252L260 255H258ZM8 252V253H7ZM32 252V253H31ZM71 252V253H70ZM76 252V254L74 253ZM78 252V253H77ZM80 252V253H79ZM89 252V253H88ZM118 252V253H116ZM130 252V253H129ZM132 252V254H131ZM143 252V254H142ZM162 252V253H161ZM184 252V254H183ZM214 252V253H213ZM217 252V253H216ZM253 252V253H252ZM60 253V254H59ZM68 253V254H64ZM91 253V255H89ZM128 253V255H127ZM150 253V254H149ZM154 253V254H152ZM166 253V254H165ZM173 253V254H172ZM196 253V254H194ZM252 253V254H251ZM4 254V255H3ZM6 254V256H5ZM10 254V255H9ZM21 256H20V255ZM31 254V255H30ZM62 256H59L61 255ZM81 254V255H80ZM95 254V255H94ZM100 254V255H99ZM121 254V255H120ZM134 254V255H133ZM137 256H136V255ZM163 254H165L163 256ZM171 254V255H169ZM176 254V255H175ZM186 254V255H185ZM194 254V255H193ZM207 254V255H206ZM216 254V255H215ZM257 254V257H256ZM12 255V256H11ZM23 255V256H22ZM26 255L28 257H26ZM43 255V256H42ZM73 257H72V256ZM78 255V256H77ZM80 255V256H79ZM103 255V256H102ZM189 255V256H188ZM193 255V256H192ZM196 255V257H195ZM200 255V256H199ZM209 255V256H208ZM5 256V258H4ZM9 256V257H8ZM14 256V257H13ZM17 256V257H15ZM30 256V258H29ZM38 256V257H37ZM42 256V257H40ZM66 256V258H65ZM88 256V257H87ZM90 256V257H89ZM102 256V257H101ZM115 256V257H114ZM130 256L131 258L127 259ZM133 256V257H132ZM136 256V257H135ZM146 256V258H145ZM173 256V257H172ZM177 256V257H176ZM181 256V257H180ZM191 256V257H190ZM220 256V257H219ZM261 256V258H260ZM7 257V259H6ZM13 257V258H12ZM48 257V258H47ZM60 257V259H59ZM69 257V258H67ZM79 257V258H78ZM82 257V258H80ZM109 257V258H107ZM127 257V258H125ZM139 257V258H138ZM153 257V258H152ZM165 257V258H161ZM167 257V258H166ZM173 259H172V258ZM179 257V259H177ZM199 257V258H198ZM248 257V258H247ZM259 257V258H258ZM17 260H16V259ZM46 258V259H45ZM78 258V259H75ZM87 258V259H86ZM107 258V259H106ZM120 258V259H119ZM152 260H151V259ZM164 261H161V259ZM175 258V260H174ZM182 258V259H181ZM186 258V259H185ZM196 258V259H195ZM198 258V259H197ZM214 258V260H212ZM258 258V259H257ZM15 260V261H12ZM27 259V260H26ZM31 259V260H30ZM40 259V260H39ZM46 263L45 262V260ZM63 259V260H62ZM96 259V260H95ZM115 259V260H114ZM118 259V260H117ZM126 259V260H125ZM135 259V260H134ZM165 259V260H164ZM169 259V260H168ZM172 259V260H171ZM193 259V260H192ZM205 259V261H204ZM209 259V260H208ZM219 259V260H218ZM234 259V260H233ZM241 259V261L239 260ZM256 259V260H255ZM6 260L8 263H6ZM23 262L21 263L20 262ZM25 260V261H24ZM34 260V262H33ZM52 260V261H50ZM67 260V262H66ZM71 260V261H69ZM81 260L83 262H81ZM89 260V263L87 261ZM114 260V261H113ZM127 261L124 263V261ZM132 260V261H131ZM134 260V261H133ZM139 260V261H138ZM171 260V261H170ZM174 260V261H173ZM182 262V263H180ZM182 260V261H181ZM200 260V261H199ZM223 260V261H222ZM239 260V261H238ZM243 260V261H242ZM246 260V261H245ZM249 260V261H248ZM11 261V262H10ZM27 261V262H26ZM32 261V262H31ZM50 261V262H49ZM98 261V262H96ZM105 261V262H104ZM137 261V262H136ZM150 261V262H149ZM191 261V262H190ZM197 261V262H196ZM215 261V262H214ZM238 261V262H237ZM259 261V262H257ZM30 262V263H29ZM76 262V263H75ZM93 262V263H92ZM186 262V263H185ZM193 262V263H192ZM214 262V263H213Z\"/></svg>",
  "mask_w": 264,
  "mask_h": 264
},
{
  "label": "bare ground",
  "instance_id": "6f19581e",
  "mask_svg": "<svg viewBox=\"0 0 264 264\" xmlns=\"http://www.w3.org/2000/svg\"><path fill=\"white\" fill-rule=\"evenodd\" d=\"M1 1H2V0H1ZM5 1H6V0H5ZM5 1H4V2H5ZM20 1H21V0H20ZM24 1H25V0H24ZM31 1H32V0H31ZM65 1H66V0H65ZM65 1H64V4H65V3H68L67 1H66V2H65ZM71 1H72V0H71ZM75 1H76V0H75ZM82 1H83V0H82ZM84 1H85V0H84ZM89 1H90V0H89ZM104 1H105V0H104ZM104 1H103V2H104ZM119 1H120V0H119ZM124 1H125V0H124ZM127 1H128V0H127ZM210 1H211V0H210ZM231 1H232V0H231ZM238 1H239V0H238ZM8 2L10 3L9 0H8ZM33 2H34V1H33ZM38 2H39V1H38ZM43 2H44V1H43ZM45 2H47V1H45ZM56 2H57V0H56ZM58 2H59V1H58ZM61 2H62V1H61ZM69 2H70V1H69ZM76 2H77V1H76ZM80 2H81V1H80ZM107 2H108V1H107ZM125 2H126V1H125ZM129 2H130L131 5L133 6L134 10H131V11H129V12H125V11H124V9H125L124 7L117 8V9H116V11H117V12H116L117 20H116V19L113 20V19H112L113 17H112V18L109 17V18H111L112 20L109 19V20H110L109 24H107V22H106V26H107V27L105 26V28H106V29L108 28L110 31H111V30H114V29H115V30H122V31L124 30V31H128V30H130V29L132 30V29H133L132 27H134V25H136V26H140V27H146L144 30H146L147 27H149L151 30H153L154 32H156V33H155V36L157 35L160 39H163L166 35L168 36V33H169V32H167L168 29H170V28H172V27L176 28V27H178V26L182 27V24H183L184 22L187 23V21H189L190 19H193V18L196 19L197 16L202 15L201 12H204L203 9H204V6H205V4H206V3H205V4H201V2H202L201 0H129ZM205 2H206V1H205ZM226 2H227V0H226ZM232 2H233V1H232ZM239 2H240V1H239ZM253 2H254V1H253ZM257 2H258V1H257ZM259 2H260V1H259ZM261 2H263V0H262ZM261 2H260V3H261ZM14 3H15V2H14ZM16 3H17V2H16ZM20 3H21V2H20ZM30 3H31V2H30ZM54 3H55V2H54ZM78 3H79V2H78ZM85 3H86V2H85ZM88 3H92V1H91V2H88ZM88 3H87V4H88ZM97 3H98V2H97ZM99 3H100V2H99ZM119 3H120V2H119ZM203 3H204V1H203ZM213 3H214V2H213ZM213 3H212V4H213ZM247 3H248V1H247ZM26 4H27V3H26ZM28 4H29V3H28ZM31 4H32V3H31ZM33 4H34V3H33ZM40 4H41V3H40ZM43 4H44V3H43ZM49 4H50V2H49ZM59 4H60V3H59ZM69 4H70V3H69ZM72 4H73V7H74V3H73V1H72V3H71L70 5H72ZM76 4H77V3H76ZM79 4H80V3H79ZM93 4H94V2H93ZM93 4H92V5H93ZM105 4H106V3H105ZM105 4H104V5H105ZM108 4H109V3H108ZM117 4H118V3H117ZM126 4H127V3H126ZM209 4H210V3H208V5H209ZM7 5H8V4H7ZM12 5H13V4H12ZM12 5H11V6H12ZM47 5H48V4H47ZM122 5H123V4H122ZM213 5H214V4H213ZM11 6H9V8H10ZM15 6H17V5H15ZM22 6H23V5H22ZM32 6H33V5H32ZM39 6H40V5H39ZM76 6H77V5H76ZM82 6H83V8H84V6H86V5L83 4ZM90 6H91V5H90ZM106 6H107V5H106ZM106 6H105V7H106ZM109 6H110V4H109ZM132 6H131V7H132ZM210 6H212V5H210ZM23 7H24V6H23ZM44 7H45V5H44ZM66 7H67V6H66ZM103 7H104V6H103ZM103 7H102L101 9H103ZM107 7H108V6H107ZM113 7H114V6H113ZM117 7H118V6H117ZM213 7H214V6H213ZM11 8H12V7H11ZM11 8H10V9H11ZM34 8H36V7H34ZM34 8H32V9H34ZM41 8H43V7L41 6ZM45 8H46V7H45ZM49 8H50V7H49ZM53 8H54V7H52V11L55 9V8H54V9H53ZM205 8H207V7H205ZM208 8H210V7H208ZM214 8H215V7H214ZM225 8H226V7H225ZM5 9H6V8H5ZM30 9H31V8H30ZM56 9H57V7H56ZM65 9L67 10V8H65ZM65 9H64V10H65ZM68 9H69V8H68ZM70 9L72 10L71 7H70ZM77 9H78V7H77ZM79 9H81V8H80V5H79ZM96 9H97V7H96ZM106 9H107V8H106ZM109 9H110V7H109ZM210 9H212V8H210ZM219 9H220V8H219ZM222 9H223V8H222ZM7 10H8V9H7ZM18 10H19V9H18ZM48 10H49V9H48ZM81 10H82V9H81ZM83 10L85 11V9H83ZM86 10H87V9H86ZM89 10H90V9H89ZM110 10H111V9H110ZM113 10H114V9H113ZM204 10H205V9H204ZM220 10H221V9H220ZM247 10H248V9H247ZM24 11H25V10H24ZM28 11H29V10H28ZM28 11H27V13H28ZM37 11H38V10H37ZM39 11H41V10H39ZM76 11H77V10H75V12H76ZM79 11H80V10H79ZM100 11H101V10H100ZM102 11H103V10H102ZM105 11H106V10H105ZM126 11H127V10H126ZM212 11H213V10H212ZM223 11H224V10H223ZM237 11H238V10H237ZM237 11H236V12H237ZM239 11H240V10H239ZM244 11H245V10H244ZM14 12H17V11L15 10ZM21 12H22V11L20 10V13H21ZM25 12H26V11H25ZM34 12H35V9L33 10V13H34ZM46 12H47V11H46ZM68 12H69V11H68ZM68 12H67V13H68ZM70 12H71V11H70ZM70 12H69V13H70ZM72 12H74V10H72ZM86 12H87V11H86ZM215 12H217V11L215 10ZM221 12H222V11H221ZM11 13H13V12H11ZM17 13H18V12H17ZM29 13H30V12H29ZM29 13H28V14H29ZM35 13H36V12H35ZM35 13H34V14H35ZM38 13H39V12H38ZM43 13H44V12H43ZM43 13H42V14H43ZM50 13H51V12H50ZM53 13H54V12H53ZM205 13H206V10H205L204 14H205ZM240 13H241V12H240ZM5 14H6V13H5ZM21 14H22V13H21ZM24 14H25V13H24ZM40 14H41V12H40ZM48 14H49V13H48ZM73 14H74V13H73ZM76 14H77V13H76ZM97 14H98V12H97ZM99 14H100V13H99ZM103 14H104V13H103ZM220 14H221V13H220ZM232 14H233V13H232ZM260 14H261V13H260ZM29 15H30V14H29ZM64 15H65V14H64ZM68 15H69V14H68ZM84 15H85V14H84ZM84 15H83V16H84ZM106 15H108V14H106ZM228 15H229V14H228ZM234 15H235V14H234ZM236 15H237V13H236ZM6 16H7V15H6ZM23 16H24V15H23ZM26 16H27V15H26ZM26 16L24 17L23 20H25ZM31 16H33V15H31ZM31 16H29V17H31ZM37 16H38V15H37ZM40 16H41V15H40ZM40 16H39V17H40ZM46 16H47V15H46ZM56 16H57V15H56ZM56 16H55V17H56ZM72 16H73V15H72ZM80 16H81V15H80ZM101 16H102V15H101ZM207 16H208V15H207ZM222 16H223V15H222ZM229 16L232 17L231 15H229ZM239 16H240V15H239ZM239 16H237V17H239ZM247 16H248V15H247ZM14 17H15V15H14ZM18 17H19V16H18ZM39 17H38V18H39ZM55 17H53V19H54ZM61 17H62V16H61ZM73 17H74V16H73ZM75 17H76V15H75ZM204 17H205V16H204ZM210 17H211V16H210ZM212 17H214V16H212ZM218 17H219V16H218ZM226 17H227V16H226ZM233 17H234V16H233ZM233 17H232V18H233ZM263 17H264V16H263ZM12 18H13V17H12ZM16 18H17V16H16ZM16 18H15V19H16ZM50 18H51V17H50ZM71 18H72V17H71ZM81 18H82V17H81ZM91 18H92V17H91ZM104 18H106V17H104ZM104 18H103V19H104ZM222 18H224V17H222ZM222 18H221V19H222ZM227 18H229V17H227ZM234 18H235V17H234ZM21 19H22V18H21ZM53 19H52V20H53ZM55 19H56V18H55ZM64 19H65V18H64ZM64 19H63V20H64ZM73 19H74V18H73ZM78 19H79V18H78ZM96 19H97V17H96ZM101 19H102V18H101ZM210 19H211V18H210ZM213 19H214V18H213ZM215 19H217V18H215ZM235 19H236V18H235ZM247 19H248V18H247ZM262 19H263V18H262ZM16 20L18 21V19H16ZM29 20H30V18H29ZM39 20H40V19H39ZM47 20H49V19H47ZM67 20H68V19H67ZM106 20H107V19H106ZM203 20H204V19H203ZM211 20H212V19H211ZM218 20H219V19H218ZM218 20H217V21H218ZM227 20H228V19H227ZM239 20H240V19H239ZM241 20H243V19H241ZM245 20H246V19H245ZM249 20H250V19H249ZM21 21H22V20H21ZM26 21H28V18H26ZM32 21H33V19H32ZM41 21H43L42 18H41ZM53 21H54V20H53ZM75 21H77V19H76ZM75 21H74V22H75ZM78 21H80V20H78ZM87 21H88V19H87ZM87 21H86V22H87ZM219 21H220V20H219ZM223 21H224V19H223ZM7 22H9V21H7ZM36 22H37V21H36ZM38 22H40V21H38ZM54 22H55V21H54ZM54 22H53V23H54ZM59 22H60V21H59ZM90 22H91V21H90ZM93 22H94V20H93ZM98 22H99V21H98ZM191 22H192V21H191ZM195 22H196V21H195ZM220 22H221V21H220ZM224 22H225V21H224ZM233 22H234V21H233ZM237 22H238V21H237ZM258 22H259V21H258ZM260 22H263V21L260 20ZM16 23H17V22H16ZM19 23H20V22H19ZM42 23H43V22H42ZM50 23H51V22H50ZM53 23H52V25H53ZM61 23H62V22H61ZM65 23H66V22H65ZM71 23H73V22H71ZM95 23H96V22H95ZM104 23H105V22H104ZM214 23L216 24V22H213V24H214ZM227 23H228V21H227ZM235 23H236V22H235ZM14 24H15V23H14ZM27 24H28V23H27ZM27 24H26V25H27ZM36 24H37V23H36ZM46 24H47V23H46ZM48 24H49V23H48ZM69 24H70V23H69ZM69 24H68V25H69ZM80 24H81V23H80ZM101 24H102V23H101ZM184 24H185V23H184ZM190 24H191V23H190ZM206 24H208V23H206ZM242 24H243V22H242ZM256 24L259 25V24H261V23H256ZM26 25H25V26H26ZM29 25H32V23L29 24ZM33 25H34V24H33ZM33 25H32V27H33ZM49 25H50V24H49ZM52 25H50V26H52ZM56 25H57V24H56ZM72 25H73V24H72ZM75 25H76V24H75ZM75 25H74V26H75ZM87 25H89V24H87ZM102 25H103V24H102ZM186 25H187V24H186ZM210 25H211V23H210ZM210 25H209V26H210ZM220 25H222V24H220ZM245 25H246V24H245ZM252 25H253V24H252ZM257 25H255V26H257ZM22 26H23V24H22ZM27 26H28V25H27ZM40 26H41V25H39V27H40ZM44 26L46 27V25H44ZM82 26H83V25H82ZM91 26H92V25H91ZM207 26H208V25H207ZM207 26H205L204 28H206ZM211 26H212V25H211ZM223 26H224V25H223ZM248 26H249V25H248ZM248 26H247V27H248ZM1 27H3V26H1ZM35 27H36V26H35ZM41 27H42V26H41ZM60 27H61V26H60ZM63 27H64V26H63ZM63 27H62V28H63ZM69 27H70V26H68V28H69ZM77 27H78V26H77ZM77 27H76V28H77ZM85 27H86V26H84V28H85ZM88 27H90V26H88ZM88 27H87V28H88ZM94 27H95V26H94ZM221 27H222V26H221ZM238 27H239V26H238ZM21 28H22V27H21ZM21 28H20V29H21ZM25 28H27V27H25ZM53 28H54V27H52V29H53ZM56 28H57V27H56ZM58 28H59V27H58ZM58 28H57V29H58ZM68 28H67V30H68ZM81 28H82V27H81ZM84 28H83V30L85 31ZM87 28H86V29H87ZM204 28H203V30H204ZM207 28H208V27H207ZM212 28H213V27H212ZM215 28H216V26H215ZM217 28H218V27H217ZM219 28H220V27H219ZM227 28H228V27H227ZM245 28H246V27H245ZM250 28H251V27H250ZM1 29H3V28H1ZM7 29H8V28H7ZM42 29H43V28H42ZM48 29H50V28H48ZM52 29H51V30H52ZM64 29H65V30H64ZM64 29H63V30L65 31V32H64V33H65V36H64V37H65V40H64V44H63V45H65L66 48H70L72 51L76 52L78 55L82 56L84 59H88V60L90 59L91 61H92V60H97L96 55H94V54L92 53V55H94V56H92V58H91L90 53H89V46L92 47V46L95 44V42L93 41L94 39L91 40L90 38H87V37L83 36L81 33H80V34H75L74 31H73L74 34L71 35L70 32H68V31L66 30V27H65ZM72 29H73V28H72ZM98 29H99V28H98ZM102 29H103V28H102ZM141 29H142V28H141ZM141 29H139V30H141ZM183 29H184V28H183ZM223 29H224V28H223ZM223 29H221V30H223ZM225 29H226V27H225ZM225 29H224V30H225ZM238 29H239V28H238ZM251 29H252V28H251ZM253 29H254V31H255L256 28L253 27ZM259 29H260V28H258V30H259ZM10 30L12 31V29H10ZM27 30H29V28H27ZM34 30H35V29H33V31H34ZM70 30H71V29H70ZM77 30H78V28H77ZM91 30H92V28H91ZM131 30H130V31H131ZM134 30H135V29H133V31H134ZM180 30H181V29H180ZM258 30H257V32H258ZM33 31H32V32H33ZM58 31H59V29H58ZM79 31H80V30H79ZM86 31H87V30H86ZM107 31H108V30H107ZM130 31H129V32H130ZM137 31H138V30H137ZM142 31H143V30H142ZM201 31H202V30H201ZM207 31H208V30H207ZM233 31H234V29H233ZM233 31H232V33H233ZM246 31H247V30H246ZM263 31H264V30H263ZM25 32H26V31H25ZM45 32H46V31H45ZM45 32H44V33H45ZM49 32H50V31H49ZM92 32H93V31H92ZM104 32H106V31H104ZM118 32H119V31H118ZM147 32H148V31H147ZM181 32H182V31H181ZM188 32H189V31H188ZM209 32H210V31H209ZM211 32H212V31H211ZM222 32H224V31H222ZM230 32H231V31H230ZM239 32H241V31H239ZM35 33L37 34L36 31H35ZM39 33L41 34V32H38V35H39ZM46 33H47V32H46ZM53 33H54V32H53ZM55 33H56V32H55ZM64 33H63V34H64ZM97 33H98V32H97ZM121 33H122V32H121ZM150 33H151V32H150ZM199 33H200V32H199ZM204 33H205V32H204ZM212 33H213V32H212ZM235 33H237V31H236ZM259 33H260V32H259ZM28 34H29V33H28ZM30 34H31V32H30ZM33 34H34V32H33ZM36 34H35V35H36ZM42 34H43V33H42ZM49 34H52V33H49ZM58 34H59V33H58ZM58 34H56V35H58ZM60 34H61V33H60ZM86 34H87V33H86ZM99 34H100V33H99ZM108 34H109V33H108ZM111 34H112V36L114 35L112 32H111ZM123 34H124V33H123ZM130 34H131V32H130ZM137 34H139V33H137ZM145 34H146V33H145ZM178 34L180 35V33H178ZM182 34H183V33H182ZM190 34H191V33H190ZM197 34H198V33H197ZM201 34H202V32H201ZM215 34H216V33H215ZM218 34H219V33H218ZM237 34H238V33H237ZM53 35H54V34H53ZM109 35H110V34H109ZM126 35H127V34H126ZM126 35H124V36H126ZM152 35H153V34H152ZM172 35H174V34H172ZM188 35H189V34H188ZM199 35H200V34H199ZM229 35H231V34H229ZM234 35H235V34H234ZM242 35H243V34H242ZM251 35H253V34H251ZM261 35H262V34H261ZM39 36H40V35H39ZM39 36H38V37H39ZM46 36H47V35H46ZM54 36H55V35H54ZM59 36H60V35H59ZM86 36H87V35H86ZM88 36H89V34H88ZM95 36H96V35H95ZM97 36H99V35H97ZM97 36H96V37H97ZM103 36H104V35H103ZM117 36H118V35H117ZM120 36H121V35H120ZM124 36H122V37H124ZM138 36H139V35H138ZM141 36H142V35H141ZM144 36H145V35H144ZM144 36H143V37H144ZM175 36H176V35H175ZM206 36H208V35L206 34ZM247 36H248V35H247ZM247 36H246V37H247ZM34 37H35V36H34ZM55 37H56V36H55ZM61 37H62V36H61ZM92 37H93V36H92ZM108 37H109V36H108ZM118 37H119V36H118ZM134 37H135V36H134ZM146 37H147V36H146ZM201 37H202V36H201ZM209 37H210V36H209ZM209 37H208V38H209ZM212 37H213V36H212ZM215 37H216V36H215ZM218 37H219V36H217V39H216V38H214V39H215V40H218ZM226 37H227V35H226ZM228 37H229V36H228ZM254 37H255V36H253V38H254ZM35 38H36V37H35ZM43 38H45V37H43ZM59 38H60V37H59ZM100 38H101V37H100ZM105 38H106V37H105ZM150 38H152V37H150ZM159 38H158V40H159ZM168 38H170V37H168ZM177 38H178V37H177ZM195 38H196V36H195ZM198 38H199V37H198ZM203 38H204V37H203ZM222 38H223V37H222ZM231 38H232V37H231ZM231 38H230V39H231ZM241 38H242V36H241ZM248 38H250V37H248ZM29 39H30V38H29ZM46 39H47V37H46ZM46 39H45V40H46ZM49 39H50V38H49ZM56 39H57V38H56ZM144 39H146V38H144ZM181 39H182V37H181ZM183 39H185V38H183ZM200 39H201V38H200ZM206 39H207V38H206ZM226 39H227V38H226ZM238 39H239V38H238ZM244 39H245V38H244ZM45 40H44V41H45ZM52 40H55V38L52 39ZM96 40H98V41H96ZM96 40H95L96 42H99L100 39L98 38V39H96ZM102 40H104V38H103ZM142 40H143V39H142ZM149 40H150V39H149ZM155 40H156V39H155ZM189 40H190V39H189ZM193 40H194V39H193ZM202 40H203V39H202ZM209 40H211V38H210ZM209 40H208V41H209ZM219 40H220V39H219ZM227 40H228V39H227ZM235 40H236V39H235ZM240 40H241V39H240ZM261 40H262V39H261ZM9 41H10V40H9ZM143 41H144V40H143ZM145 41H147V40H145ZM156 41H157V40H156ZM162 41H164V40H162ZM191 41H192V40H191ZM195 41H196V39H195ZM208 41H207V42H208ZM211 41H213L212 43L214 44V40H211ZM220 41H221V40H220ZM222 41H223V40H222ZM229 41H230V40H229ZM229 41H228V43H227L228 45H229V43H230ZM233 41H234V40H233ZM244 41H245V40H244ZM13 42H15V41H13ZM47 42H48V41H47ZM100 42H101V41H100ZM138 42H140V41H138ZM138 42H137V40H136L135 38H132L131 35H130V37H124L123 39H119V38L117 39V37H116V38H112V37H111V38H109V39L104 40V42H102V43H103V44L106 43V46H113V47H116V51H117V47H118V49H119V47L124 48L123 51L121 50V51H122L121 53H123V56H122V57H124V58H123L124 60H126V59H127V60H130V58L132 57V52H130V51L127 50V49H135V48L138 46V44H139ZM147 42L149 43V41H147ZM147 42H145V43L147 44ZM150 42H151V41H150ZM152 42H155V41L153 40ZM152 42H151V43H152ZM196 42H197V41H196ZM203 42H204V41H203ZM217 42H218V41H217ZM3 43H4V42H3ZM5 43H6V42H5ZM7 43H8V42H7ZM11 43H12V42H11ZM19 43H20V42H19ZM50 43H52V41H51ZM50 43H49V44H50ZM54 43H55V42H54ZM61 43H62V41H61ZM102 43H101V44H102ZM141 43H142V41H141ZM143 43H144V42H143ZM189 43H190V42H189ZM197 43H198V42H197ZM212 43H211V44H212ZM220 43H221V42H220ZM222 43H223V42H222ZM225 43H226V42H225ZM237 43H238V42H237ZM242 43H243V42H242ZM254 43H255V42H254ZM14 44H15V43H14ZM21 44H22V43H21ZM23 44H24V42H23ZM52 44H53V43H52ZM52 44H51V45H52ZM56 44H57V43H56ZM59 44H60V43H59ZM101 44L99 43V44H97V45H100V46H101ZM146 44H145V45H146ZM152 44H153V43H152ZM180 44H181V43H180ZM183 44H184V43H183ZM186 44H187V43H186ZM186 44H185V45H186ZM193 44H194V43H193ZM198 44L200 45V42H199ZM205 44H206V42H205ZM227 44H226V47L228 46ZM234 44L236 45V43H234ZM245 44H246V43H245ZM3 45H4V44H3ZM7 45H8V44H7ZM7 45H6V47H7ZM25 45H26V43H25ZM142 45H143V44H142ZM148 45H149V44H147V46H148ZM157 45H158V44H157ZM199 45H198V46H199ZM224 45H225V44H224ZM230 45H232V44H230ZM237 45H238V44H237ZM237 45H236V46H237ZM28 46H29V45H28ZM34 46H36V45H34ZM53 46H54V45H53ZM61 46H62V45H61ZM103 46H104V45H103ZM139 46H141V44H140ZM153 46H154V45H153ZM155 46H156V45H155ZM159 46H160V45H159ZM183 46H184V45H183ZM193 46H195V45H193ZM202 46H203V47H207L206 45H205V46H204V45H201V47H202ZM209 46H210V45H209ZM215 46H216V45H215ZM247 46H248V45H247ZM260 46H261V42H260ZM6 47H5V48H6ZM25 47H26V46H25ZM50 47H51V46H50ZM62 47H63V46H62ZM101 47H102V46H101ZM164 47H165V46H164ZM179 47H181V45H180ZM184 47H185V46H184ZM190 47H191V46H190ZM190 47H189V48H190ZM196 47H197V44H196ZM196 47H195V48H196ZM201 47H200V50H201ZM216 47H218V46H216ZM226 47H225V48H226ZM231 47H232V46H231ZM239 47H240V46H239ZM242 47H243V46H242ZM254 47H256V46H254ZM254 47H253V48H254ZM10 48H11V47H10ZM13 48H14V47H13ZM17 48H18V46H17ZM26 48H27V47H26ZM32 48H33V47H32ZM59 48H60V47H59ZM95 48H96V47H95ZM111 48H112V47H111ZM177 48H178V47H177ZM186 48H187V47H186ZM197 48H198V47H197ZM212 48H213V47H211V49H212ZM259 48H260V47H259ZM2 49H3V48H2ZM7 49H8V48H7ZM63 49H65V48H62L61 50H63ZM92 49H93V47H92ZM113 49H114V48H113ZM137 49H138V48H137ZM148 49H149V48H148ZM150 49H151V48H150ZM152 49H153V48H152ZM152 49H151V50H152ZM155 49H156V48H155ZM155 49H154V50H155ZM164 49H166V48H164ZM164 49H163V50H164ZM191 49H192V48H191ZM204 49H205L206 54H207V52H208L207 49H206V48H204ZM209 49H210V47H209ZM214 49H215V48H214ZM214 49H213V50H214ZM223 49H224V48H223ZM234 49H235V46H234ZM234 49H233V51H234ZM238 49H239V48H238ZM261 49H262V48H261ZM37 50H38V49H37ZM39 50H40V49H39ZM71 50H69V51H71ZM93 50H94V49H93ZM103 50H104V49H103ZM144 50H145V49H144ZM174 50H175V49H174ZM176 50H177V49H176ZM183 50H185V49H183ZM195 50H196V49H195ZM225 50H226V49H225ZM231 50H232V49H231ZM247 50H249V48H248ZM251 50H252V49H251ZM257 50H258V49H257ZM14 51H15V50H14ZM69 51H67V53H68ZM97 51H98V50H97ZM110 51H111V50H110ZM135 51L137 52V50H135ZM141 51H142V50H141ZM164 51H165V50H164ZM167 51H169V50H167ZM192 51H193V50H192ZM203 51H204V50H203ZM240 51H241V50H240ZM244 51H245V49H244ZM252 51H254V50H252ZM6 52L8 53V51H6ZM15 52H16V51H15ZM19 52H20V51H19ZM37 52H38V51H37ZM41 52H42V51H41ZM41 52H40V53H41ZM43 52H44V51H43ZM43 52H42V53H43ZM60 52H61V51H60ZM64 52H65V51H64ZM64 52H63V53H64ZM99 52H100V50H99ZM102 52H103V51H102ZM105 52H106V51H105ZM154 52H155V51H154ZM162 52H163V51H162ZM169 52H170V51H169ZM169 52H168V53H169ZM221 52H223V51H221ZM245 52L248 53V51H245ZM0 53H1V52H0ZM9 53H10V52H9ZM33 53H34V52H33ZM52 53H53V51H52ZM67 53H65V54H67ZM119 53H120V52H119ZM121 53H120V55H121ZM137 53H138V52H137ZM151 53H152V51H151ZM183 53H184V52H183ZM195 53H197V51H196ZM200 53H203V52H200ZM200 53H199V54H200ZM12 54H13V52H12ZM20 54L23 55V53H20ZM43 54H45V53H43ZM69 54H70V53H69ZM69 54H67V55H69ZM95 54H96V53H95ZM97 54H99V53H97ZM107 54H108V51H107ZM147 54H148V53H147ZM156 54H157V53H156ZM227 54H228V53H227ZM236 54H237V53H236ZM3 55H4V54H3ZM3 55H2V56H3ZM15 55H16V54H15ZM39 55H41V54H39ZM67 55H66V56H67ZM70 55H71V54H70ZM78 55L75 56V59H76V57H79ZM118 55H119V54H118ZM118 55H116V56H118ZM157 55H158V54H157ZM160 55H161V54H160ZM176 55H177V54H176ZM180 55H181V53H180ZM182 55H183V54H182ZM188 55H189V54H188ZM213 55H214V54H213ZM223 55H224V54H223ZM228 55H229V54H228ZM230 55H231V54H230ZM237 55H238V54H237ZM243 55H245V54H243ZM254 55H255V54H254ZM262 55H264V54H262ZM63 56H64V55H63ZM71 56H72V55H71ZM99 56H100V55H99ZM99 56H98V58H99ZM102 56H103V55H102ZM167 56H168V55H167ZM170 56H171V55H170ZM172 56L174 57L175 55H172ZM200 56H201V55H200ZM205 56H206V55H205ZM219 56H220V55H219ZM251 56H252V55H251ZM8 57H9V56H8ZM13 57H14V56H13ZM37 57H39V56L37 55ZM69 57H70V56H69ZM105 57H106V56H105ZM105 57H103V58H105ZM108 57H109V56H108ZM114 57H115V56H114ZM122 57H121V59H122ZM141 57H142V56H141ZM164 57H165V56H164ZM164 57H162V58H164ZM184 57H185V56H184ZM210 57H211V56H210ZM213 57L215 58V56H212V58H213ZM229 57H230V56H229ZM234 57H235V55H234ZM234 57L232 56L233 59H234ZM258 57H259V56H258ZM258 57H257V58H258ZM0 58H1V56H0ZM3 58H4V57H2V59H3ZM16 58H17V57H16ZM34 58H35V57H34ZM83 58H82V59H83ZM109 58H110V57H109ZM109 58H108V61H110ZM118 58H119V57H118ZM143 58H144V57H143ZM143 58H142V59H143ZM157 58H158V56H157ZM179 58H180V57H179ZM201 58H202V57H201ZM206 58H207V56H206ZM232 58H231V60H233ZM22 59H23V58H22ZM28 59H29V58H28ZM70 59H71V58H70ZM79 59H80V58H79ZM111 59H113V57H112ZM114 59H116V57H115ZM123 59H122V60H123ZM155 59H156V58H155ZM170 59H172V58H170ZM174 59H175V58H174ZM177 59H178V58H177ZM199 59H200V58H199ZM204 59H205V58H204ZM227 59H228V58H227ZM227 59H226V60H227ZM235 59H236V57H235ZM241 59H242V58H241ZM248 59H249V58H248ZM258 59H259V58H258ZM261 59H263V58H261ZM20 60H21V59H20ZM66 60H68V59H66ZM90 60H89V61H90ZM101 60H103V59H101ZM104 60L107 61L106 58H105ZM119 60H120V59H119ZM147 60H148V59H147ZM175 60H176V59H175ZM196 60H197V59H196ZM196 60H195V61H196ZM221 60H222V59H221ZM229 60H230V59H229ZM229 60H227V61H229ZM244 60H245V59H244ZM256 60H257V59H256ZM21 61H22V60H21ZM21 61H19V62H21ZM38 61H39V60H38ZM80 61L82 62V60H80ZM111 61L114 62V60H111ZM143 61H144V60H143ZM155 61H156V60H155ZM166 61H167V60H166ZM204 61H205V60H204ZM208 61H209V60H208ZM239 61H240V59H239ZM239 61H236V62H239ZM246 61H247V60H246ZM17 62H18V61H17ZM48 62H49V61H48ZM115 62H116V61H115ZM159 62H161V60H160ZM164 62H165V61H164ZM167 62H168V61H167ZM172 62H173V61H172ZM185 62H186V61H185ZM188 62H189V61H188ZM211 62H212V61H211ZM220 62H221V61H220ZM258 62H259V61H258ZM261 62H262V61H261ZM28 63H29V62H28ZM52 63H53V62H52ZM77 63H78V61H77ZM99 63H100V61H99ZM120 63H121V62H120ZM157 63H158V62H157ZM190 63H192V62H190ZM201 63H202V62H201ZM218 63H219V62H218ZM239 63H240V62H239ZM241 63H242V62H241ZM246 63H247V62H246ZM251 63H252V62H251ZM16 64H17V63H16ZM24 64L26 65V63H24ZM39 64H40V63H39ZM50 64H51V63H50ZM166 64H167V63H166ZM166 64H164V66H165ZM186 64H187V63H186ZM194 64H195V63H194ZM210 64H211V63H210ZM216 64H217V62H216ZM228 64H230V62H228ZM254 64H255V63H254ZM254 64H253V65H254ZM51 65H52V64H51ZM81 65H82V64H81ZM81 65H80V66H81ZM112 65H113V64H112ZM133 65H134V64H133ZM173 65H174V64H173ZM191 65H192V64H191ZM196 65H197V64H196ZM202 65H203V64H202ZM221 65H222V63H221ZM234 65H235V64H234ZM258 65H260V64L258 63ZM29 66H30V65H29ZM38 66H39V65H38ZM62 66H63V65H62ZM96 66H97V65H96ZM114 66H116V63H115ZM114 66H113V67H114ZM169 66H170V64H169ZM198 66H199V65H198ZM216 66H217V65H216ZM241 66H243V65H241ZM247 66H248V65H247ZM251 66H252V65H251ZM254 66H255V65H254ZM254 66H252V67H254ZM7 67H8V66H7ZM21 67H22V66H21ZM33 67H34V66H33ZM52 67H54V65H53ZM56 67H59V65L56 66ZM68 67L71 68L72 66H71V67L68 66ZM82 67H83V66H82ZM84 67H85V66H84ZM93 67H94V66H93ZM101 67H102V66H101ZM104 67H105V66H104ZM104 67H103V68H104ZM110 67H111V66H110ZM154 67H155V65H154ZM156 67H158V66H156ZM156 67H155V69H156ZM171 67H172V65H171ZM171 67H170V70H171ZM200 67H202V66L200 65ZM255 67H256V66H255ZM255 67H254V69H255ZM261 67H262V66H261ZM261 67H260V68H261ZM40 68L42 69V67H40ZM114 68H115V67H114ZM146 68H147V67H146ZM173 68H175V67H173ZM196 68H197V66H196ZM205 68H206V67H205ZM205 68L203 69L204 71L207 70V69L205 70ZM240 68H241V67H240ZM242 68H243V67H242ZM263 68H264V67H263ZM5 69H6V68H4V70H5ZM37 69H38V68H37ZM41 69H39V70H41ZM62 69H63V68H62ZM67 69H68V68H67ZM86 69H88V68H86ZM91 69H92V68H91ZM95 69H96V68H95ZM105 69H106V68H105ZM148 69H149V68H148ZM191 69H192V66H191ZM193 69H194V68H193ZM217 69H218V68H217ZM56 70H58V68H57ZM72 70H74V69H72ZM88 70H89V69H88ZM102 70H103V69H102ZM108 70H109V69H108ZM143 70H144V69H143ZM149 70H150V69H149ZM152 70H153V69H152ZM177 70H178V69H177ZM195 70H196V69H195ZM210 70H211V69H210ZM236 70H237V69H236ZM250 70H252V69H250ZM42 71H43V70H42ZM58 71H59V73L61 72L60 69H59ZM63 71H67V70H65V68H64ZM68 71H70V70H68ZM74 71H77V68H76V70H74ZM86 71H87V70H86ZM104 71H105V73H106V70H104ZM204 71H203V72H204ZM214 71H215V70H214ZM223 71H224V70H223ZM223 71H221V72H223ZM245 71L248 72L247 70H245ZM252 71H253V72H252V74H253V73H255V71H257V70H255V71L252 70ZM3 72H4V71H3ZM23 72H24V71H23ZM23 72H22V73H23ZM71 72H72V71H71ZM71 72H69V74H72ZM82 72H84V71H82ZM101 72H103V71H101ZM101 72H100V73H101ZM109 72H110V71H109ZM140 72H141V71H140ZM160 72H161V71H160ZM208 72H210V71H208ZM216 72H217V71H216ZM225 72H226V71H225ZM257 72H259V70H258ZM261 72H262V71H261ZM1 73H2V71H1ZM46 73H47V72H46ZM56 73H57V71H56ZM73 73H74V72H73ZM75 73H76V72H75ZM87 73H88V71H87ZM94 73L96 74L97 72L95 71ZM94 73H93V74H94ZM117 73H118V72H117ZM123 73H124V72H123ZM145 73H146V72H145ZM173 73H175V72H173ZM178 73H179V72H178ZM210 73H211V72H210ZM214 73H215V72H214ZM226 73H227V72H226ZM250 73H251V72H250ZM250 73H248V74L250 75ZM7 74H8V73H7ZM15 74H16V73H15ZM54 74H55V73H54ZM69 74H68V75H69ZM98 74H99V73H98ZM98 74H97V75H98ZM124 74H125V73H124ZM128 74H129V72H128ZM141 74H142V73H141ZM156 74H157V72H156ZM191 74H192V73H191ZM228 74H229V73H228ZM231 74H232V77H233V73H231ZM240 74H242V73H240ZM252 74H251V75H252ZM13 75H14V74H13ZM61 75H62V74H61ZM77 75H78V74H77ZM136 75H137V74H136ZM145 75H146V74H145ZM158 75H159V74H158ZM185 75H186V74H185ZM189 75H190V73H189ZM206 75H207V74H206ZM209 75H210V74H209ZM216 75H217V73H216ZM223 75H224V74H223ZM243 75H244V74H243ZM262 75H263V74H262ZM2 76H4V75H2ZM80 76H81V75H78L77 77H79V79H80V78H81ZM87 76H88V75H87ZM119 76H120V75H119ZM119 76H118V78H119ZM122 76H124V75L122 74ZM122 76H120V77H122ZM128 76H129V75H128ZM137 76H138V75H137ZM137 76H135V77H137ZM139 76H141V75L139 74ZM139 76H138V77H139ZM142 76H143V75H142ZM156 76H157V75H156ZM160 76H161V75H160ZM160 76H159V77H160ZM165 76H166V75H165ZM204 76H205V75H204ZM207 76H208V75H207ZM229 76H230V74H229ZM247 76H248V75L246 74V76H244V77H247ZM21 77H22V76H21ZM42 77H43V76H42ZM57 77L59 78V76H57ZM66 77H67V76H66ZM68 77H69V76H68ZM77 77H76V78H77ZM93 77H94V76H93ZM112 77H113V76H112ZM112 77H111V78H112ZM129 77H130V76H129ZM132 77H133V74H132ZM135 77H134V79H135ZM153 77H154V76H153ZM211 77H212V76H211ZM213 77H214V75H213ZM219 77H221V76H219ZM242 77H243V76H242ZM242 77H241V78H242ZM254 77H256V76H254ZM8 78H9V77H8ZM62 78H63V77H62ZM62 78H61V79H62ZM74 78H75V77H74ZM74 78H73V79H74ZM127 78H128V77H127ZM142 78H143V77H142ZM145 78H146V76H145ZM145 78H144V79H145ZM148 78H149V77H148ZM208 78H209V77H208ZM216 78H218V77L216 76ZM216 78H214V79H216ZM227 78H228V77H227ZM233 78H234V77H233ZM238 78H239V77H238ZM248 78H249V77H248ZM56 79H57V78H56ZM61 79H59V80H61ZM67 79H68V78H67ZM67 79H64V80H67ZM77 79H78V78H77ZM116 79H117V77H116ZM119 79H120V78H119ZM119 79H118V80H119ZM125 79H126V78H125ZM140 79H141V78H139V80H140ZM149 79H150V78H149ZM187 79H188V78H187ZM200 79L203 81V79H205V78H203V79L200 78ZM234 79H235V78H234ZM239 79H240V78H239ZM250 79H251V78H250ZM253 79H254V78H253ZM14 80H15V79H14ZM40 80H41V78H40ZM48 80H49V79H48ZM64 80H63V81H64ZM70 80H72V79L70 78V79H69V82L67 81V83H70ZM80 80H81V79H80ZM86 80H87V79H86ZM107 80H108V79H107ZM113 80H114V79H113ZM113 80H112V81H113ZM130 80H131V78H130ZM130 80H129V81H130ZM136 80H137V78H136ZM136 80H135V81H136ZM141 80H142V79H141ZM146 80H147V79H146ZM155 80H156V79H155ZM164 80H165V79H164ZM207 80H210V79H207ZM240 80H242V79H240ZM243 80H245V79H243ZM3 81L5 82L4 79H3ZM15 81H16V80H15ZM30 81H31V80H30ZM38 81H39V80H38ZM72 81H73V80H72ZM74 81H77V80L75 79ZM97 81H98V80H97ZM100 81H101V80H100ZM109 81H110V80H109ZM112 81H111V83H112ZM125 81H126V80H125ZM125 81H124V82H125ZM151 81H154V80H151ZM151 81H149V82H151ZM158 81H159V80H158ZM197 81H198V80H197ZM197 81H196V82H197ZM205 81H206V80H205ZM212 81H213V80H212ZM217 81H218V80H217ZM223 81H224V80H223ZM248 81H249V80H248ZM260 81H261V80H260ZM28 82H29V81H28ZM39 82H41V81H39ZM77 82H78V81H77ZM77 82H76V83H77ZM80 82L83 83L82 81H80ZM105 82H106V80H105ZM105 82H103V84H104ZM114 82H115V81H114ZM117 82H118V81H117ZM124 82H123V83H124ZM167 82H169V81H167ZM167 82L165 81V83H167ZM196 82L194 81V83H196ZM199 82H201V81H199ZM233 82H234V81H233ZM237 82H238V81H237ZM250 82H251V81H250ZM254 82H255V81H254ZM263 82H264V81H263ZM17 83H18V82H17ZM17 83H16V84H17ZM61 83H62V82H61ZM65 83H66V81H65ZM85 83H86V82H85ZM100 83H101V82H100ZM100 83H99V85H100ZM111 83H110V84H111ZM119 83H120V82H119ZM127 83H128V82H127ZM127 83H126V84H127ZM130 83H131V81H130ZM145 83H146V81H145ZM153 83H154V82H153ZM153 83H152V84H153ZM169 83H170V82H169ZM210 83H214V84H215V82H209V81H208V84H210ZM217 83H218V82H217ZM242 83H243V82H242ZM251 83H252V82H251ZM259 83H260V82H259ZM14 84H15V82H14ZM52 84H53V83H52ZM86 84H87V83H86ZM112 84H113V83H112ZM112 84H111V86H112ZM114 84L116 85V82H115ZM128 84H129V83H128ZM133 84H134V83H133ZM135 84H136V83H135ZM140 84H141V83H140ZM142 84H143V83H142ZM156 84H157V83H156ZM167 84H168V83H167ZM179 84H180V83H179ZM181 84H182V83H181ZM181 84H180V85H181ZM253 84H255V83H253ZM257 84H258V83H257ZM260 84H261V83H260ZM9 85H10V84H9ZM31 85H32V83H31ZM67 85H68V84H67ZM74 85H75V84H74ZM78 85H79V83L77 84V86H78ZM80 85H81V84H80ZM94 85H95V84H94ZM101 85H102V83H101ZM105 85H106V83H105ZM115 85H113V87H114ZM117 85H118V84H117ZM120 85H121V84H120ZM149 85H150V84H149ZM176 85H177V84H176ZM197 85H199V84H197ZM225 85H226V84H225ZM245 85H247V83H246ZM2 86H3V85H2ZM5 86H6V85H5ZM5 86H3V90H4V87H5ZM63 86H65V85H63ZM82 86H83V84H82ZM97 86H98V84H97ZM109 86H110V85H109ZM111 86H110V87H111ZM118 86H119V85H118ZM135 86H136V85H135ZM138 86H139V84H138ZM142 86H143V85H142ZM155 86H156V85H155ZM168 86H169V85H168ZM223 86H224V85H223ZM227 86H228V85H227ZM233 86H238V87H239L240 85H233ZM251 86H252V85H251ZM254 86H255V85H254ZM257 86H258V85H257ZM0 87H1V86H0ZM42 87H43V86H42ZM47 87H48V86H47ZM67 87H69V86H67ZM70 87H71V86H70ZM79 87H80V86H79ZM120 87H121V86H120ZM122 87H123V86H122ZM126 87H128V85H127ZM131 87H132V86H131ZM146 87H147V86H146ZM150 87H151V86H150ZM174 87H176V86H174ZM179 87H180V86H179ZM230 87H231V86H230ZM248 87H249V85H248ZM263 87H264V86H263ZM7 88H8V87H7ZM48 88H49V87H48ZM53 88H54V87H53ZM75 88H76V87H75ZM77 88H78V87H77ZM77 88H76V89H77ZM118 88H119V87H118ZM124 88H125V87H124ZM135 88H136V87H135ZM137 88H138V87H137ZM139 88H140V87H139ZM155 88H157V87H155ZM176 88H177V87H176ZM224 88H225V87H223V90H224ZM26 89H27V88H26ZM73 89H74V88H73ZM96 89H98V88H96ZM132 89H133V88H132ZM152 89H153V88H152ZM152 89H151V90H152ZM173 89H174V88H173ZM180 89H181V88H180ZM187 89H188V88H187ZM199 89H200V88H199ZM205 89H206V88H205ZM218 89H219V88H218ZM221 89H222V87H221ZM239 89H240V88H239ZM239 89H238V90H239ZM245 89H246V88H245ZM5 90H6V89H5ZM9 90H10V86H9ZM11 90H12V89H11ZM11 90H10V91H11ZM43 90H44V89H43ZM68 90H69V89H67V91H68ZM70 90H71V88H70ZM102 90H103V89H102ZM114 90H115V89H114ZM117 90H118V92H119V89H117ZM129 90H130V89L128 88L127 91L130 92ZM139 90H140V89H139ZM143 90H144V89H143ZM151 90H150V92L155 91V90H152V91H151ZM157 90H158V89H157ZM157 90H156V91H157ZM174 90H175V89H174ZM225 90H226V89H225ZM225 90H224V91H225ZM228 90H230V88H228ZM6 91H7V90H6ZM18 91H19V90H18ZM27 91H28V90H27ZM32 91H33V90H32ZM50 91H51V90H50ZM76 91H77V90H76ZM99 91H100V90H98L97 92H99ZM103 91H105V90H103ZM103 91H102V92H103ZM107 91H108V89H107ZM112 91H113V89H112ZM122 91H123V90H122ZM133 91H137V93H138V89H137V90H136V89L132 90V93H133ZM140 91H142V88H141ZM168 91H169V90H168ZM168 91H167V92H168ZM214 91H215V90H214ZM230 91H231V90H230ZM230 91H229V92H230ZM233 91H234V90H233ZM1 92H2V90H1ZM13 92H14V91H13ZM16 92H17V91H16ZM44 92H45V91H44ZM63 92L65 93V90H63ZM70 92H71V94H72V91H70ZM86 92H87V91H86ZM91 92H92V91H91ZM94 92H95V91H94ZM124 92H125V91H124ZM158 92H159V91H158ZM163 92H164V91H163ZM167 92H166V93H167ZM184 92H185V91H184ZM226 92H228V91H225V94H226ZM229 92H228V93H229ZM255 92H256V91H255ZM14 93H15V92H14ZM21 93H22V92H21ZM29 93H30V90H29L28 94H29ZM31 93H32V92H31ZM31 93H30V94H31ZM34 93H35V92H34ZM34 93H33V94H34ZM45 93H46V92H45ZM56 93H57V92H56ZM66 93H67V92H66ZM76 93H77V92H76ZM112 93H113V92H112ZM114 93H116V91H115ZM114 93H113V94H114ZM132 93H131V95H132ZM155 93H156V92H154V94H155ZM171 93H172V92H171ZM223 93H224V92H223ZM231 93H232V92H231ZM263 93H264V91H263ZM0 94H1V93H0ZM11 94H12V93H11ZM17 94H18V93H17ZM25 94H26V92H25ZM33 94H31V95H33ZM46 94H47V93H46ZM113 94H112V95H113ZM120 94H122V93H120ZM142 94H143V93H142ZM152 94H153V93H152ZM172 94H173V93H172ZM172 94H171V95H172ZM199 94H200V93H199ZM219 94H221V93H219ZM229 94H230V93H229ZM233 94H234V93H233ZM243 94H244V93H242V95H241L240 97H242ZM246 94H249V93H246ZM254 94H255V93H254ZM15 95H16V94H15ZM102 95H103V93H102ZM108 95H110V94H108ZM108 95H107V97H108ZM125 95H126V94H125ZM125 95H124V96H125ZM128 95H129V94H128ZM145 95H146V93H145ZM163 95H164V94H163ZM166 95H168V94H166ZM169 95H170V94H169ZM226 95H228V94H226ZM244 95H245V94H244ZM261 95H262V93H261ZM16 96L18 97V95H16ZM54 96H55V94H54ZM88 96H89V95H88ZM93 96L95 97V95H93ZM104 96H105V94H104ZM116 96H118V95H115L114 97H116ZM124 96L122 95V97H119V98H123ZM133 96H134V93H133ZM136 96H139V95L136 94ZM148 96H149V95H148ZM174 96L177 98V95H174ZM208 96H209V95H208ZM215 96H216V95H215ZM246 96H247V95H246ZM246 96H245V97H246ZM250 96H251V95H250ZM20 97H21V96H20ZM23 97H24V96H23ZM33 97H34V96H33ZM99 97H100V96H99ZM109 97H110V96H109ZM109 97H108V98H109ZM111 97H112V96H111ZM114 97H113V98H114ZM127 97H129V96H126V97H124V98L127 99ZM142 97H143V96H141V99H140V100H143ZM145 97H147V96H145ZM149 97H150V96H149ZM153 97H154V96H153ZM164 97H165V96H164ZM172 97H173V96H172ZM172 97H171V98H172ZM211 97H212V96H211ZM213 97H214V96H213ZM245 97H244V99H246ZM248 97H249V96H248ZM258 97H259V95H258ZM258 97H257V98H258ZM86 98H87V97H86ZM92 98H93V97H92ZM92 98H91V99H92ZM97 98H98V97H97ZM100 98H101V97H100ZM136 98H138V97H136ZM159 98H160V97H159ZM161 98H162V97H161ZM161 98H160V99H161ZM168 98H169V97H167V100H168ZM183 98H184V97H183ZM215 98H216V97H215ZM215 98H214V99H215ZM218 98H219V97H218ZM252 98H254V97L252 96ZM15 99H16V97H15ZM15 99H14V100H15ZM27 99H28V97H27ZM106 99H107V98H106ZM110 99H111V98H110ZM117 99H118V97H117ZM138 99H139V98H138ZM145 99H146V98H145ZM149 99H150V98H149ZM155 99H156V98H155ZM174 99H175V98H174ZM185 99H186V98H185ZM219 99H221V98H219ZM21 100H22V99H21ZM34 100H36V99H34ZM100 100H101V99H100ZM100 100H99V101H100ZM102 100H103V99H102ZM152 100H153V99H152ZM158 100H159V99H158ZM171 100H173V99H171ZM178 100H179V99H178ZM234 100H235V99H234ZM234 100H233V101H234ZM242 100H243V99H242ZM242 100H241V101H242ZM249 100H250V98H249ZM252 100H253L252 103H254V99H252ZM16 101H17V100H16ZM28 101H29V100H28ZM38 101H39V100H38ZM38 101H37V102H38ZM87 101H88V100H87ZM109 101H113V99H112V100H109ZM122 101H123V100H122ZM133 101H134V99H133ZM155 101H156V100H155ZM155 101H152V102L154 103ZM159 101H160V100H159ZM186 101H188V100H186ZM186 101H185V102H186ZM214 101H215V100H214ZM214 101H213V102H214ZM217 101H220V100L217 99ZM233 101H232V102H233ZM257 101H258V100H257ZM22 102H23V101H22ZM29 102L31 103L32 101H29ZM41 102H42V101H41ZM91 102H92V101L90 100V103H91ZM96 102H97V101H96ZM96 102H95V103H96ZM118 102H121V99H120V101H118ZM146 102H147V100L145 101V103H146ZM175 102H176V101H175ZM175 102H172V103H175ZM177 102H178V101H177ZM189 102H190V101H188V103H189ZM237 102H238V101H237ZM245 102H246V101H245ZM248 102H249V101H248ZM13 103H14V102H13ZM64 103H65V102H64ZM64 103H63V104H64ZM95 103H91V104H95ZM102 103H103V102H102ZM102 103H101V104H102ZM111 103H112V102L108 103V105H109L108 107H111V106H110ZM115 103H116V102H114V104H115ZM125 103H126V102H125ZM142 103H143V102H142ZM156 103H157V102H156ZM166 103H167V101H166ZM234 103H235V102H234ZM234 103H233V104H234ZM239 103H241V102H239ZM22 104H23V103H22ZM33 104H34V101H33ZM86 104H87V102H86ZM97 104H98V103H97ZM101 104H100V107L102 106ZM140 104H141V103H140ZM154 104H155V103H154ZM158 104H159V103H158ZM162 104H163V103H162ZM202 104H203V103H202ZM213 104H214V103H213ZM229 104H230V103H229ZM229 104H228V105H229ZM243 104H244V102H243ZM256 104H257V103H256ZM34 105H35V104H34ZM37 105H38V104H37ZM89 105H90V104H88V105H86V106H89ZM111 105H112V104H111ZM123 105L125 106V104H123ZM123 105H122V106H123ZM163 105H164V104H163ZM184 105H185V104H184ZM190 105H191V104H190ZM208 105H209V104H208ZM222 105H223V104H222ZM235 105H236V104H235ZM235 105H234V106H235ZM244 105H245V104H244ZM253 105H254V104H253ZM9 106H10V105H9ZM28 106H29V105H28ZM112 106H113V105H112ZM138 106H139V105H138ZM138 106H137V108H138ZM141 106H142V105H141ZM143 106H144V105H143ZM150 106L152 107L151 104H150ZM161 106H162V105H161ZM167 106H168V105H167ZM175 106H176V105H175ZM242 106H243V105H242ZM242 106H240V107H242ZM31 107H32V106H31ZM33 107H34V106H33ZM38 107H39V106H38ZM66 107H68V106H66ZM91 107H94V108H91ZM95 107H96L95 105H94V106H90V107L88 108V111H89V109H92V110L94 111ZM98 107H99V106H98ZM98 107H97V108H98ZM106 107H107V104H106ZM108 107H107V108H108ZM119 107H120V106H119ZM129 107H131V106H129ZM139 107H140V106H139ZM183 107H184V106H183ZM213 107H214V106H213ZM215 107H216V106H215ZM219 107H220V106H219ZM219 107H218V108H219ZM227 107H228V106H227ZM250 107H251V106H250ZM252 107H253V106H252ZM252 107H251V108H252ZM256 107H257V105H256ZM256 107H255V108H256ZM7 108H8V107H7ZM26 108H27V107H26ZM36 108H37V107L35 106L34 109H36ZM41 108H42V107H41ZM63 108H64V107H63ZM63 108H62V109H63ZM102 108H103V107H102ZM122 108H124V107H122ZM132 108H135V107L133 106ZM155 108H156V107H155ZM157 108L160 109L159 106H158ZM157 108H156V109H157ZM166 108L169 109V108H171V107H169V108L166 107ZM220 108H221V107H220ZM230 108H231V105H230ZM257 108H258V107H257ZM262 108H263V107H262ZM10 109H11V108H10ZM29 109H30V108H29ZM54 109H56V108H54ZM82 109H83V108H82ZM100 109H101V108H100ZM115 109H116V108H115ZM142 109H143V108H142ZM145 109H146V108H145ZM145 109H144V110H145ZM156 109H153V110H156ZM158 109H157V110H158ZM161 109H162V108H161ZM161 109H160V110H161ZM173 109H174V108H173ZM183 109H184V108H183ZM243 109H244V108H243ZM252 109L254 110V108H252ZM25 110H26V109H25ZM50 110H51V109H50ZM65 110H66V108H65ZM67 110H68V109H67ZM86 110H87V107H86ZM95 110H96V109H95ZM97 110H98V109H97ZM105 110H106V109H105ZM111 110H112V109H111ZM116 110H117V109H116ZM120 110H121V111H120ZM120 110H119V111L122 112V109H120ZM129 110H130V109H129ZM135 110H136V109H135ZM135 110H134V111H135ZM146 110H147V109H146ZM146 110H145V111H146ZM176 110H177V109H176ZM190 110H191V109H190ZM226 110H227V109H226ZM234 110H237V108H236V109L234 108L233 111H234ZM250 110H251V109H250ZM260 110H261V109H260ZM262 110H264V109H262ZM10 111H11V110H10ZM20 111H21V110H20ZM27 111H28V110H27ZM36 111H37V109H36ZM53 111H55V110H53ZM53 111H52V112H53ZM63 111H64V110H63ZM69 111H70V110H69ZM76 111H77V110H76ZM99 111H100V110H99ZM123 111H124V109H123ZM130 111H131V110H130ZM142 111H143V110H142ZM148 111H149V110H148ZM168 111H170V110H168ZM168 111H167V112H168ZM171 111H172V109H171ZM177 111H178V110H177ZM177 111H175L174 113H176ZM180 111H181V109H180ZM191 111H192V110H191ZM193 111H194V110H193ZM201 111H202V110H201ZM206 111H207V110H206ZM213 111H214V110H213ZM215 111H216V110H215ZM243 111H244V110H243ZM245 111H246V110H245ZM248 111H249V110H248ZM22 112H23V111H22ZM28 112H29V111H28ZM52 112H51V113H52ZM94 112H95V111H94ZM103 112H104V110H103ZM105 112H106V111H105ZM138 112H139V111H138ZM149 112H150V111H149ZM162 112H163V111H162ZM172 112H173V111H172ZM181 112H182V111H181ZM209 112H212V111H209ZM216 112H217V111H216ZM240 112H241V111H240ZM261 112H262V111H261ZM41 113H42V112H41ZM59 113H61V112H59ZM59 113H58V114H59ZM78 113H79V111H78ZM86 113H88L87 115H89V113H90V117H92V118H91V121H86V122H85V129H84V130L86 131L85 134H87L88 137H94L95 139H96V138L98 139L97 144H95V145H97V147H96L95 149L93 148L94 150H93V152H92V155H93V156L97 159V161H98V160H101V159H102V157H101V159H99V155H100V153H101L100 151L102 150V146H103L104 144L102 145V142H103V141L100 143V140H99V137H100V136H99V131H98V129H97V126H98V125H96V124L94 123V121L96 120V119H95L96 117H94L95 113H94V115H93V113H92L91 110H90L89 112H86ZM98 113H99V112H98ZM101 113H102V112H101ZM109 113H110V112H109ZM122 113H123V112H122ZM122 113H120L121 116L124 115V113H123V114H122ZM135 113H136V112H135ZM142 113H144V112H142ZM151 113H152V112H151ZM177 113H178V112H177ZM189 113H190V112H189ZM206 113H207V112H206ZM230 113H231V112H230ZM237 113H238V112H237ZM237 113H236V115H237ZM247 113H249V112H247ZM250 113H251V112H250ZM255 113H257V112H255ZM26 114H28V113L26 112ZM30 114L32 115V113H30ZM30 114H29V116H30ZM52 114H53V113H52ZM55 114H56V111H55V113H54V116H55ZM83 114H84V113H83ZM96 114H97V113H96ZM117 114H118V112H117ZM120 114H118V115H120ZM136 114H137V113H136ZM138 114H139V113H138ZM147 114H148V113H147ZM158 114H159V112H158ZM168 114H169V112H168ZM168 114H167V116H168ZM171 114H173V113H171ZM203 114H204V113H203ZM216 114H217V113H216ZM223 114H224V113H223ZM244 114H245V113H244ZM257 114H258V113H257ZM263 114H264V113H263ZM1 115H2V114H1ZM34 115H35V114H34ZM60 115H61V114H60ZM101 115H103V114H101ZM101 115H100V117H101ZM107 115L109 116L108 113H107ZM110 115H112V114H110ZM128 115H129V114H128ZM141 115H142V114H141ZM141 115H140V116H141ZM145 115H146V114H145ZM148 115H149V114H148ZM154 115H155V114L152 113V116H154ZM163 115H164V114H163ZM213 115H214V113H213ZM213 115H211V116H213ZM247 115H248V114H247ZM250 115H251V114H250ZM259 115H260V114H259ZM261 115H262V114H261ZM40 116H41V115H40ZM44 116H45V114H44ZM57 116H58V115H57ZM97 116H98V115H97ZM125 116H126V115H125ZM146 116H147V115H146ZM149 116H150V115H149ZM164 116H166V114H165ZM164 116H162V117H164ZM171 116H172V115H171ZM178 116H182V115H178ZM238 116H239V115H238ZM243 116H244V115L242 114L241 117H243ZM245 116H246V114H245ZM251 116H252V115H251ZM251 116H250V117H251ZM263 116H264V115H263ZM42 117H43V116H42ZM72 117H73V116H72ZM88 117H89V116H88ZM102 117H103V116H102ZM104 117H105V116H104ZM110 117H111V116H110ZM126 117H127V116H126ZM128 117H129V116H128ZM128 117H127V118H128ZM155 117H156V115H155ZM155 117H154V118H155ZM158 117L161 118V116H158ZM182 117H184V116H182ZM182 117H179V118H182ZM205 117H206V116H205ZM223 117H224V116H223ZM229 117H230V116H229ZM231 117H232V116H231ZM235 117H236V116H235ZM256 117H257V116H255V118H256ZM259 117H260V116H259ZM40 118H41V117H40ZM98 118H99V117H98ZM98 118H97V120H98ZM108 118H109V117H108ZM112 118H113V117H111V119H112ZM118 118H119V117H118ZM123 118H124V116H123L122 118H120V119H123ZM129 118H130V117H129ZM129 118H128V119H129ZM147 118H148V117H147ZM151 118H152V117H151ZM154 118H153V119H154ZM186 118H187V120H188V117H186ZM206 118H207V117H206ZM209 118H210V117H209ZM214 118H215V117H214ZM218 118H219V117H218ZM253 118H254V115H253L252 119H253ZM261 118H262V117H261ZM2 119H3V118H2ZM18 119H19V118H18ZM73 119H74V118H73ZM94 119H95V120H94ZM99 119H100V118H99ZM128 119H127V120H128ZM130 119H132V118H130ZM130 119H129V120H130ZM138 119H139V118H138ZM155 119H156V118H155ZM163 119H164V118H163ZM165 119H166V118H165ZM169 119H170V118H169ZM184 119H185V118H184ZM210 119H212V117H211ZM232 119H233V118H232ZM232 119H230V121H232ZM239 119H240V118H239ZM246 119H247V117H246ZM246 119H244V120H246ZM250 119H251V118H250ZM6 120H7V119H6ZM26 120H27V119H26ZM28 120H29V119H28ZM97 120H96V121H97ZM124 120H125V119H124ZM129 120H128V121H129ZM187 120H186V121H187ZM216 120H217V119H216ZM221 120H222V119H221ZM223 120H224V119H223ZM225 120H226V119H225ZM242 120H243V119H242ZM242 120H241V121H242ZM254 120H255V119H254ZM256 120H257V118H256ZM258 120H259V119H258ZM258 120H257V121H258ZM18 121H19V120H18ZM101 121H102V120H101ZM109 121H110V118H109ZM111 121H112V120H111ZM119 121H120V120H119ZM125 121H126V120H125ZM147 121H148V120H147ZM153 121H154V120H153ZM155 121H157V119H156ZM183 121L185 122V120H183ZM188 121H189V120H188ZM188 121H187V122H188ZM214 121H215V120H214ZM214 121H213V123H214ZM217 121H218V120H217ZM226 121H227V120H226ZM230 121H229V122H230ZM247 121H248V120H247ZM247 121H246V122H247ZM15 122H16V121H15ZM28 122H29V121H28ZM38 122H39V121H38ZM40 122H41V121H40ZM97 122H98V121H97ZM103 122H104V121H103ZM129 122H131V121H129ZM149 122H150V120H149ZM189 122H190V121H189ZM201 122H202V121H201ZM223 122H224V121H223ZM229 122H227V123H229ZM232 122H233V121H232ZM237 122L239 123L238 120H237ZM237 122H236V123H237ZM242 122H243V121H242ZM261 122H262V121H261ZM6 123H7V122H6ZM8 123H10V122H8ZM100 123H101V122H100ZM106 123H107V122H106ZM106 123H105V124H106ZM111 123H112V122H111ZM116 123H117V121H116ZM120 123H122V122H120ZM126 123H127V122H126ZM131 123H132V122H131ZM157 123H159V121H158ZM166 123H167V122H166ZM185 123H186V122H185ZM203 123H204V122H203ZM208 123H209V122H208ZM218 123H219V121H218ZM224 123H225V122H224ZM251 123H252V122H251ZM43 124H44V123H43ZM71 124H73V122H72ZM112 124H113V123H112ZM142 124H143V123H142ZM162 124H163V123H162ZM188 124H189V123H188ZM188 124H187V125H188ZM205 124H206V123H205ZM220 124H221V122H220ZM220 124L218 125V124L216 123V125H218L219 128L221 127ZM242 124H243V123H242ZM253 124H255V123H253ZM35 125H36V124H35ZM40 125H41V124H40ZM109 125H110V124H109ZM109 125H108V126H109ZM115 125H116V124H115ZM119 125H120V127H121V124H119ZM124 125H125V124H124ZM136 125H137V124H136ZM138 125H139V124H138ZM140 125H141V123H140ZM149 125H150V124H149ZM153 125H154V124H153ZM211 125H212V124H211ZM216 125H214V128H215ZM232 125L235 126L234 122L232 123ZM236 125H238V124H236ZM244 125H245V123L243 124V126H244ZM246 125H247V124H246ZM248 125H249V124H248ZM258 125H259V124H258ZM263 125H264V124H263ZM7 126H9V125H7ZM71 126H72V125H71ZM101 126H103L102 123H101ZM104 126H105V125H104ZM104 126H103V127H104ZM106 126H107V125H106ZM110 126H111V125H110ZM112 126H113V125H112ZM112 126H111V127H112ZM117 126H118V125H117ZM117 126H116V128H117ZM133 126H134V128H135V125H133ZM155 126H157V125H155ZM159 126H160V125H159ZM161 126H162V125H161ZM161 126H160V128H161ZM209 126H210V125H209ZM222 126H223V125H222ZM229 126H230V125H229ZM229 126H228V127H229ZM234 126H233V127H234ZM239 126H241V125L239 124ZM239 126H238V127H239ZM252 126H253V125H252ZM0 127H1V126H0ZM43 127H44V126H43ZM120 127L118 126L119 129H120ZM122 127H123V124H122ZM166 127H168V126L166 125ZM207 127H208V126H207ZM212 127H213V125H212ZM236 127H237V126H236ZM238 127H237V128H238ZM258 127H259V126H257V128H258ZM263 127H264V126H263ZM13 128H14V127H13ZM39 128H40V127H39ZM41 128H42V127H41ZM99 128H100V127H99ZM118 128H117V129H118ZM129 128H130V127H129ZM131 128H132V127H131ZM131 128H130V129H131ZM136 128H137V126H136ZM136 128H135V129H136ZM149 128H150V127H149ZM210 128H211V127H210ZM240 128H241V127H240ZM249 128H251V126H250ZM260 128H261V127H259V129H260ZM44 129H45V128H44ZM51 129H52V128H51ZM69 129H70V128H69ZM100 129H102V128H100ZM100 129H99V130H100ZM103 129H104V128H103ZM106 129H107V128H106ZM109 129H110V127H108L107 130H109ZM138 129H139V127H138ZM150 129H151V128H150ZM150 129H149V131H150ZM153 129H155V128L153 127ZM157 129H158V128H157ZM162 129H163V128H162ZM212 129H213V128H212ZM215 129H216V128H215ZM220 129H221V128H220ZM222 129H223V127H222ZM228 129H229V128H228ZM228 129H227V130H228ZM245 129H246V128H245ZM84 130H83V131H84ZM120 130H121V129H120ZM140 130H141V129H139V131H140ZM223 130H224V129H223ZM230 130H233V129L230 128ZM255 130H256V129H255ZM115 131H116V130H115ZM121 131H122V130H121ZM125 131H126V133H127V129H125ZM128 131H130V130H128ZM136 131H137V130H136ZM139 131H138V133H139ZM145 131H146V130H145ZM147 131H148V129H147ZM151 131H153V130H151ZM157 131H159V130H157ZM164 131H165V130H164ZM167 131H168V130H167ZM224 131H225V130H224ZM235 131H236V130H235ZM237 131H240V130H237ZM250 131H252V129H251ZM253 131H254V130H253ZM253 131H252V132H253ZM263 131H264V130H263ZM0 132H1V131H0ZM8 132H9V131H8ZM10 132H12V131H10ZM55 132H56V131H55ZM57 132H58V131H57ZM81 132H82V131H81ZM112 132H113V131H112ZM122 132H123V131H122ZM131 132H132V131H131ZM140 132H141V131H140ZM170 132H171V131H169V135L172 136L174 132H171L172 135L170 134ZM211 132H212V130H211ZM221 132H222V131H221ZM226 132H227V131H226ZM230 132H232V131H230ZM242 132L244 133L243 130H242ZM252 132H251L250 135L253 134ZM20 133H21V132H20ZM25 133H26V132H25ZM49 133H50V132H49ZM107 133H108V132H107ZM118 133H119V132H118ZM120 133H121V132H120ZM135 133H137V132H135ZM142 133H143V132H142ZM147 133H148V132H147ZM185 133H186V132H185ZM185 133H184V134H185ZM204 133H205V131H204ZM217 133H219V131H218ZM223 133H224V132H223ZM243 133H242V134H243ZM16 134H17V133H16ZM16 134H14V135H16ZM21 134H22V133H21ZM54 134H55V133H53L52 135H54ZM78 134H79V133H78ZM85 134H84V135H85ZM102 134H103V133H102ZM110 134H111V133H110ZM110 134H109V135H110ZM140 134H141V133H140ZM143 134H144V133H143ZM187 134H188V133H187ZM194 134H196V133H194ZM234 134H236V132H235ZM239 134H241V133H239ZM242 134H241V135H242ZM245 134H246V133H245ZM248 134H249V133H248ZM255 134H256V133H255ZM10 135H11V134H10ZM50 135H51V134H50ZM80 135H81V134H80ZM80 135H79V136H80ZM114 135H115V134H114ZM125 135H126V134H125ZM129 135H130V134H129ZM133 135H134V134H133ZM133 135H132V136H133ZM151 135H152V134H151ZM200 135H201V133H200ZM222 135H223V134H222ZM224 135H225V134H224ZM229 135H230V134H229ZM260 135H261V134H260ZM1 136H4V133H3V135H1ZM101 136H102V135H101ZM110 136H112V135H110ZM122 136H123V135H122ZM132 136H131V138H132ZM136 136H138V135H136ZM148 136H149V135H148ZM173 136H174V135H173ZM194 136H195V135H194ZM208 136H209V135H208ZM208 136H207V138H208ZM220 136H221V135H220ZM230 136H231V135H230ZM230 136H228V138H229ZM236 136H238V133L235 135V137H236ZM239 136H240V135H239ZM258 136H259V135H258ZM69 137H70V136H69ZM69 137H68V139H69ZM81 137H83V136L81 135ZM117 137H118V136H117ZM126 137H128V136H126ZM139 137H140V135H139ZM146 137H147V136H146ZM161 137H162V136H161ZM196 137H198V136L196 135ZM205 137H206V135H205ZM221 137H223V136H221ZM231 137H232V136H231ZM243 137L245 138V135H244ZM246 137H247V135H246ZM250 137H252V136H250ZM250 137H249V138H250ZM254 137H256V135H255ZM44 138H45V136H44ZM50 138H51V137H50ZM86 138H87V137H86ZM94 138H93V139H94ZM101 138H102V137H101ZM111 138H112V137H111ZM120 138H121V137H120ZM128 138H129V137H128ZM152 138H153V136H152ZM154 138H155V137H154ZM198 138H200V137H198ZM198 138H197V139H198ZM216 138H217V137H216ZM249 138H248V140H249ZM5 139H6V138H5ZM102 139H103V138H102ZM102 139H101V140H102ZM114 139H115V138H114ZM124 139H125V138H124ZM197 139H196V140H197ZM214 139H215V138H214ZM230 139H231V138H230ZM236 139H237V138H236ZM238 139L241 141V138H238ZM88 140H89V139H88ZM122 140H123V139H122ZM126 140H127V139H126ZM139 140H140V138H139ZM139 140H138V141H139ZM142 140H144V139H143V136H142ZM150 140H151V139H150ZM150 140H149V142H150ZM224 140H225V136H224ZM224 140H223V141H224ZM232 140H233V138H232ZM239 140H238V141H239ZM243 140H245V139H243ZM41 141H42V140H41ZM67 141H68V140H67ZM108 141L110 142V141H112V139H110V137H109V140H108ZM119 141H120V139H119ZM124 141H125V140H124ZM134 141H135V140H134ZM147 141H148V140H147ZM164 141H165V140H164ZM204 141H205V140H204ZM207 141H209V140H207ZM219 141H220V140H219ZM221 141H222V139H221ZM228 141H229V140H228ZM250 141H251V140H250ZM85 142H86V141H85ZM112 142H113V141H112ZM115 142H116V141H115ZM117 142H118V139H117ZM126 142H127V141H126ZM126 142H123V143H126ZM135 142H136V141H135ZM178 142H180V141H178ZM193 142H194V141H192V143H193ZM197 142H198V141H197ZM211 142H212V141H211ZM225 142H226V141H225ZM247 142H248V141H247ZM260 142H261V141H260ZM46 143H47V142H46ZM72 143H73V142H72ZM80 143H81V141H80ZM90 143H91V142H90ZM107 143H108V142H107ZM118 143H119V142H118ZM130 143H131V142H130ZM138 143H139V142H138ZM138 143H137V144H138ZM141 143H142V141H141ZM150 143H151V142H150ZM175 143H176V142H175ZM263 143H264V142H263ZM40 144H42V143H40ZM59 144L61 145L60 142H59ZM110 144H111V142H110ZM112 144H113V143H112ZM142 144H143V143H142ZM144 144H146V142H144ZM144 144H143V145H144ZM151 144H152V143H151ZM183 144H184V143H183ZM210 144H212V143H210ZM216 144H217V143H216ZM220 144H222V143H220ZM233 144H234V143H233ZM42 145H43V144H42ZM79 145H80V144H79ZM120 145H121V144H120ZM126 145H128V144L126 143ZM133 145H134V144H133ZM135 145H136V143H135ZM201 145H202V144H201ZM206 145H207V144H206ZM212 145H213V144H212ZM245 145H246V144H245ZM245 145H244V146H245ZM256 145H257V144H256ZM81 146H82V145H81ZM105 146H106V144H105ZM108 146H109V144H108ZM110 146H111V145H110ZM136 146H137V145H136ZM144 146H145V145H144ZM183 146H184V145H183ZM214 146H216V145H214ZM30 147H31V146H30ZM112 147H113V146H112ZM118 147H119V144H118ZM123 147H124V146H123ZM123 147H122V148H123ZM132 147H133V146H132ZM141 147H142V146H141ZM147 147L150 148L149 145H148ZM188 147H189V146H188ZM198 147H199V146H198ZM223 147H224V146H223ZM226 147H227V145H226ZM231 147H232V146H231ZM254 147L256 148V146H254ZM24 148H25V147H24ZM53 148H54V147H53ZM58 148H59V147H58ZM80 148H81V147H80ZM103 148H104V147H103ZM124 148H125V147H124ZM128 148H130V147H128ZM128 148H127V149H128ZM134 148H135V147H134ZM142 148H143V147H142ZM144 148H146V147H144ZM151 148H155V147H151ZM173 148H174V147H173ZM213 148H214V147H213ZM219 148H220V147H219ZM219 148H218V149H219ZM241 148H242V147H241ZM248 148H249V147H248ZM16 149H17V148H16ZM31 149H32V148H31ZM69 149H70V148H69ZM109 149H110V147H109ZM111 149H112V148H111ZM114 149L116 150L115 147H114ZM114 149H113V150H114ZM120 149H121V146H120ZM174 149H176V148H174ZM174 149H173V150H174ZM184 149H185V148H184ZM220 149H221V148H220ZM225 149H226V148H225ZM239 149H240V147H239ZM239 149H238V150H239ZM259 149H261V148H259ZM22 150H23V149H22ZM43 150H44V149H43ZM71 150H72V149H71ZM104 150H105V149H104ZM107 150H108V149H107ZM122 150H124V149H122ZM128 150H129V149H128ZM146 150H148V149H146ZM152 150H153V149H152ZM152 150H151V151H152ZM154 150H155V149H154ZM159 150H160V149H159ZM159 150H158V151H159ZM166 150H167V149H166ZM179 150H180V149H179ZM179 150H178V153H180ZM189 150H190V148H189ZM193 150H194V149H193ZM200 150H201V149H200ZM208 150H210V149H208ZM213 150H214V149H213ZM221 150H223V149H221ZM242 150H244V148H243ZM251 150H252V148H251ZM8 151H10V150H8ZM8 151H7V152H8ZM20 151H21V150H20ZM59 151H60V150H59ZM76 151H78V150H76ZM109 151H110V150H109ZM125 151H126V150H125ZM125 151H124V152H125ZM140 151H142V150H140ZM140 151H138V152H140ZM170 151H172V150H170ZM182 151H184V150H182ZM185 151H186V150H185ZM190 151H191V150H190ZM202 151H203V150H202ZM215 151H217V149H216ZM219 151H220V150H219ZM239 151H240V150H239ZM253 151H254V150H253ZM17 152H19V151H17ZM26 152H27V151H26ZM39 152H40V151H39ZM74 152H75V150H74ZM79 152H82V151H78V153H79ZM112 152H113V151H112ZM129 152H131V151H129ZM138 152L136 151V153H138ZM144 152H145V150H144ZM144 152H143V153H144ZM148 152H149V151H148ZM153 152H154V151H153ZM195 152H196V151H195ZM197 152H199V151H197ZM200 152H201V151H200ZM208 152H209V151H208ZM208 152H207V154H208ZM8 153H9V152H8ZM8 153H7V154H8ZM27 153H28V152H27ZM114 153H116V152H114ZM120 153L123 154L122 151H120ZM120 153H119V154H120ZM136 153H135V154H136ZM143 153H142V155L145 154V153H144V154H143ZM149 153H150V152H149ZM158 153H160V151H159ZM174 153H176V152H174ZM188 153H191V152H188ZM192 153H193V152H192ZM230 153H231V152H230ZM238 153H239V152H238ZM256 153H257V152H256ZM15 154H17V153H15ZM21 154H22V153H21ZM21 154H20V155H21ZM82 154H84V153H82ZM82 154H81V155H82ZM110 154H112V153H110ZM110 154H109V155H110ZM116 154H117V153H116ZM133 154H134V151H133ZM198 154H199V153H198ZM200 154H201V153H200ZM204 154H205V153H204ZM204 154H203V155H204ZM225 154H226V153H225ZM242 154H243V153H242ZM260 154H261V153H260ZM260 154H259V155H260ZM10 155H11V153H10ZM12 155H13V154H12ZM12 155H11V156H12ZM56 155H57V154H56ZM77 155H78V154H77ZM79 155H80V154H79ZM79 155H78V156H79ZM85 155H86V154H85ZM92 155H91V153H90V156H92ZM112 155H113V154H112ZM117 155H118V154H117ZM127 155H128V154H127ZM127 155H126V156H127ZM130 155H131V154H130ZM146 155H147V157H146V156H145V157L148 158V157H149L148 154H146ZM151 155H152V154H151ZM154 155H155V153H154ZM156 155H157V152H156ZM170 155H171V154H170ZM170 155H169V156H170ZM174 155H175V154H174ZM176 155H177V153H176ZM176 155H175V157H176ZM178 155H180V154H178ZM210 155H211V154H210ZM214 155H215V154H214ZM217 155H218V154H217ZM226 155H227V154H226ZM239 155H240V154H239ZM239 155H238V156H239ZM256 155H257V154H256ZM3 156H4V154H3ZM3 156H2V157H3ZM23 156H24V155H23ZM34 156H35V155H34ZM70 156H72V155H71V151H70ZM82 156H83V155H82ZM101 156H102V155H101ZM128 156H129V155H128ZM134 156H135V155H134ZM172 156H173V154H172ZM182 156H184V155H182ZM185 156H186V155H185ZM205 156L207 157V155H205ZM221 156H222V154H221ZM8 157H9V156H8ZM12 157H14V156H12ZM21 157H22V156H21ZM86 157H87V156H86ZM132 157H133V156H132ZM139 157H140V156H139ZM150 157H151V156H150ZM150 157H149V158H150ZM166 157H167V156H166ZM166 157H165V158H166ZM179 157H180V156H179ZM186 157H187V156H186ZM198 157H199V156H198ZM200 157H201V156H200ZM215 157H216V156H215ZM218 157H219V155H218ZM218 157H217V159H218ZM240 157H241V156H240ZM246 157H247V155H246ZM257 157H259V156H257ZM16 158H17V157H16ZM52 158H53V157H52ZM57 158H58V157H57ZM74 158H75V157H74ZM83 158H84V157H83ZM89 158H90V157H89ZM89 158H88V160L85 161V162H84V160H83L84 164H83L82 162H81V163H82L85 167L88 168V170H86V171H88L89 174H90L91 176H93L94 179H95V178H96L95 176H96V172H97V171H96V169L94 168V166L97 165L98 163H97V161H93V162L90 161ZM116 158H118V162H119V157H116ZM143 158H144V157H143ZM161 158H162V157H161ZM163 158H164V157H163ZM163 158H162V159H163ZM171 158H173V157H171ZM177 158H178V157H177ZM187 158H188V157H187ZM238 158H239V157H238ZM243 158H245V157H243ZM243 158H242V159H243ZM53 159H54V158H53ZM65 159H66V158H65ZM70 159H71V158H70ZM80 159H81V157H80ZM80 159H79V160H80ZM91 159H93V158L91 157ZM124 159H126V158H124ZM124 159H123V160H124ZM128 159H130V158H128ZM133 159H134V158H133ZM133 159H132V163H135V162H133ZM162 159H161V160H162ZM166 159H167V158H166ZM179 159H180V158H179ZM192 159H193V158H192ZM219 159H220V157H219ZM254 159L257 160L256 157H255ZM258 159H259V158H258ZM0 160H1V159H0ZM102 160H103V159H102ZM121 160H122V159H121ZM123 160H122V161H123ZM126 160H127V159H126ZM139 160H140V159H139ZM158 160H159V159H158ZM161 160H160V161H161ZM171 160H172V159H171ZM190 160H191V159H190ZM213 160H214V159H213ZM232 160L234 161L233 157H232ZM14 161H15V160H14ZM27 161H28V159H27ZM27 161H26V162H27ZM45 161H46V160H45ZM80 161H81V160H80ZM80 161H79V164H81ZM122 161H120V162H122ZM147 161L149 162V160H147ZM174 161H175V160H174ZM179 161H180V160H179ZM179 161H178V162H179ZM183 161H184V159H183ZM208 161H209V160H208ZM210 161H211V160H210ZM221 161H222V160H221ZM226 161H228V160H226ZM7 162H8V161H7ZM7 162L4 161V164H6ZM30 162H31V161H30ZM46 162H47V161H46ZM46 162H45V163H46ZM51 162H52V161L49 162V165H50ZM54 162H55V160H54ZM56 162H57V160H56ZM123 162H124V161H123ZM129 162H130V161H129ZM136 162H137V161H136ZM154 162L156 163L157 161H154ZM162 162H163V161H162ZM162 162H161V163H162ZM189 162H190V161H189ZM200 162L202 163V161H200ZM223 162H224V161H223ZM9 163H10V162H9ZM11 163H12V162H11ZM15 163H16V162H15ZM19 163H20V159H19ZM19 163H18V164H19ZM21 163H22V162H21ZM68 163H70V162H68ZM99 163H100V162H99ZM101 163H102V162H101ZM126 163H127V161H126ZM137 163H138V162H137ZM144 163H145V162L143 161V164H144ZM169 163H170V162H169ZM185 163H188L187 160H186ZM226 163H227V162H226ZM229 163H230V161H229ZM233 163H234V162H233ZM251 163H252V162H251ZM259 163H260V161H259ZM263 163H264V162H263ZM2 164H3V163H2ZM7 164H8V163H7ZM13 164H14V163H12V165H13ZM41 164H42V163H41ZM54 164H55V163H54ZM72 164H73V163H72ZM79 164H78V165H79ZM82 164H81V165H82ZM130 164H131V163H130ZM135 164H136V163H135ZM135 164H134V165H135ZM172 164L174 165V163H171V165H172ZM191 164H192V163H191ZM205 164H206V163H205ZM205 164H204V165H205ZM223 164H224V163H223ZM231 164H232V163H231ZM237 164H239V163H237ZM241 164H242V163H241ZM9 165H10V164H9ZM9 165H7V166H9ZM47 165H48V164H47ZM49 165H48V166H49ZM67 165H68V164H67ZM102 165H103V164H102ZM126 165H127V164H126ZM138 165H139V164H138ZM146 165H147V164H146ZM175 165H176V164H175ZM187 165H188V164H187ZM187 165H185V166H187ZM193 165H194V164H193ZM193 165H191V166H193ZM199 165H200V164H199ZM199 165H198V167H200V169H203V167L201 168V166H199ZM202 165H203V163H202ZM210 165H211V162L209 163V166H210ZM215 165H216V164H215ZM224 165H225V164H224ZM228 165H229V164H228ZM234 165H235V164H234ZM251 165H252V164H251ZM253 165H254V164H253ZM260 165H261V164H260ZM1 166H2V165H1ZM4 166H5V165H4ZM10 166H11V165H10ZM14 166H15V164H14ZM16 166H17V165H16ZM24 166H25V165H24ZM33 166H34V164H33ZM45 166H46V165H45ZM45 166H44L43 168H45ZM97 166H100V165H97ZM135 166H136V165H135ZM167 166H168V165H167ZM177 166H178V164H177ZM177 166H176V167H177ZM179 166H180V165H179ZM182 166H183V165H182ZM188 166H189V165H188ZM218 166H220V165L218 164ZM218 166H217V167H218ZM27 167H28V166H27ZM46 167H47V166H46ZM80 167H81V166H80ZM108 167H109V166H108ZM113 167H114V166H113ZM142 167H143V166H142ZM157 167H158V166H157ZM162 167H163V165H162ZM169 167H170V164H169ZM171 167H172V166H171ZM198 167H197V168H198ZM210 167H211V166H210ZM213 167H215V166H213ZM233 167H234V166H233ZM241 167H242V166H241ZM247 167L249 168V165H248ZM0 168H1V167H0ZM23 168H26V166L23 167ZM41 168H42V167H41ZM96 168H98V167H96ZM103 168H106V167L104 166ZM149 168H150V167H149ZM159 168H160V167H159ZM165 168H166V165H165ZM172 168H173V167H172ZM182 168H183V167H182ZM189 168L191 169L192 167H189ZM193 168H196V166L193 167ZM205 168H206V167H205ZM207 168H208V167H207ZM219 168H220V167H219ZM225 168H226V167H225ZM225 168H224V169H225ZM10 169H11V168H10ZM32 169H33V168H32ZM34 169H35V168H34ZM45 169H46V168H45ZM63 169H64V168H63ZM111 169L113 170V168H111ZM115 169H116V168H115ZM166 169H167V168H166ZM174 169H175V168H174ZM187 169H188V168H187ZM214 169H215V168H214ZM228 169H229V168H228ZM230 169H231V168H230ZM230 169H229V170H230ZM256 169H257V168H256ZM1 170H2V169H1ZM21 170H22V172H24V171H23L24 169H21ZM37 170H38V169H37ZM37 170H36V172H37ZM42 170H43V169H42ZM120 170H121V168H120ZM161 170L163 171V169H161ZM164 170H165V169H164ZM176 170H177V168H176ZM181 170H182V169H181ZM184 170H185V167H184ZM212 170H213V169H211L210 171H212ZM237 170H238V169H237ZM4 171H5V170H4ZM6 171H8V170H6ZM6 171H5V172H6ZM17 171H18V170H17ZM26 171H27V170H26ZM28 171H30V169H29ZM61 171H62V170H61ZM101 171H102V170H101ZM103 171H104V170H103ZM103 171H102V172H103ZM107 171H109V170H107ZM110 171H111V170H110ZM110 171H109V172H110ZM114 171H115V170H114ZM145 171H147V170H145ZM153 171H154V170H153ZM165 171H166V170H165ZM172 171H173V169H172ZM197 171H198V170H197ZM199 171H200V170H199ZM199 171H198V172H199ZM222 171H223V170H222ZM225 171H226V170H225ZM231 171H232V170H231ZM81 172L84 173V171H81ZM88 172H86V174H87ZM102 172H101V173H102ZM115 172H116V171H115ZM117 172H118V171H117ZM123 172H124V171H123ZM127 172H128V170H127ZM166 172H167V171H166ZM180 172H181V171H180ZM192 172H193V171H192ZM214 172H215V171H214ZM235 172H236V169H235ZM238 172H239V171H238ZM241 172H242V171H241ZM252 172H253V171H252ZM12 173H13V172H12ZM14 173H15V171H14ZM40 173H41V171H40ZM58 173H60V172H58ZM99 173H100V171H99ZM99 173H98V174H99ZM143 173H146V172H143ZM148 173H149V172H148ZM159 173L161 174V172H159ZM181 173H182V172H181ZM186 173H187V172H186ZM186 173H184V176H185ZM201 173H202V172H201ZM204 173H206V172L204 171ZM209 173H210V172H209ZM209 173H208V171H207V179H208V176H209L208 174H209ZM220 173H221V172H220ZM220 173L218 172V174H220ZM242 173H243V172H242ZM9 174H10V173H9ZM28 174H29V172H28ZM37 174H38V172H37ZM72 174H73V173H72ZM84 174H85V173H84ZM98 174H97V176H98ZM119 174H120V173H119ZM122 174H123V173H122ZM127 174H128V173H127ZM141 174H142V173H141ZM149 174H151V173H149ZM172 174H173V172H172ZM177 174H178V173H177ZM179 174H180V173H179ZM192 174H194V173H191V175H192ZM216 174H217V173H216ZM223 174H224V173H222V175H223ZM244 174H245V172H244ZM7 175H8V173H7ZM21 175L23 176L24 174H21ZM67 175H68V173H67ZM90 175H89V176H90ZM112 175H113V174H112ZM115 175H116V174H115ZM132 175H133V174H132ZM135 175H136V174H135ZM144 175H145V174H144ZM146 175H147V174H146ZM173 175H174V174H173ZM189 175H190V174H189ZM194 175H195V174H194ZM194 175H193V176H194ZM204 175H205V174H204ZM212 175H213V174H212ZM224 175H225V174H224ZM256 175H259V173L256 174ZM4 176H5V175H4ZM4 176H3V177H4ZM12 176H13V174H12ZM17 176H20V175H17ZM17 176H16V177H17ZM25 176H26V173H25ZM62 176H63V175H62ZM110 176H111V175H110ZM137 176H138V175H137ZM140 176H141V175H140ZM140 176H139V177H140ZM153 176H154V175H153ZM153 176H152V177H153ZM155 176H156V175H155ZM167 176H168V175H166L165 177H167ZM174 176H175V175H174ZM177 176H179V175H177ZM181 176H182V175H181ZM200 176H201V175H199L198 177H200ZM216 176H217V175H216ZM231 176H232V174H231ZM236 176H237V175H236ZM248 176H249V175H248ZM248 176L246 177L247 179L249 178ZM13 177H14V176H13ZM35 177L38 178V176H35ZM58 177H59V176H58ZM66 177H67V176H66ZM68 177H69V175H68ZM72 177H73V176H72ZM87 177H88V176H87ZM99 177H100V176H99ZM121 177H122V176H121ZM143 177H144V176H143ZM148 177H151V176H148ZM163 177H164V174H163ZM171 177H172V176H171ZM188 177L190 178L191 176H188ZM195 177H196V176H195ZM195 177H194V178H195ZM198 177H197V178H198ZM203 177H205V176H202L201 178H203ZM209 177H210V176H209ZM223 177H224V176H223ZM239 177H240V176H239ZM8 178H10V177H8ZM20 178H22V177H20ZM63 178H64V177H63ZM63 178L61 177V180H62ZM107 178H108V177H107ZM111 178L113 179V176H112ZM136 178H137V177H136ZM141 178H142V177H141ZM141 178H140V179H141ZM146 178H147V177H146ZM153 178H154V177H153ZM155 178H156V177H155ZM160 178H161V177H160ZM168 178H169V177H168ZM183 178H185V177H183ZM189 178H188V179L186 178V179L189 181ZM194 178H193V179H194ZM201 178H200V180H201ZM214 178H215V175H214V177H213L212 179L214 180ZM221 178H222V177L220 176V179H221ZM231 178H232V177H231ZM260 178H261V177H260ZM10 179H12V178H10ZM13 179H14V178H13ZM24 179H25V178H24ZM39 179H40V178H39ZM56 179H57V178H56ZM99 179H100V178H99ZM105 179H106V177H105ZM109 179H110V178H109ZM109 179H107V180H109ZM122 179H123V178H122ZM122 179H121V180H122ZM149 179H150V178H149ZM149 179H147V180H149ZM151 179H152V178H151ZM178 179H179V178H178ZM178 179H177V180H178ZM180 179H181V178H180ZM180 179H179V180H180ZM212 179H211V181H212ZM222 179H223V178H222ZM222 179H221V180H222ZM225 179H226V178H224V180H225ZM2 180H3V179H2ZM67 180H68V179H67ZM67 180H66V181H67ZM73 180H74V179H73ZM75 180H76V179H75ZM77 180H78V179H77ZM79 180H80V179H79ZM97 180H98V179H97ZM107 180H106V181H107ZM121 180H120V181H121ZM124 180H126V179H124ZM167 180H169V179H167ZM170 180H171V179H170ZM177 180H176V181H177ZM191 180H192V178H191ZM198 180H199V179H198ZM203 180H204V179H203ZM209 180H210V179H209ZM215 180H216V179H215ZM218 180H219V177H218ZM224 180H222V181H224ZM227 180H230V179H227ZM231 180H232V179H231ZM261 180H262V178H261ZM261 180H260V181H261ZM10 181H11V180H10ZM17 181H18V180H17ZM23 181H24V180H23ZM26 181H27V179H26ZM32 181H33V178H32ZM82 181H84V179H83ZM89 181H90V180H89ZM122 181H123V180H122ZM135 181H136V179H135ZM139 181H140V180H139ZM153 181H154V180H153ZM164 181H165V180H164ZM174 181H175V180H174ZM183 181H185V179H184ZM204 181H205V180H204ZM206 181H208V180H206ZM211 181H208V183L211 182ZM243 181H244V180H243ZM1 182H2V184H5L3 181H1ZM1 182H0V183H1ZM6 182H8V181H6ZM11 182H12V181H11ZM20 182H22V180H21ZM20 182H18V183H20ZM60 182H63V180L60 181ZM67 182H68V181H67ZM75 182H76V181H75ZM95 182H96V181H95ZM100 182H101V181H100ZM108 182H109V181H108ZM123 182H124V181H123ZM150 182H152V181L150 180ZM150 182H149V183H150ZM162 182H163V181H162ZM165 182H166V181H165ZM165 182H164V183H165ZM171 182H172V180H171ZM177 182H178V181H177ZM177 182H175V183H177ZM194 182H195V181H194ZM197 182L199 183V181H197ZM228 182H229V181H228ZM247 182H248V181H247ZM263 182H264V180H263ZM8 183H10V182H8ZM15 183H16V182H15ZM15 183H14V184H15ZM32 183H33V182H32ZM35 183H36V182H35ZM64 183H65V182H64ZM69 183H71V182H69ZM79 183H80V182H79ZM114 183H115V182H114ZM120 183H122V182H120ZM126 183H127V182H126ZM126 183H125V184H126ZM131 183H132V181H131ZM149 183H148V185H149ZM166 183H167V182H166ZM173 183H174V182H173ZM179 183H180V182H179ZM186 183H187V182H186ZM186 183H185V184L183 183V185L186 186ZM204 183H205V182H204ZM215 183H216V182H215ZM217 183H218V182H217ZM230 183H231V181H230ZM230 183H229V184H230ZM253 183H255V182H253ZM16 184H17V183H16ZM16 184H15V185H16ZM23 184H24V183H23ZM23 184H22V185H23ZM36 184H37V183H36ZM39 184H40V183H39ZM73 184H74V182H73ZM73 184L71 183L72 186H73ZM85 184H86V183H85ZM85 184H84V185H85ZM96 184H97V183H96ZM103 184H104V183H103ZM115 184H116V183H115ZM122 184H123V183H122ZM122 184H121V186H122ZM137 184H138V183H137ZM144 184H147L146 181H145ZM187 184H189V182H188ZM190 184H192L191 181H190ZM190 184H189V186H190ZM194 184H195V183H194ZM205 184H207V182H206ZM219 184H220V182H219ZM225 184H226V183H225ZM235 184H236V183H235ZM244 184H246V183H244ZM17 185H18V184H17ZM19 185H20V184H19ZM28 185H29V184H28ZM34 185H35V184H34ZM41 185H42V184H41ZM100 185H101V184H99V186H100ZM106 185H107V184H106ZM129 185H130V184H129ZM140 185H141V184H140ZM168 185H169V184H168ZM178 185H179V184H178ZM178 185H177V186H178ZM181 185H182V184H181ZM181 185H179V186L181 187ZM203 185H204V184H203ZM215 185H216V184H215ZM230 185H231V184H230ZM230 185H228V187H229ZM251 185H252V184H251ZM256 185H257V184H256ZM4 186H5V185H4ZM82 186H83V185H82ZM82 186H81V187H82ZM86 186H88V185H86ZM89 186H90V185H89ZM94 186H95V184H94ZM94 186H93V187H94ZM97 186H98V185H97ZM97 186H95V187H97ZM101 186H102V185H101ZM110 186H111V185H110ZM143 186H144V185H143ZM145 186H146V185H145ZM171 186H172V185H171ZM179 186H178V187H179ZM187 186H188V185H187ZM193 186H194V185H193ZM193 186H191V187H193ZM195 186L198 187V186H200V184H199V185L197 184V185H195ZM211 186H212V184H211ZM211 186H209V187H211ZM241 186H242V185H241ZM259 186H260V184H259ZM14 187H15V186H14ZM19 187H20V186H19ZM64 187H65V186H64ZM66 187H67V186H66ZM90 187H91V186H90ZM103 187H104V186H103ZM105 187H107V186H105ZM108 187H109V186H108ZM119 187H120V186H119ZM141 187H142V186H141ZM147 187H148V186H147ZM149 187H150V186H149ZM174 187H175V186H174ZM182 187H183V186H182ZM197 187H196V188H197ZM201 187H202V185H201ZM205 187H206V186H205ZM222 187H223V186H222ZM225 187H226V186H225ZM236 187H237V186H236ZM7 188H8V185H7ZM12 188H13V187H12ZM17 188H18V187H17ZM30 188H31V187H30ZM35 188H36V187H35ZM37 188H38V186H37ZM56 188H57V187H56ZM72 188H73V187H72ZM74 188H76V187H74ZM78 188H79V187H78ZM120 188H121V187H120ZM126 188H127V187H126ZM130 188H131V187H130ZM189 188H190V187H189ZM189 188L187 187L186 189L189 191V190H190ZM194 188H195V187H194ZM203 188H204V187H203ZM203 188H202V189H203ZM212 188H213V186H212ZM217 188H218V186H217ZM219 188H220V187H219ZM219 188H218V189H219ZM229 188H230V187H229ZM233 188H234V186H233ZM249 188H250V187H249ZM259 188H260V187H259ZM263 188H264V187H263ZM5 189H6V188H5ZM9 189L12 190L11 188H9ZM9 189H8V190H9ZM21 189H22V188H21ZM69 189H70V187H69ZM80 189H81V188H80ZM99 189H100V188H99ZM109 189H110V188H109ZM115 189H116V188H115ZM128 189H129V188H128ZM148 189H149V188H148ZM169 189H170V188H169ZM183 189H184V188H183ZM183 189H182V191H183ZM191 189H192V188H191ZM205 189H207V188H205ZM213 189H214V188H213ZM226 189H228V188H226ZM234 189H235V188H234ZM261 189H262V188H261ZM6 190H7V189H6ZM8 190H7V191H8ZM53 190H54V187H53ZM57 190H58V189H57ZM59 190H60V188H59ZM71 190H72V189H71ZM83 190H84V189H83ZM97 190H98V188H97ZM116 190H117V189H116ZM123 190H124V189H123ZM131 190L133 191V188H131ZM143 190L145 191V188H144ZM193 190L195 191V189H193ZM199 190H201V188H200ZM223 190H224V189H223ZM230 190H231V189H230ZM7 191H6V192H7ZM12 191H13V190H12ZM14 191H15V190H14ZM32 191H33V190H32ZM73 191H74V190H73ZM78 191H79V190H78ZM94 191H95V190H94ZM102 191H103V190H102ZM126 191H127V190H126ZM132 191H131V192H132ZM135 191H136V190H135ZM147 191H148V190H147ZM149 191H150V190H149ZM149 191H148V192H149ZM151 191H152V190H151ZM180 191H181V190H180ZM188 191H186V192L189 193ZM196 191H197V190H196ZM201 191H202V190H201ZM201 191H200V193H201ZM203 191H204V190H203ZM216 191H217V190H216ZM228 191H229V189H228ZM241 191H243V190L241 189ZM244 191H245V190H244ZM247 191H248V190H246V192H247ZM263 191H264V189H263ZM8 192L11 193V191H8ZM16 192H17V190H16ZM66 192H67V191H66ZM75 192H76V191H75ZM85 192H86V190H84V193H85ZM98 192H99V190H98ZM105 192H106V191H105ZM113 192H114V191H113ZM128 192H129V191H128ZM137 192H138V190H137ZM142 192H143V191H142ZM165 192H166V191H165ZM167 192H168V191H167ZM192 192H193V191H192ZM192 192H190V193H192ZM205 192H206V191H205ZM207 192H208V191H207ZM207 192H206V193H207ZM214 192H215V191H214ZM219 192H221V191H219ZM239 192H240V191H239ZM250 192L252 193V191H250ZM250 192H249V193H250ZM24 193H25V192H24ZM52 193H53V192H52ZM52 193H51V194H52ZM62 193H63V188H62ZM89 193H90V192H89ZM101 193H102V192H101ZM107 193H108V192H107ZM114 193H115V192H114ZM125 193H126V192H125ZM129 193H130V192H129ZM146 193H147V192H146ZM146 193H145V195H146ZM156 193H157V192H156ZM209 193H210V192H209ZM209 193H208V194H209ZM221 193H222V192H221ZM221 193H220V194H221ZM227 193H228V192H227ZM249 193H248V194H249ZM64 194H65V191H64ZM68 194H69V193H68ZM90 194H91V193H90ZM93 194H94V193H93ZM96 194H97V193H96ZM123 194H124V193H123ZM132 194H133V192H132ZM149 194H150V192H149ZM167 194H169V193H167ZM167 194H166V195H167ZM195 194H196V192H195ZM215 194H216V193H215ZM215 194H213V195H215ZM218 194H219V193H218ZM225 194H226V193H225ZM231 194H232V193H231ZM238 194H239V193H238ZM238 194H237V195H238ZM13 195H14V194H13ZM24 195H25V194H23V197H24ZM38 195H39V194H38ZM58 195H59V194H58ZM80 195H81V194H80ZM84 195H85V194H84ZM87 195H88V193H87ZM99 195H100V194H99ZM102 195H103V194H102ZM106 195H107V194H106ZM115 195H116V194H115ZM127 195H129V194L127 193ZM134 195H135V197L137 198V196H136L137 194L134 193ZM143 195H144V194H143ZM170 195L172 196L171 193H170ZM185 195H186V194H185ZM197 195H198V194H197ZM201 195H202V194H201ZM206 195H207V194H206ZM206 195H204V196H206ZM209 195H210V194H209ZM216 195H217V194H216ZM216 195H215V196H216ZM223 195H224V194H223ZM223 195H222V196H223ZM226 195H227V194H226ZM246 195H247V194H246ZM252 195H253V194H252ZM262 195H263V194H262ZM73 196H74V195H73ZM81 196H82V195H81ZM81 196H80V197H81ZM85 196H86V195H85ZM91 196H92V195H91ZM95 196H96V195H95ZM129 196H130V195H129ZM139 196H140V195H139ZM167 196H169V195H167ZM177 196H178V195H177ZM202 196H203V195H202ZM207 196H208V195H207ZM249 196H250V195H249ZM253 196H255V193H254ZM260 196H261V195H260ZM263 196H264V195H263ZM15 197H16V196H15ZM20 197H21V195H20ZM23 197H21V199H22ZM40 197H41V196H40ZM57 197H58V196H57ZM68 197H69V196H68ZM76 197H77V196H76ZM80 197H79V198H80ZM83 197H84V196H83ZM100 197H101V196H100ZM105 197H106V196H105ZM116 197H117V196H116ZM119 197H120V196H119ZM143 197H144V196H143ZM158 197H159V196H158ZM172 197H173V196H172ZM174 197H175V196H174ZM198 197H199V196H198ZM216 197H217V196H216ZM218 197H219V196H218ZM218 197H217V198H218ZM224 197H225V196H224ZM227 197H228V196H227ZM257 197H258V196H257ZM58 198H59V197H58ZM63 198H64V197H63ZM69 198H70V197H69ZM71 198H72V197H71ZM74 198H75V197H74ZM94 198H95V197H94ZM97 198H98V197H97ZM106 198H107V197H106ZM111 198H113V197H111ZM114 198H115V197H114ZM122 198H123V196H122ZM125 198H126V197H125ZM125 198H123V199H125ZM128 198H129V197H128ZM130 198H131V197H130ZM141 198H142V197H141ZM146 198H147V197H146ZM192 198H193V197H192ZM200 198H202V197H200ZM205 198L207 199V197H205ZM209 198H210V197H209ZM220 198H221V197H220ZM228 198H229V197H228ZM248 198H249V197H248ZM255 198H256V197H255ZM261 198H263V197H261ZM4 199H5V198H4ZM66 199H67V198H66ZM77 199H78V198H76V201H77ZM84 199H85V198H84ZM137 199H138V198H137ZM137 199H136V200H137ZM143 199H145V198H143ZM154 199H155V197H154ZM168 199H169V198H168ZM176 199H178V198L176 197ZM212 199H213V198H212ZM231 199H232V197H231ZM252 199H253V198H252ZM78 200H79V199H78ZM88 200H89V199H88ZM98 200H99V198H98ZM115 200H116V199H115ZM119 200H120V199H119ZM126 200H127V199H126ZM163 200H164V199H163ZM163 200H162V201H163ZM192 200L194 201V199H192ZM195 200H196V199H195ZM199 200H200V199H199ZM199 200H198V201H199ZM210 200H211V198H210ZM214 200H215V199H214ZM222 200H223V199H222ZM226 200H227V199H226ZM233 200H234V198H233ZM237 200H238V199H237ZM239 200H240V199H239ZM253 200H255V199H253ZM12 201H13V200H12ZM19 201H20V200H19ZM49 201H50V200H49ZM60 201H61V199H60ZM76 201H75V202H76ZM101 201H102V199H101ZM106 201H107V200H106ZM122 201H124V200H122ZM142 201H144V200H142ZM146 201H147V200H146ZM156 201H157V200H156ZM189 201H190V200H189ZM198 201H197V202H198ZM201 201H202V199H201ZM207 201H208V200H207ZM216 201H217V199H216ZM220 201H221V199H220ZM224 201H225V200H224ZM230 201H231V200H230ZM234 201H235V200H234ZM88 202H89V201H88ZM103 202H104V201H103ZM113 202H115V201H113ZM113 202H112V203H113ZM120 202H121V201H119V203H120ZM125 202H126V201H125ZM128 202H129V200H128ZM134 202H135V201H134ZM134 202H133V204H134ZM136 202L138 203L139 201H136ZM140 202H141V201H140ZM147 202H148V201H147ZM194 202H195V201H194ZM197 202H196V203H197ZM205 202H206V201H205ZM222 202H223V201H222ZM246 202H247V201H246ZM1 203H2V202H1ZM45 203H46V202H45ZM48 203H49V202H48ZM58 203H59V202H58ZM66 203H67V202H66ZM73 203H74V201H73ZM76 203H77V202H76ZM93 203H94V200H93ZM99 203H100V202H99ZM182 203H183V202H182ZM189 203H190V202H189ZM191 203H192V202H191ZM206 203H207V202H206ZM237 203H238V202H237ZM243 203H244V202H243ZM257 203H258V202H257ZM2 204H3V203H2ZM14 204H15V203H13V205H14ZM42 204H44V203H42ZM42 204H41V205H42ZM94 204H96V203H94ZM110 204H111V202H110ZM110 204H109V205H110ZM123 204H124V203H123ZM144 204H145V203H144ZM168 204H169V206H170V203H168ZM200 204H201V203H200ZM210 204H211V203H210ZM218 204H220V203H218ZM234 204H235V203H234ZM247 204H249V203H247ZM247 204H246V205H247ZM254 204H256V203H253V205H254ZM260 204H262V203L260 202ZM22 205H23V204H22ZM44 205H45V204H44ZM65 205H66V204H65ZM77 205H78V204H77ZM105 205H106V204H105ZM117 205H118V203H117ZM134 205H136V204H134ZM137 205H138V204H137ZM160 205H161V204H160ZM197 205H199V202H198ZM214 205H215V204H214ZM216 205H217V204H216ZM221 205H222V204H221ZM224 205H225V203H224ZM87 206H88V205H87ZM94 206H95V205H94ZM138 206H139V205H138ZM140 206H141V205H140ZM146 206H147V205H146ZM202 206H203V205H202ZM209 206H210V208H211V205H209ZM230 206H231V205H230ZM257 206H258V205H257ZM257 206L255 205V206H253V207H257ZM12 207H14V206H12ZM74 207H75V206H74ZM76 207H77V206H76ZM84 207H85V206H84ZM90 207H91V205H90ZM109 207H110V206H109ZM114 207H115V206H114ZM119 207H120V206H119ZM127 207H128V204H127ZM129 207H130V206H129ZM129 207H128V208H129ZM131 207H132V206H131ZM154 207H155V206H154ZM171 207H173V206H171ZM180 207H181V206H180ZM200 207H201V206H200ZM205 207H206V206H205ZM223 207H224V206H223ZM223 207H221V209H222ZM24 208H25V207H24ZM42 208H43V207H42ZM59 208H60V207H59ZM78 208H79V206H78ZM80 208H81V207H80ZM87 208H88V207H87ZM87 208H86V209H87ZM92 208H93V207H92ZM98 208H99V207H98ZM115 208H116V207H115ZM117 208H118V206H117ZM133 208H134V207H133ZM139 208H140V207H139ZM141 208H142V206H141ZM163 208H164V207H163ZM210 208H209V209H210ZM216 208H217V206H216ZM218 208H219V206H218ZM229 208H230V207H229ZM257 208H259V207H257ZM261 208H262V206H261ZM2 209H3V208H2ZM10 209H11V208H10ZM16 209H17V208H16ZM36 209H37V208H35V210H36ZM57 209H58V208H57ZM89 209H90V208H89ZM99 209H100V208H99ZM104 209H105V208H104ZM112 209H113V208H112ZM112 209H111V210H112ZM154 209H155V208H154ZM168 209L170 210V208H168ZM168 209H167L166 211H168ZM197 209H198V208H197ZM202 209H204V208H202ZM202 209H201V211H202ZM213 209H214V208H213ZM213 209H212V210H213ZM221 209H220L219 212H218V209H216L217 212H216V211H215V212L218 213V215H220L219 213L222 212ZM224 209H225V208H224ZM73 210H75V209H73ZM77 210H78V209H77ZM82 210H83V209H82ZM119 210H121V209H119ZM127 210H128V209H127ZM127 210H125V211H127ZM137 210H138V209H137ZM147 210H148V209H147ZM160 210H163V209H160ZM206 210H207V208H206ZM246 210H247V209H246ZM256 210H258V209H256ZM6 211H8V210H6ZM37 211H38V210H37ZM94 211L97 212L98 210L96 209V210H94ZM100 211H101V210H100ZM113 211H114V210H113ZM117 211H118V210H117ZM129 211H130V210H129ZM142 211H143V210H142ZM166 211H165V212H166ZM179 211H180V210H179ZM203 211H204V210H203ZM210 211H211V210H210ZM213 211H214V210H213ZM230 211H231V210H230ZM244 211H245V210H244ZM253 211H254V210H253ZM263 211H264V210H263ZM48 212H49V211H48ZM77 212H78V213H81V212H79V211H77ZM92 212H93V211H92ZM105 212H106V211H105ZM134 212H135V211H134ZM134 212H133V213H134ZM159 212H160V211H159ZM170 212L173 213L172 211H170ZM206 212H207V211H206ZM227 212H228V211H227ZM227 212H226V213H227ZM246 212H247V211H246ZM259 212H260V210H259ZM6 213H7V212H6ZM45 213H46V212H45ZM72 213H75V212H72ZM72 213H70V211H69V214H72ZM88 213H89V212H88ZM101 213H102V212H101ZM110 213H111V212H110ZM112 213H113V212H112ZM116 213H117V212H116ZM121 213H122V212H121ZM131 213H132V212H131ZM145 213H146V212H145ZM147 213H148V212H147ZM186 213H188L187 210H186ZM189 213H190V211H189ZM216 213H215V214H216ZM222 213H223V212H222ZM1 214H2V213H1ZM30 214H31V213H30ZM35 214H37V213H35ZM35 214H34V215H35ZM62 214H63V213H62ZM84 214H85V213H84ZM91 214H92V213H91ZM119 214H120V213H119ZM127 214H128V213H127ZM137 214H138V213H137ZM148 214H149V213H148ZM179 214H180V213H179ZM181 214H182V213H181ZM181 214H180V215H181ZM190 214H191V213H190ZM202 214H203V213H202ZM202 214H199V215H202ZM204 214H205V212H204ZM206 214H207V213H206ZM206 214L204 215L205 217L207 216ZM210 214H211V213H210ZM210 214H209V215H210ZM252 214H253V213H252ZM252 214H251V215H252ZM258 214H259V213H258ZM53 215H54V214H53ZM55 215H57V214L55 213ZM67 215H68V213H67ZM73 215H74V214H73ZM79 215H80V214H79ZM79 215H78V216H79ZM82 215H83V213H82ZM92 215H93V214H92ZM94 215H95V214H94ZM117 215H118V214H117ZM129 215H130V214H129ZM131 215H132V214H131ZM135 215H136V214H135ZM138 215H139V214H138ZM138 215H137V216H138ZM141 215H142V214H141ZM163 215H164V214H163ZM165 215H166V214H165ZM182 215H183V214H182ZM182 215H181V216H182ZM185 215H186V214H185ZM185 215H184V216H185ZM193 215H195V214H193ZM218 215H217V216H218ZM244 215H245V214H244ZM260 215H261V214H260ZM260 215H259V216H260ZM28 216H29V215H28ZM43 216H44V215H43ZM60 216H61V215H60ZM62 216H64V214H63ZM68 216H70V215H68ZM96 216H97V215H96ZM99 216H100V215H99ZM110 216H111V215H110ZM120 216H121V215H120ZM122 216H123V215H122ZM127 216H128V215H127ZM133 216H134V215H133ZM154 216H155V215H154ZM177 216H178V214H177ZM252 216H254V215H252ZM263 216H264V214H263ZM11 217H12V216H11ZM13 217H14V216H13ZM37 217H38V215H37ZM57 217H58V216H57ZM64 217H65V216H64ZM74 217H75V216H74ZM79 217H80V216H79ZM102 217H103V216H102ZM107 217H108V216H107ZM115 217H116V216H115ZM128 217H129V216H128ZM135 217H136V216H135ZM139 217H140V216H139ZM150 217H151V216H150ZM205 217H203V218H205ZM207 217H208V216H207ZM214 217H215V216H214ZM214 217H212V218H214ZM221 217H222V215H221ZM223 217H224V216H223ZM223 217H222V218H223ZM35 218H36V217H35ZM38 218H39V217H38ZM59 218H60V217H59ZM62 218H63V217H62ZM69 218H71V217H69ZM77 218H78V217H77ZM83 218H85V217L83 216ZM88 218H89V217H88ZM94 218H95V217H93V219H94ZM112 218H113V217H112ZM125 218H126V215H125ZM125 218H124V220H125ZM175 218H177V217H175ZM186 218H187V217H186ZM188 218H191V217L188 216ZM188 218H187V219H188ZM215 218H216V217H215ZM261 218H262V217H261ZM263 218H264V217H263ZM22 219H23V218H22ZM31 219H32V218H31ZM42 219H43V218H42ZM44 219H45V218H44ZM66 219H67V218H66ZM89 219H90V218H89ZM100 219H101V218H100ZM102 219H103V218H102ZM108 219H109V218H108ZM110 219H111V218H110ZM117 219H118V218H117ZM122 219H123V218H122ZM137 219H138V218H137ZM137 219H135V220H137ZM177 219H178V218H177ZM201 219H202V216H201ZM217 219H218V218H217ZM219 219H220V218H219ZM219 219H218V220H219ZM231 219H233V218H231ZM234 219H235V218H234ZM255 219H257V218H255ZM32 220H33V219H32ZM36 220H37V218H36ZM40 220H41V219H40ZM52 220H54V219H52ZM52 220H51V221H52ZM60 220H61V219H60ZM62 220H64V218H63ZM73 220H74V219H73ZM78 220H79V219H78ZM96 220H97V219H95V221H96ZM98 220H99V219H98ZM111 220H112V219H111ZM113 220H114V218H113ZM126 220H127V219H126ZM140 220H141V219H140ZM165 220H166V219H165ZM167 220H168V219H167ZM179 220H180V218H179ZM185 220H186V219H185ZM190 220H191V219H190ZM205 220H206V219H205ZM208 220H210V219L208 218ZM212 220H213V219H211V221H212ZM214 220H215V219H214ZM242 220H243V219H242ZM8 221H9V220H8ZM71 221H72V220H71ZM71 221H69V223H70ZM102 221H103V220H102ZM105 221H106V220H105ZM128 221H129V220H128ZM137 221H138V220H137ZM157 221H158V220H157ZM171 221H172V220H171ZM186 221H187V220H186ZM194 221H195V220H194ZM201 221H202V220H201ZM215 221H216V220H215ZM220 221H221V220H220ZM224 221H225V220H224ZM231 221H233V220H231ZM236 221H237V220H236ZM236 221H234V223H235ZM239 221H240V220H239ZM27 222H28V221H27ZM52 222H53V221H52ZM54 222H55V221H54ZM63 222H64V221H63ZM77 222H80V221H77ZM83 222H84V221H83ZM85 222H87V221H85ZM92 222H93V221H92ZM96 222H97V221H96ZM121 222H122V220H121ZM123 222H124V221H123ZM132 222H133V221H132ZM135 222H136V221H135ZM162 222H163V221H162ZM189 222H190V221H189ZM197 222H199V221H197ZM202 222H204V221H202ZM206 222H207V221H206ZM237 222H238V221H237ZM261 222H262V221H261ZM8 223H9V222H8ZM8 223H7V224H8ZM31 223H34V222L31 221ZM49 223H50V222H49ZM88 223H89V221H88ZM93 223H94V222H93ZM99 223H100V222H99ZM99 223H98V224H99ZM105 223H106V222H105ZM113 223H114V222H113ZM139 223H140V222H139ZM175 223H176V222H175ZM190 223H191V222H190ZM199 223H200V222H199ZM207 223L209 224V222H207ZM229 223H230V222H229ZM16 224H18V223H16ZM45 224H46V222H45ZM55 224H56V223H55ZM58 224H59V223H58ZM73 224H75V223L73 222ZM77 224H78V223H77ZM107 224H108V223H107ZM124 224H125V223H124ZM167 224H168V222H167ZM167 224H166V225H167ZM170 224L173 225V223H170ZM193 224H194V223H193ZM193 224H192V225H193ZM201 224H202V223H200V225H201ZM212 224H213V223H212ZM212 224H211V225H212ZM218 224H219V223H218ZM218 224H216V225H218ZM236 224H237V223H236ZM33 225H35V223H34ZM46 225H47V224H46ZM50 225H51V224H50ZM56 225H57V224H56ZM63 225H64V223H63ZM65 225H66V224H65ZM80 225H81V224H80ZM80 225H79V226H80ZM95 225H96V224H95ZM95 225H94V227H95ZM102 225H103V224H102ZM117 225H118V224H117ZM126 225H127V224H126ZM138 225H139V224H138ZM176 225H177V223H176ZM184 225H185V224H184ZM192 225H191V226H192ZM205 225H206V224H205ZM214 225H215V224H214ZM234 225H235V224H234ZM239 225H240V224H239ZM241 225H242V224H241ZM38 226H39V225H38ZM41 226H42V225H41ZM66 226H67V225H66ZM73 226H74V225H73ZM73 226H72V227H73ZM75 226H76V225H75ZM109 226H110V225H109ZM127 226H128V225H127ZM130 226H131V224H130ZM168 226H169V225H168ZM168 226H166V227H168ZM194 226H196V225L194 224ZM203 226H204V225H203ZM218 226H219V225H218ZM218 226H217V227H218ZM222 226H223V225H222ZM235 226H236V225H235ZM3 227H4V226H3ZM8 227H9V226H8ZM20 227H21V225H20ZM29 227H30V226H29ZM29 227H28V228H29ZM52 227H53V226H51V228H52ZM55 227H56V226H55ZM58 227H59V226H58ZM58 227H57V229H58ZM61 227H62V226H61ZM61 227H60V228H61ZM82 227H83V226H82ZM87 227H88V225H87ZM90 227H93V226H90ZM94 227H93V228H94ZM98 227H99V226H98ZM110 227H111V226H110ZM115 227H117V226H115ZM140 227H141V225H140ZM149 227H150V226H149ZM153 227H154V226H153ZM161 227H163L162 229H164L165 224H164V226L162 225ZM170 227H171V226H170ZM170 227H169V228H170ZM173 227H175V226L173 225ZM173 227H172V228H173ZM177 227H178V226H177ZM186 227H187V226H186ZM186 227H185V228H186ZM228 227H229V225H228ZM228 227H227V229H228ZM236 227H237V226H236ZM238 227H240V226H238ZM42 228H43V227H42ZM45 228H46V227H45ZM51 228H50V231H52ZM64 228H65V227H64ZM67 228H69V227L67 226ZM70 228H71V227H70ZM77 228H78V227H77ZM123 228H124V227H123ZM169 228H168V229H169ZM190 228H191V227H190ZM245 228H246V227H245ZM2 229H3V228H2ZM53 229H54V228H53ZM78 229H79V228H78ZM90 229H91V228H90ZM97 229H98V228H97ZM107 229H108V228H107ZM118 229H119V228H118ZM152 229H153V228H152ZM158 229H159V228H158ZM166 229H167V228H166ZM180 229H181V226H180ZM196 229H198V227H197ZM209 229H210V228H209ZM216 229H217V228H216ZM218 229H219V228H218ZM221 229H222V228H221ZM224 229H226V228H224ZM259 229H260V227H259ZM261 229H263V228H261ZM261 229H260V230H261ZM0 230H1V229H0ZM3 230H4V229H3ZM9 230H10V228H9ZM12 230H15V229H12ZM24 230H25V229H24ZM54 230H55V229H54ZM71 230H72V229H71ZM95 230H96V229H95ZM98 230H99V229H98ZM102 230H103V229H102ZM102 230H101V231H102ZM120 230H121V229H120ZM153 230H154V229H153ZM175 230H176V229H175ZM175 230H174V231H175ZM178 230H179V227H178ZM186 230H187V229H186ZM186 230H184V231H186ZM189 230H191V229H189ZM193 230H194V229H193ZM193 230H192V231H193ZM200 230H202V229H200ZM207 230H208V229H207ZM210 230H211V229H210ZM229 230H230V229H229ZM229 230H228V231H229ZM236 230H237V229H236ZM254 230H255V229H254ZM257 230H258V229H257ZM263 230H264V229H263ZM27 231H28V229H27ZM45 231H46V230H45ZM61 231H62V230H61ZM74 231H76V230L74 229ZM74 231H73V232H74ZM82 231H83V230H82ZM113 231H114V230L112 229L111 232H113ZM125 231H127V230H125ZM143 231H144V230H143ZM165 231H166V230H165ZM167 231H168V230H167ZM170 231H171V230H170ZM170 231H169V232H170ZM172 231H173V230H172ZM179 231H180V230H179ZM184 231H183V232H184ZM197 231H198V230H197ZM203 231H204V230H203ZM213 231H214V230H213ZM216 231H217V230H216ZM223 231H226V230H223ZM247 231H248V230H247ZM247 231H246V232H247ZM17 232H18V230H17ZM56 232H57V231H56ZM64 232H65V231H64ZM67 232L69 233L68 229H67ZM70 232H72V231H70ZM79 232H80V231H79ZM85 232H86V231H84V233H85ZM94 232H95V231H94ZM99 232H100V231H99ZM117 232H118V231H117ZM123 232H124V231H123ZM144 232H145V231H144ZM189 232H190V231H189ZM207 232H209V231H207ZM210 232H211V231H210ZM232 232H234V230H233ZM232 232H231V234H232ZM235 232H236V231H235ZM239 232H240V231H239ZM0 233H3V232H0ZM7 233H8V232H7ZM11 233H12V231H11ZM11 233H9V235H10ZM15 233H16V232H15ZM23 233H26V232H23ZM49 233H50V232H49ZM61 233H62V232H60V235H61ZM90 233H91V232H90ZM92 233H93V231H92ZM108 233H109V232H108ZM129 233H130V232H129ZM161 233H162V232H161ZM164 233H166V232H164ZM170 233H172V232H170ZM185 233L187 234V232H185ZM191 233H192V232H191ZM199 233H200V232H199ZM199 233L197 232V234H199ZM203 233L206 234V231L203 232ZM212 233H213V232H212ZM214 233H215V231H214ZM226 233H227V232H226ZM247 233H249V231H248ZM12 234H13V233H12ZM17 234H20V232L17 233ZM28 234H29V233H28ZM82 234H83V232H82ZM120 234H121V233H120ZM125 234H126V233H125ZM168 234H169V233H168ZM175 234L179 235L180 232H179V234H178L177 232H176ZM207 234H208V233H207ZM207 234H206V235H207ZM220 234H221V233H220ZM224 234H225V233H224ZM224 234H222V235L224 236ZM243 234H244V233H242V235H243ZM256 234H257V233H256ZM261 234H262V233H261ZM9 235H8V236H9ZM14 235H16V234H14ZM21 235H23V234H21ZM24 235H25V234H24ZM53 235H55V233H54ZM66 235H67V234H66ZM66 235H65V236H66ZM79 235H80V233H79ZM111 235H112V234H111ZM133 235H134V234H132L131 237H132ZM165 235H166V234H164V236H165ZM169 235H171V234H169ZM182 235H183V234H182ZM182 235H181V236H182ZM190 235H191V237L195 236L194 234H193V236H192V234H190ZM190 235L187 236L186 238H188V239L191 238ZM201 235H202V234H201ZM211 235H212V234H211ZM211 235H209V236L211 237ZM228 235H229V234H228ZM236 235H237V234H236ZM242 235H241V236H242ZM251 235H253V233H252ZM259 235H260V231H259V233H258V237L256 236L257 239L259 238ZM4 236H5V235H4ZM44 236H45V235H44ZM44 236H43V237H44ZM62 236H64V235L62 234ZM83 236H84V235H83ZM118 236H119V234H118ZM123 236H124V235H123ZM203 236H205V235L203 234ZM203 236H202V237H203ZM213 236H215V235H213ZM232 236H233V235H232ZM232 236H231V237H232ZM244 236H245V235H244ZM248 236H249V235H248ZM23 237H24V236H23ZM79 237H80V236H79ZM109 237H110V236H109ZM114 237H116V236H114ZM226 237H227V236H226ZM234 237H235V236H234ZM253 237L255 238V236H253ZM253 237H252V238H253ZM10 238H11V237H10ZM20 238H21V237H20ZM26 238H27V237H26ZM57 238H58V237H57ZM62 238H63V237H62ZM87 238H88V237H87ZM90 238H91V237H89V239H90ZM138 238H139V237H138ZM156 238H157V237H156ZM165 238H166V237H165ZM168 238H170V236H169ZM183 238H184V235H183ZM183 238H182V239H183ZM204 238H205V237H204ZM218 238H219V237H218ZM221 238H222V237H221ZM227 238H228V237H227ZM236 238H238V237H236ZM242 238H243V237H242ZM254 238H253V239H254ZM260 238H261V236H260ZM262 238H263V237H262ZM262 238L259 239V240H262ZM1 239H2V238H1ZM24 239H25V238H24ZM24 239H22V240L24 241ZM44 239H45V238H44ZM47 239H48V238H47ZM52 239H53V238H52ZM97 239H98V238H97ZM114 239H115V238H114ZM120 239H121V238H120ZM127 239H128V238H127ZM141 239H142V238H141ZM160 239H161V238H160ZM173 239H174V238H173ZM175 239H176V238H175ZM188 239H187V240H188ZM194 239H196V237H195ZM202 239H203V238H202ZM212 239H213V238H212ZM212 239H211V240H212ZM228 239H229V238H228ZM228 239H227V241H228ZM248 239H250V238H248ZM5 240H6V239H5ZM13 240H14V239H12V241H13ZM18 240H19V239H18ZM20 240H21V239H20ZM32 240H33V239H32ZM34 240H35V239H34ZM59 240H61V239H59ZM63 240H64V239H63ZM117 240H118V239H117ZM142 240H143V239H142ZM153 240H154V239H153ZM166 240H167V239H166ZM166 240H165V241H166ZM176 240H177V239H176ZM197 240H198V239H197ZM205 240H207V239H205ZM208 240H209V239H208ZM223 240H224V239H223ZM223 240H220V241H223ZM232 240H234V239H232ZM259 240H257V241H259ZM0 241H1V240H0ZM23 241H22V242H23ZM25 241H26V240H25ZM29 241H30V239H29ZM35 241H36V240H35ZM37 241H40V240H37ZM42 241H43V239H42ZM54 241H55V239H54ZM88 241H89V240H88ZM106 241H107V240H106ZM110 241H111V240H110ZM113 241H114V240H113ZM113 241H112V243H113ZM123 241H124V240H123ZM125 241H126V240H125ZM144 241H146L145 238H144ZM144 241H143V242H144ZM149 241H150V240H149ZM149 241H148V242H149ZM151 241H152V240H151ZM172 241H173V240H172ZM190 241H191V240H190ZM198 241H199V240H198ZM200 241H202V240H200ZM225 241H226V240H225ZM225 241H224V242H225ZM263 241H264V240H263ZM7 242H9V241H7ZM16 242H18V241H16ZM19 242H21V241H19ZM30 242H32V241H30ZM30 242H28V245L31 244ZM33 242H34V241H33ZM49 242H50V241H49ZM108 242H109V239H108ZM116 242H117V241H116ZM118 242H120V240H119ZM143 242H142V243H143ZM146 242H147V241H146ZM154 242H155V241H154ZM167 242H168V241H167ZM177 242H178V241H177ZM180 242H181V240H180ZM185 242H187V241H185ZM191 242H192V241H191ZM202 242H203V241H202ZM207 242H208V241H207ZM214 242H215V241H214ZM217 242H218V240L216 241V244H217ZM224 242H223V243H224ZM250 242H251V241H250ZM254 242H255V239H254ZM260 242H262V241H260ZM260 242H259V243H260ZM23 243H24V242H23ZM23 243H22V244H23ZM63 243H64V242H63ZM65 243H66V242H65ZM70 243H71V242H70ZM120 243H121V242H120ZM120 243H119V244H120ZM122 243H123V242H122ZM130 243H131V242H130ZM133 243H134V242H133ZM136 243H137V241H136ZM140 243H141V241H140ZM140 243L138 242L139 245H140ZM160 243H161V242H160ZM211 243H213V242H211ZM219 243H221V242H219ZM219 243H218V244H219ZM227 243H228V242H227ZM227 243H226V244H227ZM241 243H243V242H241ZM6 244H7V243H6ZM9 244H10V242H9ZM12 244H13V243L11 242V245H12ZM17 244H18V243H17ZM34 244H35V243H34ZM42 244H43V243H42ZM45 244H46V243H45ZM51 244H52V242H51ZM71 244H72V243H71ZM84 244H85V243H84ZM84 244H83V245H84ZM124 244H125V243H124ZM128 244H129V243H127V245H128ZM143 244H145V242H144ZM149 244H150V243H148V246L150 247L151 244H150V245H149ZM157 244H158V243H157ZM171 244H172V243H171ZM178 244H179V242H178ZM194 244H195V243H194ZM221 244H222V243H221ZM221 244H220V245H221ZM238 244H239V243H238ZM246 244H247V243H246ZM250 244H251V243H250ZM255 244H256V243H255ZM23 245H24V244H23ZM25 245H26V244H25ZM32 245H33V243H32ZM35 245H36V244H35ZM52 245H53V244H52ZM59 245H60V243H59ZM76 245L78 246V244H76ZM83 245H81V246H83ZM108 245H109V244H108ZM152 245H153V243H152ZM168 245H170V244H168ZM173 245H174V244H173ZM175 245H176V244H175ZM180 245H181V244H180ZM182 245H184V244H182ZM204 245H205V244H204ZM209 245H210V244H209ZM242 245H243V244H242ZM242 245H241V246H242ZM253 245H254V244H253ZM256 245H257V244H256ZM5 246H6V245H5ZM7 246H8V245H7ZM21 246H22V245H21ZM26 246H27V245H26ZM40 246H41V244H40ZM42 246H43V245H42ZM60 246H61V245H60ZM60 246H58V247H60ZM81 246H80V247H81ZM94 246H95V245H94ZM96 246H97V245H96ZM106 246H107V245H106ZM113 246H114V245H113ZM128 246H129V245H128ZM137 246H138V245H137ZM146 246H147V245H146ZM148 246H147V248H148ZM153 246H154V245H153ZM155 246H156V245H155ZM161 246H162V244H161ZM163 246H164V245H163ZM201 246H202V245H201ZM216 246H217V245H216ZM221 246H222V245H221ZM230 246H231V245H230ZM230 246H229V247H230ZM232 246H233V245H232ZM234 246H235V245H234ZM247 246H248V245H247ZM247 246H246V248H247ZM262 246H263V245H262ZM11 247H12V246H11ZM24 247H25V246H24ZM36 247H37V246H36ZM52 247H53V246H52ZM54 247H55V246H54ZM54 247H53V248H54ZM65 247H66V246H65ZM75 247H76V246H75ZM78 247H79V246H78ZM80 247H79V248H80ZM104 247H105V246H104ZM108 247H109V246H108ZM115 247H116V246H115ZM122 247H124V246H122ZM141 247H143V246H141ZM169 247H170V246H169ZM173 247H174V246H173ZM186 247H187V246H186ZM203 247H204V246H203ZM229 247H228V248H229ZM8 248H9V247H8ZM50 248H51V247H50ZM61 248H62V246H61ZM61 248H60V249H61ZM124 248H125V247H124ZM144 248H145V247H144ZM158 248H159V247H158ZM193 248H194V247H193ZM205 248H206V247H205ZM213 248H214V246H213ZM222 248H223V247H222ZM222 248H221V249H222ZM242 248H244V247L242 246ZM251 248H253V246H251ZM251 248H250V249H251ZM6 249H7V248H6ZM13 249H14V248H13ZM28 249H30V248H28ZM34 249H36L35 246H34L33 250H34ZM57 249H59V248H57ZM67 249H68V248H67ZM80 249H81V248H80ZM103 249H104V248H103ZM106 249H107V248H106ZM112 249H113V248H112ZM119 249H121V248H119ZM122 249H123V248H122ZM129 249H130V248H129ZM148 249H149V248H148ZM159 249L162 250V248H159ZM178 249H179V248H178ZM215 249H216V247H215ZM226 249H227V248H226ZM248 249H249V247H248ZM258 249H259V248H258ZM36 250H37V249H36ZM73 250H74V249H73ZM73 250H72V251H73ZM77 250H78V249H77ZM94 250H95V249H94ZM96 250H97V249H96ZM114 250H115V249H114ZM114 250H113V251H114ZM116 250H117V249H116ZM131 250H132V249H131ZM164 250H165V249H164ZM168 250H169V249H168ZM179 250H180V249H179ZM187 250H188V249H187ZM202 250H204V249H202ZM202 250H201V251H202ZM213 250H214V249H213ZM213 250H212V251H213ZM223 250H225V249H223ZM253 250H254V249H253ZM0 251H1V250H0ZM34 251H35V250H34ZM38 251H39V250H38ZM60 251H61V250H60ZM64 251H65V250H64ZM68 251H70V250H68ZM120 251H121V250H120ZM126 251H127V250H126ZM126 251H123L122 253H125ZM134 251H135V249H134ZM151 251L153 252L154 250H151ZM171 251H172V250H171ZM175 251H176V250H174L173 252H175ZM181 251H182V250H181ZM196 251H197V250H196ZM210 251H211V250H210ZM210 251H209V252H210ZM1 252H2V251H1ZM15 252H16V251H15ZM27 252H29V251H27ZM36 252H37V251H36ZM80 252H81V251H80ZM80 252H79V253H80ZM109 252H110V251H109ZM118 252H119V251H118ZM118 252H116V253H118ZM127 252H128V251H127ZM132 252H133V250H132ZM132 252H131V254H132ZM157 252H158V251H157ZM162 252H163V251H162ZM162 252H161V253H162ZM186 252H187V251H186ZM188 252H189V251H188ZM190 252H191V251H190ZM226 252H228V251L226 250ZM229 252H230V251H229ZM236 252H237V250H236ZM249 252H251V251H249ZM7 253H8V252H7ZM31 253H32V252H31ZM70 253H71V252H70ZM74 253L76 254V252H74ZM77 253H78V252H77ZM88 253H89V252H88ZM129 253H130V252H129ZM177 253H178V251H177ZM213 253H214V252H213ZM216 253H217V252H216ZM240 253H241V251H240ZM252 253H253V252H252ZM252 253H251V254H252ZM261 253H262V252L260 251V253H259L258 255H260ZM0 254H1V253H0ZM59 254H60V253H59ZM64 254H68V253H64ZM125 254H126V253H125ZM142 254H143V252H142ZM149 254H150V253H149ZM152 254H154V253H152ZM165 254H166V253H165ZM165 254H163V256H164ZM172 254H173V253H172ZM178 254H179V253H178ZM183 254H184V252H183ZM194 254H196V253H194ZM194 254H193V255H194ZM1 255H2V254H1ZM3 255H4V254H3ZM9 255H10V254H9ZM19 255H20V254H19ZM30 255H31V254H30ZM80 255H81V254H80ZM80 255H79V256H80ZM89 255H91V253H90ZM94 255H95V254H94ZM99 255H100V254H99ZM120 255H121V254H120ZM127 255H128V253H127ZM133 255H134V254H133ZM135 255H136V254H135ZM143 255H144V254H143ZM169 255H171V254H169ZM175 255H176V254H175ZM185 255H186V254H185ZM193 255H192V256H193ZM206 255H207V254H206ZM215 255H216V254H215ZM5 256H6V254H5ZM5 256H4V258H5ZM11 256H12V255H11ZM20 256H21V255H20ZM22 256H23V255H22ZM42 256H43V255H42ZM42 256H40V257H42ZM59 256H62V254L59 255ZM71 256H72V255H71ZM73 256H74V255H73ZM73 256H72V257H73ZM77 256H78V255H77ZM102 256H103V255H102ZM102 256H101V257H102ZM136 256H137V255H136ZM136 256H135V257H136ZM188 256H189V255H188ZM199 256H200V255H199ZM208 256H209V255H208ZM8 257H9V256H8ZM13 257H14V256H13ZM13 257H12V258H13ZM15 257H17V256H15ZM26 257H28V256L26 255ZM37 257H38V256H37ZM87 257H88V256H87ZM89 257H90V256H89ZM114 257H115V256H114ZM127 257H128V256H127ZM127 257H125V258H127ZM132 257H133V256H132ZM172 257H173V256H172ZM172 257H171V258H172ZM176 257H177V256H176ZM180 257H181V256H180ZM190 257H191V256H190ZM195 257H196V255H195ZM219 257H220V256H219ZM256 257H257V254H256ZM29 258H30V256H29ZM47 258H48V257H47ZM65 258H66V256H65ZM67 258H69V257H67ZM78 258H79V257H78ZM78 258H75V259H78ZM80 258H82V257H80ZM107 258H109V257H107ZM107 258H106V259H107ZM129 258H131V257L129 256L127 259H129ZM138 258H139V257H138ZM145 258H146V256H145ZM152 258H153V257H152ZM161 258H165V257H161ZM161 258H160V259H161ZM166 258H167V257H166ZM198 258H199V257H198ZM198 258H197V259H198ZM247 258H248V257H247ZM258 258H259V257H258ZM258 258H257V259H258ZM260 258H261V256H260ZM6 259H7V257H6ZM15 259H16V258H15ZM45 259H46V258H45ZM45 259H44V260H45ZM59 259H60V257H59ZM86 259H87V258H86ZM119 259H120V258H119ZM150 259H151V258H150ZM172 259H173V258H172ZM172 259H171V260H172ZM177 259H179V257H178ZM181 259H182V258H181ZM185 259H186V258H185ZM195 259H196V258H195ZM16 260H17V259H16ZM18 260H19V259H18ZM18 260H17V263H18ZM26 260H27V259H26ZM30 260H31V259H30ZM39 260H40V259H39ZM62 260H63V259H62ZM82 260H83V258H82ZM82 260H81V262H83ZM95 260H96V259H95ZM114 260H115V259H114ZM114 260H113V261H114ZM117 260H118V259H117ZM125 260H126V259H125ZM134 260H135V259H134ZM134 260H133V261H134ZM151 260H152V259H151ZM164 260H165V259H164ZM168 260H169V259H168ZM171 260H170V261H171ZM174 260H175V258H174ZM174 260H173V261H174ZM192 260H193V259H192ZM208 260H209V259H208ZM212 260H214V258H213ZM218 260H219V259H218ZM233 260H234V259H233ZM239 260L241 261V259H239ZM239 260H238V261H239ZM255 260H256V259H255ZM262 260H263V258H262ZM262 260H260V261H261V264H262V262H263ZM4 261H6V260H4ZM12 261H15V260L12 259ZM24 261H25V260H24ZM50 261H52V260H50ZM50 261H49V262H50ZM69 261H71V260H69ZM123 261H124V260H123ZM131 261H132V260H131ZM138 261H139V260H138ZM161 261H163V260L161 259ZM178 261H179V260H178ZM181 261H182V260H181ZM199 261H200V260H199ZM204 261H205V259H204ZM222 261H223V260H222ZM238 261H237V262H238ZM242 261H243V260H242ZM245 261H246V260H245ZM248 261H249V260H248ZM8 262H9V261H8ZM8 262L6 261V263H8ZM10 262H11V261H10ZM20 262H21V260H20ZM26 262H27V261H26ZM31 262H32V261H31ZM33 262H34V260H33ZM38 262H39V261H38ZM38 262H37V263H38ZM45 262H46V260H45ZM66 262H67V260H66ZM96 262H98V261H96ZM104 262H105V261H104ZM125 262H127V261H124V263H125ZM136 262H137V261H136ZM141 262L147 264V262H144L143 260H142ZM149 262H150V261H149ZM179 262H180V261H179ZM190 262H191V261H190ZM196 262H197V261H196ZM214 262H215V261H214ZM214 262H213V263H214ZM257 262H259V261H257ZM1 263H3V262H1ZM1 263H0V264H1ZM17 263H16V264H17ZM21 263H23V262H21ZM29 263H30V262H29ZM37 263H36V264H37ZM46 263H48V262H46ZM67 263H68V262H67ZM75 263H76V262H75ZM87 263H89V260L87 261ZM92 263H93V262H92ZM152 263H153V262H152ZM152 263H151V264H152ZM163 263H164V261H163ZM180 263H182V262H180ZM185 263H186V262H185ZM192 263H193V262H192ZM242 263L246 264V262H242ZM11 264H12V263H11ZM14 264H15V262H14ZM32 264H33V263H32ZM42 264H43V263H42ZM49 264H51V263H49ZM57 264H58V262H57ZM62 264H63V263H62ZM68 264H69V263H68ZM76 264H77V263H76ZM94 264H95V263H94ZM125 264H126V263H125ZM160 264H162V263H160ZM166 264H167V262H166ZM168 264H169V263H168ZM170 264H171V263H170ZM177 264H179V263H177ZM189 264H190V263H189ZM194 264H195V263H194ZM235 264H236V263H235ZM251 264H252V263H251ZM258 264H259V263H258Z\"/></svg>",
  "mask_w": 264,
  "mask_h": 264
}]
</instances>
